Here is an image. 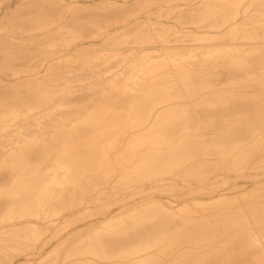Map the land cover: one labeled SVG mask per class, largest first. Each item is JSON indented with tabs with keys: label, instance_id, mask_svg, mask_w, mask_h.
I'll use <instances>...</instances> for the list:
<instances>
[{
	"label": "rangeland",
	"instance_id": "rangeland-1",
	"mask_svg": "<svg viewBox=\"0 0 264 264\" xmlns=\"http://www.w3.org/2000/svg\"><path fill=\"white\" fill-rule=\"evenodd\" d=\"M8 1V2H7ZM11 1H15V0H11ZM10 0H0V9L1 10H3V8L4 7H6V6H8V5H12L11 6V9H13L12 10V12H9V11H6V13L8 14V12L11 14L12 13V15H8L7 17H6V19L2 22V24H0V26H2V29L4 30L5 28L7 29V30H9L10 31V29H11V31H13V29L14 28H17L16 30L14 29V32L15 33H18V34H20L21 33V31L20 30H23L25 27L26 28H28L29 27V29H34V30H36V29H39V27H40V29H42L41 27L44 25V26H49V29H56L55 30V32L53 31L52 33H50L49 35H47V37H45L44 39L43 38H38V40L36 39V40H31V41H29V40H24V41H12V40H10L6 35H5V33L6 34H8L7 32H2V33H0L1 34V36H0V59L2 58L3 59V61H0V121L1 120H4V121H2L0 124H1V126H0V139L2 140H0V156L3 154H6V152H8V150H10L9 151V153H7L6 155H4V157H3V155L1 156V157H3L4 159H6V157L5 156H8L7 158H9V155L10 156H12L13 154L12 153H10V152H12L13 150L15 151V153H14V155H13V157L15 156V154L18 156V151H19V149L21 150V152L23 151L22 149H24L25 148V146H27L28 144H30V143H34V144H36L34 141H37L39 138H41L40 140H43V139H45V140H43V141H45L44 142V144H43V141H41L42 142V144H37V145H41V148H43L44 149V151H45V149H47V146H49L48 147V149L50 150V146L51 145H49L48 143H50V144H52V150H50V153H48L49 152V150L47 151V153L49 154V156H48V154L46 153H44L45 155H46V157H49V158H52V160L50 159L49 160V158H48V161L49 162H51L50 164H49V167H51V168H48V165H47V162L45 163L46 165H47V168L49 169H47L46 168V165H43V170L41 171V172H43L42 174H44L46 177L47 176H49L50 174H51V176L52 175H54V176H50V178L49 177H47L48 179H49V181H45V189H46V194H47V196L46 197H49L48 199L45 197L43 200H44V202L42 201V203H45L44 204V206H45V209H44V211H46V210H49V208H50V210L49 211H47L46 213H52L50 216H53L54 215V217H49V214H45V212L43 211H41L42 212V214H45V215H42L41 214V212L39 213V215H41V216H39V217H35V220L33 219L34 217H28V216H24V215H19L18 213H16L14 210H12V209H14L13 207H14V205L13 206H8L7 208H6V210L7 211H4V213H2V215L1 216H3L2 217V221L0 222V234L2 233V234H4V235H0V264H36V262H38V261H41L40 262V264H67V261L68 260H66L65 261V257L66 256H71L72 254V256H73V258H74V256H75V251H76V257L74 258V259H76V261L75 260H73V258H72V256H71V258H67V259H69V260H71L72 261V263L73 264H76L78 261H79V263L80 262H82V263H85V264H87V262H89V261H84V259H86V260H90V262L88 263V264H92L91 262V260L92 259H94L93 260V263H95V264H98V260L99 259H101V263H100V260H99V264H110L112 261H114V260H116L115 261V263L114 264H121V262H122V264H127L128 263V261H129V263L128 264H141V263H138V262H142V260H144L143 262L146 264V259L148 258V256H149V254H148V252H151V250H152V253H154L153 252V250L154 251H156L157 249L159 250H157L156 252H158V254H160V252L162 251V255H160V257H163L164 256V258H162V263L161 264H171V262H170V260L172 261L173 259H174V261H172V264H175L176 263V261H178L177 263L179 264L180 262L179 261H182V262H185V260H188V261H186L188 264H195V263H197V264H200V263H202V264H207V261H211V262H213L212 264H217V263H215V262H218V261H220V260H218L217 261V259H221V261L218 263V264H224V262H223V260L225 261V259H223L224 258V255H227L228 254V256L230 257H228L227 256V259H226V261H230L229 259H231V257H232V255H236L234 252H230L229 251V253L227 252V253H225V251H227V249H228V245H229V243H227L225 240H227V241H229L228 239L230 238V241L232 240V239H234V237L236 236H238L239 234H241V235H239L238 237H237V239H240V250H241V254H242V250L244 249V252H245V250H246V246H248L250 243L249 242H251V240H252V242L251 243H253V241L255 242L256 240V243H259V245L257 244V247L259 248L258 249V251L255 253V254H257L256 256H255V254L253 255V257L256 259V257L257 258H259L260 257V259L261 260H264V249H262V248H264V241L263 240H261V238L260 237H262V239L264 238V216L262 215V214H264V160L262 159V158H264V148L263 149H261L260 147L262 146V144H261V142H264V125H261V128L263 129H261V128H259L258 127V129L257 130H259V132L258 131H256V133L255 132H253V134L255 133L256 135H257V137L259 136V137H261L260 138V140H259V143L261 144V146H260V144H258V146H257V143H253L255 146H253L252 147V145L253 144H251V150L250 149H248L250 152L251 151H254V152H252V153H254L253 155L254 156H252V157H250L251 155H252V153H248V156H249V154H250V156L249 157H247V155L245 154L246 153V151H244V150H247V148L249 147L250 148V146H247V144L249 143V142H247L246 141V143H245V141H243V143H244V145H245V147H246V149L245 148H240L241 150V154L243 153V152H245L244 153V155H243V157L241 156V154L240 153H238L239 155H240V157H242V159L246 156V158L245 159H247V158H249V162L251 163V164H253L252 166H250L251 164H248L247 162H248V160H246L245 162L248 164V168L246 167V169H245V167H244V165L246 164H244L243 166H242V164L244 163V160H242L240 157H239V155L238 154H236L235 155V158H237V159H239L240 158V161L242 160L243 161V163H242V161L241 162H239V160H235V158H230L229 159V162H228V164H227V166H229V164H231L230 162H232L233 164H234V166H235V169H236V171H235V169H234V167H232V168H229V167H227V166H225L224 164H226L227 162H225V161H227V157H225L226 159H224L223 158V161L225 162L222 166H220L221 168L219 169V167H218V171H216L217 172V174L215 173V171H213L214 173H212V171L211 170H213V169H207L208 171H207V174H208V177H212V179L210 178V180L211 181H213L214 180V178H216L215 179V181H213V182H211L210 180H209V182H207L208 181V177H207V174H206V176H203V175H200V176H195L196 178H193L192 179V177L190 176V177H188L189 178V180H188V178L186 177V176H183V178L184 177H186L187 179L186 180H188V182H190L191 180L190 179H192L193 181V183L192 182H190V183H188L186 180H185V178H184V180L187 182H185L184 180L182 181V176H175V175H173L172 173V175L170 174V173H168V174H163L162 175V177L161 176H159V177H157L156 179H153V180H155V181H152V182H156L154 185H153V183L151 182V184H152V186H151V184H149L148 183V181L149 180H151L150 178H149V180L147 181L146 179V181H144V173H146L145 172V167H144V165H142V162H143V164L145 163L144 162V160L145 159H147L148 158V155H150V152H152L153 151V149L151 150V151H149V152H147L146 153V151H147V149L148 150H150L151 148H148L149 146H153L154 145V140H156L155 141V144H156V142H157V137L158 136H160V135H158L157 137H155V135H157V134H162V131H160V129L162 128V126H164V125H162V123H161V121H160V118L161 117H163V118H161V120H162V122L164 121V123H165V120L167 121L168 120V122H171V120L170 119H172V122L173 121H175L174 120V118H170L169 119V117H168V115H166L165 117L167 118H165L164 119V115L163 116H158V115H162V114H155L154 116H156V117H158V121H160V122H158V121H156V124L154 123V122H150L151 120L153 121V119L154 118H156V117H154V116H152L151 115V117L153 118V119H149V121L147 122H145V124L147 125H145V124H142V123H144V122H142L141 123V121H139V120H137L136 118H132V117H130L129 118V120L127 121V124L128 125H126L127 127H128V129H130L131 127H130V124H131V126H134V127H132L130 130H128L127 129V127L125 128V129H123L122 128V130H120L119 132L118 131H116V134L117 133H120L119 135L121 136H118V134H117V136L119 137H117L116 136V134H114L115 136V142H113L114 140L113 139H109V135H107L108 136V139H107V136L106 135H104V134H102V133H104L103 131V129H100V130H95V129H93V131L94 132H92V130H91V134L90 133H88L89 131H86L87 132V135L88 134H90V135H92L91 137H90V135H88V137H86L87 135L86 134H84V138H82L81 137V139L80 140H84V141H88L87 139H89L90 140V142H92V140L91 139H93V141H94V138H93V133H94V135L96 134V132H98L97 134V136H94L95 137V139H96V141L95 142H97L99 139L98 138H100L101 140V142H102V140L104 139V137H105V139H104V141H103V143L105 142H107V140L109 141V142H107L106 144H102L101 142V146L100 147H98V148H101V152H100V149L98 150V157L100 156V158L102 159V160H100L99 162L100 163H98L97 162V165L99 164L100 166H101V164H105V163H107V166L109 165V164H114L113 166H115V164H119L120 162L122 163H120L121 164V166H123V167H125V169L123 168V170H122V168L120 169V164H119V168H117L118 167V165H117V167L115 166V168H116V172H114L115 171V169L113 170V166H111V167H106L105 165V167L106 168H104V166L102 165L101 167H103L101 170L102 171H100V172H102V173H100L99 174V170L100 169H98L100 166L98 165V167L96 168L95 167V169H98V170H95V169H93L92 168V170H95V171H93V172H95L99 177H97V175H94L95 173H93L92 172V170H90V171H88L89 172V174L87 173V171H85V173L84 172H82L83 174L79 177V179H77L76 181H78V182H76V181H74V179L72 180L71 179V181H70V179L66 176V172L70 169V168H72V165L73 164H75V162L76 161H78V160H80L78 163L80 164V163H83L84 161H85V159L87 158V157H89V155H86V152H87V154H88V152H89V149H88V151H87V149L85 150L84 149V153H82L84 156L82 157V154H81V156H78V160L76 159L75 160V162H73L71 165L70 164H63L62 162L63 161H61V160H59L58 159V157H57V154H60L61 155V151H62V149L66 146V147H68V143H66L65 144V142H63V141H60V140H55V134L57 133V132H61V130H62V134H59L60 136V138H62L61 137V135L62 136H65V134L64 133H69V132H71L73 129L72 128H74L75 126H76V124L77 123H79V122H82V121H86V119L89 117V119H92L91 118V116L92 117H94V118H96L95 117V114L97 115V113L96 112H98V105H99V101L100 100H97L96 98V102L94 101H92V104H91V102L90 101H86L85 99H83L84 98V94H86V93H84L83 94V92L85 91V88L86 89H88L89 90V88H94L93 90H89V91H87V92H90L91 94L90 95H93V94H96L97 93V95H102L103 93H102V91H104V90H106V91H108L109 90V87L112 89V86H114V85H117V84H119L120 85V87L118 88L119 90H124L125 92L123 93L124 94V97H125V93H126V91L128 92H132V93H134L135 91H139V89L140 90H143L142 88H143V85L144 84H142L143 82L144 83H146L145 85L147 86V85H150V83H152L151 85H153V83H155V82H157L158 81V83L157 84H159L158 86H157V84H154L156 87H162L163 85H165L164 83H168V80H171V82L170 83H168V84H171L172 83V85H170V87H164L163 88V93L165 94V92H167V90L166 89H168V88H171L172 89V87H174L175 88V86H176V89L177 88H180L179 86H181V85H178V84H175L176 83V81H178L179 79H183L184 78V76L186 77V75L184 74L185 72H190V70L194 73H192V75H194L193 77L195 78V76H196V79H198L199 78V76H198V74L199 75H204V76H207V74H208V76H207V78H210V77H212V78H215L216 76V78H218V80L215 78V79H211L210 81H209V83H211V81L213 82L212 84H213V86L216 88V86H217V88L219 89V91L217 90L216 92H215V90L216 89H214V87L212 88V84H211V88L209 89V90H207L208 88L205 86H203V88H201L202 89V93H201V91L199 92V90H201L199 87L200 86H198V85H201V84H199V82H196V84H198L197 86H195L196 84H194V88L195 87H197V88H199L198 89V91L196 92V90H195V94H193V96L191 95V93H190V98H191V100H188V99H190V98H187V96H188V94H186V99L189 101V103H188V101H186V99L185 98H183L184 99V101H182V98L179 100V99H175L174 100V102L176 101H180V104H179V102H177L178 103V105H179V107H184V106H187V105H195L197 102H200V100L202 99L201 97L202 96H208V98L209 97H212L213 98V96L215 95V94H219L218 92H223V91H225V90H223V89H226L227 87H228V90L230 89L231 90V88L236 84V82H237V86L235 85V87H233L232 89H234V91H235V89H236V91H238V88L240 87L241 89H239L240 90V93H242L241 91L243 90V93H245V94H252V88H254V87H258V88H255V91H256V89L258 90H260V88L262 87L263 88V84H264V82H263V76H262V83H260V82H258V81H255V83L256 84H254V81H252L251 79H253L252 77H254V76H252L253 75V73H254V69L258 72V70H257V67L258 66H256L254 63H255V59L256 60H261L260 59V55H261V58H262V60L264 59L263 57H264V4H263V1L262 0H259V1H257V0H244V2H242L243 0H221V1H219V0H201L202 2L201 3H199L198 5H197V3H196V5H191L190 6V2H188L187 0H148V1H146V3L145 2H143V1H141L140 2V0L138 1V0H116V2L115 3H105L104 2V0H95L96 2L94 3L95 4V6L93 5V3H80V4H74L73 2H74V0H62V2L60 1V0H31L30 2H28V4L27 5H25V6H23V7H15V5H14V2H11ZM54 1V2H53ZM82 1V0H81ZM103 1V2H102ZM123 1H126V2H121ZM149 1H151V2H149ZM166 3H164V2ZM178 1H180V2H178ZM208 1H210V2H208ZM219 1V2H218ZM225 1H227V2H225ZM239 1V2H238ZM240 1L242 2L241 4H240ZM257 1V2H256ZM6 2V3H5ZM46 2V3H45ZM72 2V3H71ZM119 2V3H118ZM136 2H138V3H136ZM149 2V6L147 5V3ZM171 2V3H170ZM178 3V4H176V3ZM204 2H206L205 4H204ZM211 2H213V3H211ZM225 2V3H224ZM231 2H233L234 4H231ZM262 2V3H261ZM11 3H13V4H11ZM34 3V4H33ZM50 3V4H49ZM57 3H60V4H57ZM97 3V4H96ZM139 3H141V5L143 6V8L141 7V5L139 4ZM145 3V4H144ZM151 3V4H150ZM170 3V4H169ZM181 3V4H180ZM252 3V4H251ZM255 3V4H254ZM258 3V4H257ZM48 4V5H47ZM62 4V5H61ZM64 4V5H63ZM65 4H67V5H65ZM70 4V5H69ZM87 4V5H86ZM92 4V5H91ZM100 4V5H99ZM111 4V5H110ZM128 4H130V5H128ZM133 4V5H132ZM165 4V5H164ZM170 6H169V5ZM203 4V5H202ZM209 6H208V5ZM212 4V5H211ZM214 4V5H213ZM226 4H227V6H226ZM240 4V5H239ZM243 4V5H242ZM245 4V5H244ZM250 4V5H249ZM263 4V5H262ZM43 5H45V6H43ZM50 5V6H49ZM54 5V6H53ZM79 5V6H78ZM84 5V6H83ZM106 5V6H105ZM109 5V6H108ZM113 5V6H112ZM126 5V6H125ZM135 5V6H134ZM139 5H140V7H139ZM144 5H146V6H144ZM156 5V6H155ZM161 5H163V6H161ZM175 5V6H174ZM189 5V6H188ZM199 5H200V7H199ZM211 5V6H210ZM219 5V6H218ZM28 6V7H27ZM52 6V7H51ZM59 6V7H58ZM108 6V7H107ZM138 6V7H137ZM152 6V7H151ZM154 6V7H153ZM159 8H158V7ZM174 6V7H173ZM194 6V7H193ZM239 6H242V7H239ZM38 7V8H37ZM40 7V8H39ZM46 7V8H45ZM62 7V8H61ZM69 7V8H68ZM89 7V8H88ZM92 7V8H91ZM94 7V8H93ZM135 7V8H134ZM137 7V8H136ZM168 7V8H167ZM171 7V8H170ZM176 7V8H175ZM185 7V8H184ZM191 7H192V9H191ZM198 7V8H197ZM222 7H223V9H222ZM225 7H227V8H225ZM234 8V10H233V8ZM236 7V8H235ZM16 8H17V10H16ZM23 8V9H22ZM62 10H61V9ZM74 8V9H73ZM118 8V9H117ZM143 9V11H142V9ZM146 8V9H145ZM148 8H149V10H148ZM165 8V9H164ZM178 8V9H177ZM180 8H181V10H180ZM187 8V9H186ZM189 8V9H188ZM197 8V9H196ZM210 8V9H209ZM215 8V9H214ZM220 8V9H219ZM230 10H229V9ZM239 8V9H238ZM36 9V10H35ZM65 9V10H64ZM97 10L98 11V13L95 11V10ZM104 9V11H102ZM114 10V12H112L111 10ZM137 9V10H136ZM139 9H141V11L139 10ZM159 9V10H158ZM164 9V10H163ZM172 9V10H171ZM184 9V10H183ZM199 9V10H198ZM202 9V10H201ZM205 9L207 10V11H205ZM218 9V10H217ZM232 9V10H231ZM19 10V11H18ZM44 10H45V13H43L44 12ZM56 10H58V11H56ZM67 10V11H66ZM69 10H70V12H69ZM89 10V11H88ZM120 10V11H119ZM136 12H135V11ZM166 10V11H165ZM190 10V11H189ZM198 10V11H197ZM208 10H210V11H208ZM238 12H236V11ZM22 11V12H21ZM30 11V12H29ZM35 11V12H34ZM49 11V12H48ZM52 11V12H51ZM92 11V12H91ZM116 11V12H115ZM124 11V12H123ZM139 11V12H138ZM157 11V12H156ZM172 11V12H171ZM176 11V12H175ZM182 11V12H181ZM187 11H188V13H187ZM204 13H203V12ZM213 11V12H212ZM220 11V12H219ZM228 11V12H227ZM232 11L234 12V13H232ZM241 11V12H240ZM257 11V12H256ZM261 11V13H259ZM14 12V13H13ZM29 12V13H28ZM42 12V14H41V16L39 17L38 15H40V13ZM96 12V13H95ZM108 12H109V14H108ZM120 12V13H119ZM159 12V13H158ZM164 12V13H163ZM165 12H167V13H169L168 15H167V13H165ZM174 12V13H173ZM186 12V13H185ZM192 12V13H191ZM197 12H198V14H197ZM201 12L205 15V17H204V15L203 14H201ZM215 12H216V15H214L215 14ZM217 12L219 13V14H217ZM236 12V13H235ZM256 12V13H255ZM24 13V14H23ZM52 13V14H51ZM63 15H62V14ZM73 13V14H72ZM83 13V14H82ZM85 13V14H84ZM135 14V13H140L139 14V16H138V14H135L136 16H134V15H131V14ZM142 13V14H141ZM146 13V14H145ZM153 13V14H152ZM163 13V14H162ZM199 13H200V15H199ZM209 14V16H208V14ZM241 13V14H240ZM248 13V14H247ZM259 14V15H257L256 16V14ZM17 14V15H16ZM25 14H26V16H25ZM29 14V15H28ZM45 14H46V16H45ZM48 14V15H47ZM58 14V15H57ZM89 14H90V16H89ZM95 14H97V15H95ZM106 14V15H105ZM115 14H117V16L115 15ZM128 14V15H127ZM178 14V15H177ZM212 14V15H211ZM227 14V15H226ZM229 14V15H228ZM234 14V15H233ZM236 14V15H235ZM243 14H245V15H243ZM20 15H22L21 17H20ZM30 15H33V17L32 16H30ZM88 15V16H87ZM110 17H109V16ZM141 15H143V17L141 16ZM146 16V18H145V16ZM150 15V16H149ZM174 15V16H173ZM177 15V16H176ZM199 15V16H198ZM218 15V16H217ZM231 15V16H230ZM247 15V16H246ZM38 16V17H37ZM46 17V18H44V17ZM64 16H65V18H64ZM82 16V17H81ZM98 16V17H97ZM100 16V17H99ZM101 16H103V17H101ZM107 16V17H106ZM120 16V17H119ZM130 16V17H129ZM133 16V17H132ZM138 16V17H137ZM155 16V17H154ZM159 16V17H158ZM162 16V17H161ZM167 16V17H166ZM169 16H171V17H169ZM173 16V17H172ZM206 16H208V17H206ZM212 16H214V17H212ZM244 16H246L245 18H244ZM12 17V18H11ZM15 17V18H14ZM19 17V18H18ZM27 17V18H26ZM88 17V18H87ZM122 17V18H121ZM216 17H221L220 19L218 18H216ZM223 17V18H222ZM225 17V18H224ZM232 17V18H231ZM233 17H235V18H233ZM237 17V18H236ZM238 17H239V19H238ZM29 18V19H28ZM34 18V19H33ZM52 18H54V19H52ZM76 18V19H75ZM89 18H91V19H89ZM108 18V19H107ZM113 18H114V20H113ZM133 18H134V21H132L133 20ZM137 18V19H136ZM147 18H148V20H147ZM150 18V19H149ZM173 18V19H172ZM195 18H197L196 20H194ZM209 18V19H208ZM230 18V19H229ZM70 19V20H69ZM93 19H94V21H93ZM129 19V20H128ZM130 19H132L131 21V23H129L130 22ZM178 19V20H177ZM218 20V22H217V20ZM228 19H229V21H228ZM232 19H234L233 21H231ZM237 19H238V21H237ZM30 20V21H29ZM48 20V21H47ZM55 20V21H54ZM83 22H82V21ZM86 20V21H85ZM88 20V21H87ZM104 20V21H103ZM114 22H113V21ZM126 20H128V21H126ZM138 22V23H136V21ZM196 22H194V21ZM213 20V21H212ZM223 20V21H222ZM224 20H227V21H224ZM240 20H242L241 22H240ZM245 20V21H244ZM67 21V22H66ZM71 21V22H70ZM77 21V22H76ZM82 23H81V22ZM90 21V22H89ZM99 22V24H98V22ZM106 21H107V23H106ZM144 21V22H143ZM152 21V22H151ZM174 21H175V23H174ZM198 21V22H197ZM216 21V22H215ZM239 22V23H237V22ZM13 22H14V24H13ZM19 22V23H18ZM22 22V23H21ZM24 22V23H23ZM33 22V23H32ZM51 22V23H50ZM69 22V23H68ZM101 22V23H100ZM103 22V23H102ZM109 22V23H108ZM110 22H111V24H110ZM127 22H128V26H126V27H124V25L125 24H127ZM133 22H135L134 24H133ZM141 22V23H140ZM172 22V23H171ZM187 22H188V24H187ZM199 22H201L200 24H199ZM202 22H205L204 24L202 23ZM210 22V23H209ZM221 22V23H220ZM222 22L224 23V25L222 24ZM225 22H227L226 24H225ZM229 22H232V24L230 23L229 24ZM245 22H247V23H244ZM29 23V24H28ZM66 23V24H65ZM123 23V24H122ZM143 23V24H142ZM145 23H146V25H145ZM190 23H191V25H190ZM193 23V24H192ZM207 23V24H206ZM236 23V24H235ZM242 23V24H241ZM10 24V25H9ZM21 24V25H20ZM26 24V25H25ZM43 24V25H42ZM70 24V25H69ZM75 24V25H74ZM95 24H97V25H95ZM105 24H107V25H105ZM109 24V25H108ZM148 24V25H147ZM152 24V25H151ZM153 24H155V25H157V26H153ZM196 24V25H195ZM214 24V25H213ZM218 24L219 25H221V27L219 26L218 27ZM238 24V25H237ZM6 25V26H5ZM14 25V26H13ZM81 25V26H80ZM83 25V26H82ZM131 25V26H130ZM137 25V26H136ZM145 25V26H144ZM190 25V26H189ZM199 25V26H198ZM209 25V26H208ZM227 25V27L228 26H230L231 27V29H230V27L229 28H224V26H226ZM234 25V26H233ZM244 25V26H243ZM5 26V27H4ZM9 26V27H8ZM21 26V27H20ZM22 26H24V27H22ZM56 26H58V27H56ZM87 26H88V28H87ZM96 26V27H95ZM110 26H111V28H110ZM122 26H123V28H122ZM191 26H193V27H191ZM31 27V28H30ZM76 27V28H75ZM120 27L122 28V29H120ZM157 27H159L158 29H157ZM162 27V28H161ZM199 27V28H198ZM206 27H208V28H206ZM211 27H214L215 28V30H214V28H211ZM216 27H217V30H216ZM1 28V27H0ZM21 28V29H20ZM23 28V29H22ZM25 28V29H26ZM36 28V29H35ZM69 28V29H68ZM99 28V29H98ZM147 28V29H146ZM164 28V29H163ZM165 28H166V30H165ZM175 28V29H174ZM186 28V29H185ZM202 28V29H201ZM205 28V29H204ZM220 28H222L221 29V31H220ZM24 29V30H25ZM27 30V33H26V31H25V33H24V30L22 31V33H24L25 35H30V34H32V32H33V30L31 29V31L30 30ZM51 29V30H52ZM104 30V31H101V30ZM107 29V30H106ZM116 29V30H115ZM119 29V30H118ZM144 31H143V30ZM149 29V30H148ZM152 29V30H151ZM162 29L164 30V31H162ZM223 29H225V31L223 30ZM76 30V31H75ZM98 30V31H97ZM121 30V31H120ZM157 30V31H156ZM159 30V31H158ZM172 30H174V31H172ZM185 30V31H184ZM203 30V31H202ZM212 30H214V32L212 31ZM67 31V32H66ZM68 31L70 32V33H68ZM73 31V32H72ZM79 32V34H78V32ZM97 31V32H96ZM111 31H114V33L113 32H111ZM119 31V32H118ZM131 31V32H130ZM207 31V32H206ZM216 31H220V35H219V33L217 34L216 33ZM71 32H72V34L73 33H75V36L74 35H72L71 34ZM82 32V34H80ZM85 32V33H84ZM87 32H88V34H87ZM107 32V33H106ZM136 32V33H135ZM167 32H168V34H167ZM194 34H193V33ZM210 32H212V33H210ZM223 32V33H222ZM224 32H226V33H224ZM246 32V33H245ZM55 33V34H54ZM68 33V34H67ZM92 33V35H90V34ZM101 33V34H100ZM106 33V34H105ZM111 33V34H110ZM128 35H127V34ZM141 33V34H140ZM147 33V34H146ZM174 33H177V34H174ZM206 33H208V34H206ZM214 33V34H213ZM222 33V34H221ZM229 33V34H228ZM247 33H249V34H247ZM53 34V35H52ZM60 34V35H59ZM62 34V35H61ZM71 34V35H70ZM84 34V35H83ZM98 34V35H97ZM156 34V35H155ZM158 34V35H157ZM211 34V35H210ZM235 34V35H234ZM246 34V35H245ZM88 35V36H87ZM90 35V36H89ZM96 35V36H95ZM108 35H109V37H108ZM115 35H117L116 37H115ZM152 35H153V37H152ZM177 37H176V36ZM191 35V36H190ZM197 35V36H196ZM217 35V36H216ZM231 35V36H230ZM252 35V36H251ZM70 36V37H69ZM71 36H73L72 38H71ZM137 38H136V37ZM141 36V37H140ZM143 36H146V37H143ZM164 36V37H163ZM181 36V37H180ZM211 36H213V37H211ZM228 36H229V38H228ZM246 36V37H245ZM263 36V37H262ZM51 37V38H50ZM65 37V38H64ZM78 37H80V38H78ZM83 37V38H82ZM112 37V38H111ZM128 37V38H127ZM133 37V38H132ZM152 37V38H151ZM161 37V38H160ZM186 37H187V39H186ZM227 37V38H226ZM255 37V38H254ZM257 37V38H256ZM57 38V39H56ZM67 38V39H66ZM69 38H71V40H73V41H71ZM77 38V39H76ZM82 38V39H81ZM88 38H91V39H88ZM103 38V39H102ZM123 38V39H122ZM140 38V39H139ZM223 38V39H222ZM254 38V39H253ZM262 38V39H261ZM43 39V40H42ZM47 39V40H46ZM52 39V40H51ZM94 39V40H93ZM136 39V40H135ZM147 39V40H146ZM154 39V40H153ZM162 39H163V41H162ZM248 39V40H247ZM40 40V41H39ZM51 40V41H50ZM69 40V41H68ZM76 40L78 41V42H76ZM83 42H82V41ZM90 40V41H89ZM151 40V41H150ZM153 40V41H152ZM178 40V41H177ZM191 40H192V42H191ZM221 40V41H220ZM250 40H253V41H250ZM28 41V42H27ZM54 41H56V43L54 42ZM60 41V42H59ZM63 41V42H62ZM131 41V42H130ZM158 41H160V42H158ZM224 41V42H223ZM245 41V42H244ZM257 41V42H256ZM5 42V43H4ZM9 42V43H8ZM21 43V44H19V43ZM24 42V43H23ZM30 42V43H29ZM35 42V43H34ZM40 42V43H39ZM88 42V43H87ZM139 42V43H138ZM189 42V43H188ZM242 42V43H241ZM261 42V43H260ZM4 43V44H3ZM46 43V44H45ZM50 43V44H49ZM60 43V44H59ZM124 45H123V44ZM126 43V44H125ZM168 43V44H167ZM170 43V44H169ZM175 43V44H174ZM220 43V44H219ZM230 43V44H229ZM237 43V44H236ZM254 43V44H253ZM256 43V44H255ZM8 44V45H7ZM28 45V47L26 46V45ZM36 44V45H35ZM42 44H43V46H42ZM48 44L50 45V46H48ZM54 44V45H53ZM77 44V45H76ZM82 44V45H81ZM90 44V45H89ZM100 44V45H99ZM109 44V45H108ZM115 44V45H114ZM135 44V45H134ZM153 44V45H152ZM11 45V46H10ZM20 45V46H19ZM30 45V46H29ZM40 45V46H39ZM47 45V46H46ZM51 45H52V47H51ZM78 45H79V48H78V50L76 49V47H78ZM81 45V46H80ZM95 45V46H94ZM114 45V46H113ZM132 45H134V46H132ZM167 45V46H166ZM190 45V46H189ZM198 45V46H197ZM233 45V46H232ZM255 45V46H254ZM60 46V47H59ZM63 46V47H62ZM75 46V47H74ZM97 46V47H96ZM115 46H117V48H115ZM136 46V47H135ZM150 46V47H149ZM159 46H161V47H159ZM193 46H195V47H193ZM201 46H204V48L203 47H201ZM210 46V47H209ZM219 46V47H218ZM223 46V47H222ZM251 46V47H250ZM20 47V48H19ZM22 47V48H21ZM35 47V48H34ZM41 47H43V48H41ZM70 47V48H69ZM93 49V51H92V49ZM104 47V48H103ZM166 49H165V48ZM215 47H217L216 48V50H215ZM233 47V48H232ZM239 48V49H237V48ZM7 48H9V49H7ZM112 48V49H111ZM120 48V50L123 52H121L120 50L119 51H116V49L118 50ZM122 48V49H121ZM168 48H170V49H168ZM173 48V49H172ZM193 48V49H192ZM196 50H195V49ZM223 48H224V52H223ZM255 50H254V49ZM44 49V50H43ZM74 49V50H73ZM86 49V50H85ZM124 49V50H123ZM127 49H129V50H127ZM183 49V50H182ZM186 49V50H185ZM199 49V50H198ZM207 49V50H206ZM210 49H211V51H210ZM213 49V50H212ZM222 49V50H221ZM226 49V50H225ZM230 49V50H229ZM236 49V51H234ZM243 49V50H242ZM248 49H250V51L248 50ZM254 51H253V50ZM257 49V50H256ZM18 50V51H17ZM21 50V51H20ZM25 50H27V51H25ZM49 50H51L50 52H49ZM65 50H67V51H65ZM91 50V51H90ZM96 52H95V51ZM113 50V51H112ZM156 50V51H155ZM172 50V51H171ZM177 50H179V51H177ZM188 50V51H187ZM233 50V51H232ZM262 50V51H261ZM47 51V52H46ZM62 51V52H61ZM85 51V55L83 54V52ZM98 51H99V53H98ZM108 51V52H107ZM114 52V53H112V52ZM183 51V52H182ZM186 51V52H185ZM190 51V52H189ZM205 53H204V52ZM219 51V52H218ZM257 51V52H256ZM259 51V52H258ZM30 52H32L33 53V55H32V53H30ZM37 52H39V54L40 55H38V53ZM41 52V53H40ZM42 52H43V54H42ZM64 52V53H63ZM74 52V53H73ZM77 52L79 53V55H77ZM90 52V53H89ZM103 52H104V54H103ZM107 52V54H105ZM117 52H119V53H117ZM126 52V53H125ZM132 54H131V53ZM134 52L135 53H137L136 55L134 54ZM139 52V53H138ZM178 52V53H177ZM179 52H181V54H179ZM208 52V53H207ZM210 52V53H209ZM218 52V53H217ZM221 52H223L224 54H225V56L221 53ZM236 52V53H235ZM242 52H244L243 54H242ZM261 52V53H260ZM10 53V54H9ZM12 53L14 54V55H12ZM18 53H20V55L18 54ZM21 53H25V54H27V53H29V54H27V60H30V62H28L27 60H26V62H25V60L24 61H22V60H20L19 61V57L21 56ZM34 53H36V55H38V56H34ZM49 53H51V54H49ZM63 53V54H62ZM80 53H82V55L80 54ZM96 53V54H95ZM112 55H111V54ZM154 53V54H153ZM164 53H166L165 55H164ZM173 53V55H171ZM174 53H175V55H174ZM184 53V54H183ZM188 54V56H187V54ZM204 53V54H203ZM207 53V54H206ZM212 53V54H211ZM215 53H216V55H215ZM230 53V54H229ZM241 53V54H240ZM254 55H253V54ZM7 54V55H6ZM46 54V55H45ZM68 54V55H67ZM69 54H71V55H69ZM73 54H75V55H73ZM92 55V56H90V55ZM109 54H110V57H109ZM120 54H123L122 56L120 55ZM129 54V55H128ZM142 54V55H141ZM147 54H149V55H147ZM153 54V55H152ZM162 56H161V55ZM186 54V55H185ZM195 54V55H194ZM209 54V55H208ZM229 55V56H227V55ZM239 54H240V56H241V58H243V59H239ZM19 55V56H18ZM29 55H31V56H29ZM41 55H44V56H41ZM62 55V56H61ZM89 57H88V56ZM107 55V56H106ZM114 55V56H113ZM126 55V56H125ZM129 57H128V56ZM131 55V56H130ZM135 55V56H134ZM156 55V56H155ZM180 55V56H179ZM205 55H207V56H205ZM211 55V56H210ZM219 55V56H218ZM235 55L236 57H233V56ZM238 55V56H237ZM247 55V56H246ZM250 55V56H249ZM6 56H8V57H6ZM15 56V57H14ZM55 56V57H54ZM61 56V57H60ZM65 58H64V57ZM74 56V57H73ZM79 56H83L82 57V59H81V57H79ZM86 57V59H85V57ZM102 56H104L103 58H102ZM106 56V57H105ZM112 56V57H111ZM118 58H117V57ZM119 56H120V61H118L119 60ZM127 57V58H125V57ZM134 56V57H133ZM143 56V57H142ZM153 56V57H152ZM166 56V57H165ZM168 56H170V57H168ZM174 56V57H173ZM197 58H196V57ZM199 56V57H198ZM204 58H203V57ZM217 58H216V57ZM220 56H223V58L222 57H220ZM254 56V57H253ZM3 57H5V58H3ZM11 57V58H10ZM17 58V59H15V61H14V58ZM30 57V58H29ZM41 57V58H40ZM52 57H53V59H52ZM63 57V58H62ZM68 59H67V58ZM70 57V58H69ZM96 59H98L99 61H100V59H103V60H101L100 61V64H99V62L97 61V60H95V58ZM114 57V60L113 59H110V58H113ZM118 59H116V58ZM132 57H133V59H132ZM145 57H147L145 60L143 59V58H145ZM150 57V58H149ZM163 57V58H162ZM164 57H165V59H164ZM177 57H178V59L179 58H181V59H177ZM184 57V58H183ZM194 57V58H193ZM229 57V58H228ZM233 57V58H232ZM248 57V58H247ZM32 58V59H31ZM51 58V59H50ZM71 58H73V59H71ZM91 58V59H90ZM100 58V59H99ZM107 58V59H106ZM108 58H109V60H108ZM131 60H130V59ZM139 58H140V60H139ZM193 59V61H192V59ZM204 60H203V59ZM208 60H207V59ZM210 58V59H209ZM226 60H228V59H230V60H228V61H226ZM237 58V59H236ZM1 59V60H2ZM9 59V60H8ZM13 59V60H12ZM34 59V60H33ZM37 59V60H36ZM74 59L77 61H75V62H71V61H74ZM106 59V60H105ZM123 59V60H122ZM142 59V60H141ZM159 59V60H158ZM166 59H167V61H166ZM174 59V60H173ZM177 59V60H176ZM189 61H188V60ZM191 59V60H190ZM195 59V60H194ZM200 59V60H199ZM205 59H206V61H205ZM219 59V60H218ZM223 59V60H222ZM233 59V60H232ZM236 59V60H235ZM239 59V60H238ZM33 60V61H32ZM44 60V62H42ZM59 60V61H58ZM69 60V61H68ZM90 60V61H89ZM91 60H92V63H90L91 62ZM128 62H127V61ZM137 60V61H136ZM169 60V61H168ZM176 63H174L173 61ZM184 60V61H183ZM221 60V61H220ZM243 60V63L246 61H249V64L251 65V66H249L246 62H245V64L244 65H248V73H247V71H246V69H247V67H246V69H245V71H244V69H243V71H244V73H243V71H242V69H241V67H242V63H241V65H240V61H242ZM17 61V62H16ZM35 61V62H34ZM47 61V62H46ZM50 61V62H49ZM84 61V62H83ZM102 61H103V65L101 64L102 63ZM107 61L109 62V63H107ZM112 61V62H111ZM133 61V62H132ZM139 64H137L136 62ZM139 61H141L140 63H139ZM160 63H159V62ZM170 61L171 62H173L172 64L170 63ZM212 61V62H211ZM218 61V62H217ZM222 61H226V62H222ZM2 62V63H1ZM24 62V63H23ZM59 62V63H58ZM78 62H80V63H78ZM111 62V63H110ZM130 62V64L132 65H130L129 64V67H127L128 65H127V63H129ZM177 62L179 63V65L177 64ZM194 63V62H197V63H194V64H191V65H193V67L192 66H190V63ZM207 62H209V63H207ZM217 62V63H216ZM222 62V63H221ZM228 62H229V64H228ZM230 62H232V63H230ZM252 62H253V64H252ZM9 63V64H8ZM20 63H21V65H20ZM37 63V64H36ZM50 63H51V65H50ZM69 63V64H68ZM73 63V64H72ZM76 63V64H75ZM82 63H83V65H82ZM84 63H86V64H84ZM106 63V64H105ZM119 63V64H118ZM155 63H156V65H155ZM164 63V64H163ZM182 63V64H181ZM207 63V64H206ZM216 63V64H215ZM4 64V65H3ZM42 65V67H41V65ZM64 64V65H63ZM68 64V65H67ZM76 66H75V65ZM79 64V65H78ZM81 64V65H80ZM92 64V65H91ZM99 66H98V65ZM142 64V65H141ZM165 64H168V65H165ZM174 64V65H173ZM180 64H181V66H180ZM201 64H202V66H204L203 68L204 69H202V66H201ZM220 66V65H222V67H219L218 65ZM232 66H231V65ZM239 64V65H238ZM5 65H6V67H5ZM23 65V66H22ZM27 66V68H26V66ZM48 65V66H47ZM52 65H54L53 67H51ZM88 65V66H87ZM95 65V66H94ZM102 65V66H101ZM110 65V66H109ZM122 65V66H121ZM165 65V66H164ZM183 65V66H182ZM195 65H196V67H195ZM243 65V66H244ZM34 66V67H33ZM65 66V67H64ZM69 66V67H68ZM85 66H87V67H85ZM97 66V67H96ZM115 66V67H114ZM119 66V67H118ZM121 66V67H120ZM130 66H131V68H130ZM145 66V67H144ZM154 66V67H153ZM163 66V67H162ZM173 66V67H172ZM175 66V67H174ZM178 68H177V67ZM182 68V70L180 69V67ZM188 66V67H187ZM210 66V67H209ZM216 66V67H215ZM237 68V70H239V69H241L240 71H236L237 72V75L235 74V72H233V71H235L236 69H235V67ZM241 66V67H240ZM44 67V68H43ZM47 67H49V68H47ZM107 67H109L108 69H107ZM137 69H136V68ZM140 67V68H139ZM142 67V68H141ZM152 67V68H151ZM156 67V68H155ZM159 67H161V68H159ZM208 68L209 69V73H207V71H208V69L206 70V68ZM212 67H214V69L212 68ZM225 67H226V69H225ZM231 67H232V69H231ZM240 67V68H239ZM1 68H2V70H1ZM12 68V69H11ZM18 68V69H17ZM25 68L27 69L26 71H25ZM29 68V69H28ZM52 70H51V69ZM62 68V69H61ZM70 68V69H69ZM98 68H100L99 70H98ZM103 68V69H102ZM161 69V70H159V69ZM170 68V69H169ZM172 68H174L173 70H171ZM177 68V71L178 72H176V74H174V77L172 76V75H169V73L171 74V71H176L175 69ZM210 68H212L214 71L216 70V69H218L219 70V72H218V70H217V72L219 73L218 75L217 74H215L216 73V71H215V73H214V71H212L216 76H210V75H212V74H210L211 73V71L210 70H212V69H210ZM221 68H223V69H225V71L227 70V72L229 71V68H230V71L231 72H228L229 73V75L230 74H233V75H231V76H229L228 75V73L225 75V73L226 72H224V71H220V70H222ZM243 68V67H242ZM254 68V69H253ZM6 69V70H5ZM16 69H17V71H16ZM22 69H24V72H23V70ZM46 69V70H45ZM47 69H48V71H47ZM50 69V70H49ZM81 69V70H80ZM85 69V70H84ZM95 69H97V71L95 70ZM105 69V70H104ZM109 69H110V71H109ZM127 69V70H126ZM135 69V70H134ZM149 69H151L150 70V72H147V71H149ZM153 69H155V70H153ZM157 69V70H156ZM163 69L165 70V71H163ZM166 69H168V72H167V70ZM181 70L183 73L182 74H184V76L183 77H181V71H179V70ZM197 69V70H196ZM200 69H202L200 72L202 73V72H204V70L206 71L205 73H206V75H205V73H202V74H200V73H198V71L200 70ZM11 70V71H10ZM28 70H29V72H28ZM61 70V71H60ZM64 70V71H63ZM68 71V74H67V71ZM74 72H72V71ZM132 70V71H131ZM145 70V71H144ZM187 70V71H186ZM189 70V71H188ZM4 71V72H3ZM6 71H8V72H6ZM46 71V72H45ZM51 71H53V72H51ZM76 71V72H75ZM91 71H92V73H91ZM100 71L102 72V73H100ZM136 71H139V72H136ZM142 71H143V74H142ZM152 71V72H151ZM153 71H157L156 73L155 72H153ZM196 71H197V73H196ZM256 71H255V73H256ZM15 72H16V75H15ZM58 72V73H57ZM64 74H63V73ZM66 72V73H65ZM81 72H82V74L83 75H81ZM86 72V73H85ZM89 72V73H88ZM95 72V73H94ZM97 72V73H96ZM99 72V73H98ZM125 72V73H124ZM129 72V73H128ZM136 72V73H135ZM162 72V73H161ZM164 72H167L168 73V76H169V78H168V76H167V73H165V74H163ZM174 72H172V73H174ZM221 72H224V74L223 73H221ZM239 72V73H238ZM250 72H251V76L249 77V81H247L248 83H250L251 81L253 82V84H249L250 86H252V87H250L249 85H248V87H250L251 88V90H249V88H247V87H245V85H244V87H243V84H246L245 82H242V80H240V82L241 83H243V84H240V82L239 81H236V78L238 79V77H239V74L240 73H243V75H245V73H247V74H250ZM25 73V74H24ZM27 73V74H26ZM46 73V74H45ZM56 73V74H55ZM85 73V74H84ZM145 73V74H144ZM149 73V74H148ZM155 74V75H153V74ZM195 73L197 74V75H195ZM220 73L222 74V75H220ZM259 73V72H258ZM22 74V75H21ZM43 74V75H42ZM71 74V75H70ZM74 76H73V75ZM91 74V75H90ZM101 74V75H100ZM113 74V75H112ZM129 76H128V75ZM162 74H163V76H162ZM187 74V73H186ZM189 74V73H188ZM191 74V73H190ZM189 74V75H190ZM12 75H13V77L14 78H12ZM29 75V76H28ZM47 75V76H46ZM51 75V76H50ZM61 75H62V77H61ZM64 75V76H63ZM86 75H87V77H86ZM92 75H94V76H92ZM99 75V76H98ZM107 75H109V77L107 76ZM135 75H137V76H135ZM144 75V76H143ZM152 75H153V77H152ZM161 75V76H160ZM166 75V79H167V81H165L166 79H165V76ZM179 75V77H177ZM188 75V76H189ZM192 75H190V77H192ZM224 75V76H223ZM237 76L236 78H235V76ZM241 75V74H240ZM257 75H258V77L260 76V74H257L256 73V77L254 78V79H256L257 78ZM262 75V74H261ZM264 75V74H263ZM18 76V77H17ZM24 76V77H23ZM31 76V77H30ZM33 76V77H32ZM36 76V77H35ZM53 76V77H52ZM57 76V77H56ZM61 78H59V77ZM102 76V77H101ZM132 76H134V77H132ZM139 76V77H138ZM145 76H146V78L149 80V84H148V80H146L145 79ZM157 76L159 77V78H157ZM173 77L174 79V81L172 80V78L171 77ZM187 76V77H188ZM210 76V77H209ZM220 76V77H219ZM229 76V77H228ZM242 76V75H241ZM11 77V78H10ZM15 77H17V78H15ZM23 77V78H22ZM36 79H35V78ZM44 77V78H43ZM48 77V78H47ZM73 77H75V78H73ZM78 77V78H77ZM81 77H83V78H81ZM86 77V78H85ZM93 79H92V78ZM98 77V78H97ZM99 77H101V78H99ZM117 77V78H116ZM130 77V78H129ZM137 77H138V79H137ZM142 77V78H141ZM152 77V78H151ZM157 78V80H156V78ZM161 77H163V78H161ZM176 77V78H175ZM192 77V78H193ZM198 77V78H197ZM201 77V76H200ZM19 78V79H18ZM33 78V79H32ZM39 78V79H38ZM42 78V79H41ZM54 78V79H53ZM89 80H88V79ZM109 78V79H108ZM115 78V79H114ZM120 78V79H119ZM152 79L153 81L151 82V80L150 79ZM153 78H155V79H153ZM160 78H161V80H162V82H163V85H161V80H160ZM202 78H203V76H202ZM219 78H221V79H223V80H221V79H219ZM9 79H10V81H9ZM11 79H12V81H11ZM15 79V80H14ZM22 79V80H21ZM25 79V80H24ZM26 79H27V83H29V84H26ZM29 79V80H28ZM63 79V80H62ZM66 79H67V81H66ZM70 79V80H69ZM73 79V80H72ZM82 79V80H81ZM98 79V80H97ZM101 79H102V81H101ZM112 79V80H111ZM133 79V80H132ZM140 79V80H139ZM143 79H145L146 80V82H145V80H143ZM159 79V80H158ZM165 79V80H164ZM176 79H178V80H176ZM200 79V78H199ZM231 79V80H230ZM253 79V80H254ZM21 80V81H20ZM31 80V81H30ZM35 80V81H34ZM44 80H45V82H44ZM47 80V81H46ZM59 81V83H58V81ZM105 80H107L106 82H105ZM156 80V81H155ZM180 80V81H181ZM217 81V82H219L218 84L215 82V84H217L216 86L214 85V81ZM227 80V81H226ZM235 80V81H234ZM251 80V81H250ZM18 81V82H17ZM23 81H25L24 83H22ZM56 81V82H55ZM70 81V82H69ZM73 81V82H72ZM98 81V82H97ZM119 81H121L122 83H120ZM140 81H141V83H140ZM160 81V82H159ZM180 81H178V83L180 82ZM222 82V84H220L221 82ZM232 83H231V82ZM11 82V83H10ZM36 82H37V84H36ZM46 82H47V84H46ZM50 84H49V83ZM69 82V83H68ZM72 82V83H71ZM93 82V83H92ZM104 82V83H103ZM113 82H114V85H113ZM117 84H116V83ZM174 82V83H173ZM224 82V83H223ZM226 82V83H225ZM230 84H228V83ZM234 82H235V84H234ZM8 83V84H7ZM14 83H16V84H14ZM18 83V84H17ZM35 83V84H34ZM71 83V84H70ZM99 83V84H98ZM102 83V84H101ZM105 83L107 84V85H105ZM136 83V84H135ZM167 83H166V85L165 86H167ZM181 83V82H180ZM209 83H208V85H209ZM258 83H260L259 84V86L260 85H262L261 87H259V86H257V84ZM13 84H14V86H13ZM20 84V85H19ZM22 84V85H21ZM43 86H42V85ZM58 84V85H57ZM77 84V85H76ZM82 86H80V85ZM91 84V85H90ZM112 86H111V85ZM123 84V86H121ZM125 84V85H124ZM126 84H128V85H126ZM139 84H141L140 86H139ZM173 84L175 85V86H173ZM226 84H228L229 86H225ZM231 84H232V86H231ZM3 85H5V86H3ZM18 85V86H17ZM24 85V86H23ZM27 85H28V88H30L31 87V91H29V92H39L40 90H44V91H46L48 94H52V95H54L52 98L53 99H51V103L52 104H54V102H55V104L54 105H52V104H50V102H48L49 104H45V105H41V106H36V105H34L36 108H34L33 107V104H32V107H33V109H31L32 107H31V102L29 101V103H28V101H27V99L29 100V97H28V93H27V96H24V95H26L25 94V92H27V91H23V90H25V89H27L26 87H27ZM32 85V86H31ZM54 85V86H53ZM74 85V86H73ZM89 85V86H88ZM103 85V86H102ZM118 85V86H119ZM131 85H132V88H131ZM137 85L139 86V87H137ZM154 85L152 86V87H154ZM207 85V86H208ZM222 85H223V88H222ZM239 85V86H238ZM22 86V87H21ZM33 86H35V87H33ZM40 86V87H39ZM49 86V87H48ZM78 86V87H77ZM87 86V87H86ZM108 86V87H107ZM124 86H125V88H124ZM130 86V87H129ZM146 86H144V87H146ZM169 86V85H168ZM220 86V87H219ZM247 86V85H246ZM11 87H14V88H11ZM19 87V88H18ZM54 87V88H53ZM62 87V88H61ZM82 89H81V88ZM104 87H106V88H104ZM123 87V88H122ZM127 87H129V88H127ZM141 87V88H140ZM148 88L150 87V86H147ZM159 87V89L158 90H160V91H158L159 93H161L162 92V90H161V88ZM237 87V88H236ZM242 87H243V89H242ZM2 88V89H1ZM3 88H5V89H7L9 92L10 91H12L13 89H15V90H13L12 92L13 93H9L7 90H6V93H7V95H9L8 96V99H7V97H6V93H5V89H3ZM16 88H18V89H16ZM25 88V89H24ZM46 88V89H45ZM60 88V89H59ZM65 88H67V89H65L66 90V92H64V94L66 93V95H68L67 96V98H66V95H64L63 93H61V92H63L64 91V89ZM72 88V89H71ZM75 88V89H74ZM80 88V89H79ZM97 89V91H96V89ZM103 88V89H102ZM122 88V89H121ZM132 90H131V89ZM133 88H134V90H133ZM145 89L144 88V90H149V89ZM166 88V89H165ZM207 88V89H206ZM244 88H246V90L244 89ZM261 88V90H264V88L262 89ZM9 89H12V90H9ZM23 89V90H22ZM36 89V90H35ZM38 89V90H37ZM50 89V90H49ZM55 91H54V90ZM68 89H69V91H68ZM108 89V90H107ZM110 89V90H111ZM137 89V90H136ZM208 91V93H204L205 91ZM212 89V90H211ZM221 89V90H220ZM1 90H3L2 91V93H1ZM42 90V91H43ZM49 90V91H48ZM78 90V91H77ZM81 90H83L82 92H81ZM102 90V91H101ZM122 90V91H123ZM143 90V91H144ZM178 90V89H177ZM188 89H186V91H187ZM245 90V91H244ZM248 90V91H247ZM254 90V89H253ZM258 90V91H259ZM18 91V92H17ZM44 91L42 92V93H44ZM76 91H77V93L78 92H80V93H78V96L80 95L81 96V94H83L82 95V97H80V98H78V96L77 95H75L76 94ZM98 91H100V92H98ZM134 91V92H133ZM169 91H171V90H169L168 89V92ZM204 91V92H203ZM206 91V92H207ZM210 91V92H209ZM212 91H214V92H212ZM226 91H227V89H226ZM225 91V92H226ZM250 91V92H249ZM19 92H21V94L19 93ZM23 92H24V95H23ZM45 92V93H46ZM50 92V93H49ZM53 92H54V94H53ZM60 94H59V93ZM68 92H72L71 94L70 93H68ZM96 92V93H95ZM149 92H151V91H149ZM185 92V91H184ZM212 92V93H211ZM228 92V91H227ZM231 92H233L232 90H231ZM99 93V94H98ZM107 93V92H106ZM131 93V94H132ZM189 93V92H188ZM199 95H201V97L199 96V98L200 99H197L198 98V94ZM201 93V94H200ZM213 94V95H210V94ZM215 93V94H214ZM254 93H256V92H254ZM3 94V96H1ZM17 94V95H16ZM20 94V95H19ZM58 94L59 95H64V100H63V102L61 103V104H63V105H61L62 106V108L60 109V107H59V105H57V104H59V99L58 98H60L59 96H58ZM130 94V93H129ZM207 94V95H206ZM209 94V95H208ZM11 95V96H10ZM19 95V96H18ZM23 95V96H22ZM56 95L58 96V98H57V100H56ZM69 95H71V96H69ZM96 95V96H97ZM126 95H127V93H126ZM194 95H196L197 97H195L194 98ZM21 96H22V98H21ZM72 96H73V98H77V99H72ZM95 96V97H96ZM121 96H122V94H121ZM9 97H10V99H9ZM15 97H17V98H15ZM18 97H20V98H18ZM71 98L72 100H75V101H73V102H75L76 103V105H75V103L73 104V102L71 101V99H69V98ZM99 96H97V98H98ZM101 97V96H100ZM189 97V96H188ZM205 97V98H206ZM264 97V96H263ZM262 96L261 97H258V98H256V99H254L255 101H253L254 103H249V104H246L245 105V109L243 110V111H241L240 112V114L241 115H245V116H250V115H253V114H251L252 113V110L251 109H248V107L249 106H251L252 105V107H253V109L256 111L259 107V109L258 110H260V111H258V112H262V113H264V98H263ZM11 98H14V99H11ZM24 98H25V100L27 101V103L28 104H30V105H28L26 102H24L25 100H24ZM27 98V99H26ZM193 98V99H192ZM204 98V97H203ZM207 98V99H208ZM15 99H18V100H15ZM55 99V100H54ZM66 99V100H65ZM79 99H80V101L82 100V102L84 103H86V102H88L87 104L88 105H86L85 103H84V105L83 104H81V105H79L80 103H82V102H80L79 101ZM99 99V98H98ZM8 100V101H7ZM19 100L24 104L23 106V108L21 107L22 106V103L20 102V103H18L19 102ZM69 102H68V101ZM77 100V101H76ZM93 100V99H92ZM196 100V101H195ZM210 100V99H209ZM207 101L206 103H212V100H210V101ZM3 101V102H2ZM5 101V102H4ZM12 101H14V102H12ZM18 101V102H17ZM67 101V102H66ZM80 102V103H78L77 104V102ZM2 102V103H1ZM11 102H12V104H11ZM56 102H57V104H56ZM72 102V103H71ZM168 102L170 103V102H173L172 100H168L167 102H165V104H168ZM174 102H173V104H174ZM184 102H186L185 104H184ZM190 102H191V104H190ZM256 102V103H255ZM68 104V106H67V104ZM96 103L98 104V105H96ZM177 103H175L174 105L175 106H178L177 105ZM183 103V104H182ZM193 103V104H192ZM17 106H16V105ZM18 104H19V106L21 107L20 109L18 108V109H16V110H18L19 112L18 113H15L14 115L16 116V114H17V116L19 117H14L13 115H10L11 113H9V115H8V112L7 111H4V110H8L7 109V107H9V106H11V107H9V109H11L12 110V106H13V109H15V108H17V107H19L18 106ZM21 104V105H20ZM26 104H27V106H26ZM66 104V105H65ZM69 104L71 105V106H69ZM89 104L92 106H89ZM210 104H208V105H210ZM5 105V106H4ZM9 105V106H8ZM50 105V106H49ZM75 105V106H74ZM78 105H79V107H78ZM93 105H95V106H93ZM102 105V104H101ZM249 105V106H248ZM257 105V106H256ZM2 106V107H1ZM3 106H4V108H3ZM15 106V107H14ZM45 106H47V107H49L48 108V110L49 109H53V111L51 110V111H49L48 112V110L46 111V109L45 108H43V107H45ZM51 106H53V108H50ZM76 106L78 107V108H76ZM164 106V105H163ZM211 106V105H210ZM46 107V108H47ZM55 107H57V108H55ZM59 107V108H58ZM74 108V110H78L77 112L75 111V113H77L76 115L78 116V118L81 120V121H79L78 120V118H76L77 116H75V113H73L74 111H73V108ZM87 107V108H86ZM97 107V108H96ZM25 108V109H24ZM30 108V109H29ZM44 109L43 111L44 112H42V115H41V110H38V109ZM68 108V109H67ZM92 108H94L93 110H95V111H92ZM130 108V107H129ZM128 108V109H129ZM257 108V109H256ZM263 108V109H262ZM23 109L25 110V112L23 111ZM26 109H28V110H26ZM35 109H36V111H35ZM72 109V110H71ZM81 109H83V110H81ZM90 111V114H89V112L87 111ZM20 110H22V111H20ZM29 110H32V112L31 111H29ZM34 110V111H33ZM56 110V113L58 114V115H56L55 114V111ZM59 110V111H58ZM63 110V111H62ZM67 110V111H66ZM81 110V112H79ZM29 111V112H28ZM46 111V112H45ZM65 111V112H64ZM153 111V110H152ZM23 113V114H21V113ZM35 112V113H34ZM48 112V113H47ZM54 113V115H53V113ZM60 112V113H59ZM82 112H83V115L85 116V115H88V116H85L86 118H84L83 117V115H82ZM94 112H95V114H94ZM257 112V111H256ZM20 113V114H19ZM24 113L26 114L25 116H31L30 114H34L33 115V117L31 116V118H32V120L30 119V121L31 122H29V119H28V121L26 120L27 118H28V116L26 117V118H24ZM28 113V114H27ZM39 113V114H38ZM46 113H47V115H46ZM85 113V114H84ZM87 113V114H86ZM92 113H93V115H92ZM157 113H159V112H157ZM262 113H260V114H262ZM37 114H38V116H37ZM46 115V116H44V115ZM59 114H61V118H60V115ZM65 114V115H64ZM66 114H67V116H66ZM74 114V115H73ZM173 114V113H172ZM21 115H23L22 117H21ZM35 115H36V117H35ZM50 115H52V117L54 118H56L55 119V121H54V119L53 118H50V119H48L49 118V116ZM58 116V122H56L57 121V117L56 116ZM174 115L175 116H173V115H169L170 117L172 116V117H176V114L174 113ZM240 115V121L241 122H244L243 120L244 119H246V117H244L243 118V116H241ZM6 116H12V121L14 120V119H16V120H18V121H13L14 123L12 124V122H10L9 120H11V117H9L10 119H7V117ZM46 117L47 119H45L44 117ZM73 116V117H72ZM74 116H75V118L78 120V122L76 121V119H74ZM5 117V118H4ZM20 117H21V119L22 120H24V122L20 119ZM36 118V120H35V118ZM37 117H38V120H37ZM150 117V116H149ZM2 118V119H1ZM4 118V119H3ZM34 118V119H33ZM43 118V120H41ZM64 118H66V119H64ZM132 118V119H131ZM243 120H242V119ZM39 119H40V121H39ZM60 119H62L61 121H60ZM68 119L70 120V122L69 123H72V125L70 124V126H69V123L67 122L68 121ZM134 119V120H133ZM164 119V120H163ZM7 120H8V122L9 123H7ZM36 122H35V121ZM63 120L65 121V122H63ZM72 120V121H71ZM88 120V119H87ZM136 120V121H135ZM247 120V119H246ZM20 121V122H19ZM42 121V122H41ZM48 121V122H47ZM133 121V123L135 124V122H136V124L135 125H133V123H131V122ZM135 121V122H134ZM139 121V122H138ZM210 121V120H209ZM263 121H264V118H263ZM7 124H9V125H7ZM26 122H29V123H27L28 125H26L25 126V124H26ZM34 122V123H33ZM52 123H55V125L51 128L52 129V131H51V129H49L50 127H51V124ZM59 122H61V124L59 123ZM109 123H110V121H108ZM112 122V121H111ZM130 122V123H129ZM206 122H208V120H206ZM3 123V124H2ZM7 125V126H9L10 127V129H8L9 127H7L5 124ZM17 123V124H16ZM23 123V124H22ZM39 123V124H38ZM49 124V125H47V127H46V124ZM56 123L57 124H59V125H61V127L60 126H57L56 125ZM65 123V124H64ZM108 123V124H109ZM149 123H152L153 125H154V127H156L157 125H159L160 123H161V125H159V126H157L159 129L158 130H156L154 127H153V125H152V127L155 129V130H152L151 128H150V130H149V127H151V125L149 124ZM163 123V124H164ZM19 124H21L20 126L21 127H18L19 126ZM31 124V125H30ZM34 124V125H33ZM43 126H42V125ZM44 124H45V126H44ZM62 124L65 126H62ZM106 124H107V122H106ZM108 124H107V126H108ZM110 124H112V123H110ZM109 124V125H110ZM141 124V125H140ZM167 124V123H166ZM262 124H264V122L262 123ZM3 125V126H2ZM11 125H12V127L13 126H17L16 127V129H13V128H15V127H11ZM33 125V126H32ZM68 125V126H67ZM74 125V126H73ZM144 125H145V129H144ZM150 125V126H149ZM156 125V126H155ZM6 126V127H5ZM23 126H24V128L26 127V129H24L23 128ZM30 126H32V127H30ZM42 126V127H41ZM50 126V127H49ZM56 126H57V128L59 127V129H57L56 128ZM137 126V127H136ZM139 126V127H138ZM260 126V125H259ZM263 126V127H262ZM34 127H37L36 129L38 130H36ZM49 127V128H48ZM68 127H70V128H68ZM148 127V128H147ZM1 128H3V130H1ZM21 128L23 129V130H25V131H22L21 130ZM27 128H31V130H29V129H27ZM35 129V130H33V129ZM38 128H40V129H38ZM53 128H54V130H53ZM65 128V129H64ZM66 128H68L69 130L66 132H64L63 133V131L64 130H67ZM109 128V127H108ZM137 128H139L140 129V131H138V129ZM147 128V129H146ZM257 128V127H256ZM4 129H6L5 131H4ZM8 129V130H7ZM13 129V130H12ZM41 129H42V131H41ZM47 129V130H46ZM70 129H71V131H70ZM119 128H117V130H118ZM127 129V130H126ZM134 131H133V130ZM137 129V130H136ZM144 129V130H143ZM10 130V131H9ZM27 130V131H26ZM29 130V131H28ZM40 130V131H39ZM50 131L49 133V135L48 134H46V131ZM56 130H58L57 132H56ZM102 130V132H101V135H100V131ZM123 130H126V131H128V132H124L123 133ZM135 130L136 131H138V133H136L135 132ZM146 130H148V132L146 131ZM198 130V129H197ZM197 130H195V132L194 131H192L191 133H193V134H191L192 136L193 135H197L199 132H197ZM201 130V129H200ZM199 130V131H200ZM3 133H2V132ZM14 131V132H13ZM17 131H19V132H17ZM21 131V132H20ZM33 131H35V133L33 132ZM122 131V132H121ZM142 131H146V133H144V132H142ZM155 131V132H154ZM157 131H159V133H157ZM263 131V132H262ZM15 132H17V134L15 133ZM24 133V135H23V133ZM26 132V133H25ZM30 132V133H29ZM39 134V137H38V139H34V137H35V135L37 134V133ZM45 134H44V133ZM51 132L53 133V136L51 135ZM54 132H56L55 134H54ZM59 132V133H60ZM131 132V133H130ZM133 132H135L136 133V135H135V133H133ZM142 132V133H141ZM152 132V133H151ZM154 132V133H153ZM161 132V133H160ZM180 132V131H179ZM178 132V133H179ZM183 132V131H182ZM182 132H180L179 133V135H178V133L176 134V135H174L173 136V138L175 139V140H177V139H179V138H182V136H183V138H185L184 137V135H187V134H185V133H182ZM201 133L202 132H204V130H201L200 131ZM262 132V133H261ZM7 133H9V134H7ZM10 133H12V137H10L11 136V134ZM13 133H15V134H13ZM20 133H22V134H20ZM27 133H29L28 135L30 136H27L26 134ZM34 133V134H33ZM122 133L123 134H125V136H127V137H125L124 135H122ZM128 133V134H127ZM131 135H130V134ZM143 134V135H140V134ZM149 133H151V136H153L152 138L154 139H152V140H149L148 138H150L149 137ZM182 133V134H181ZM20 134V135H19ZM134 134V135H133ZM140 135L141 137H138V139L139 140H143V141H139V140H137V138H136V136H138V135ZM144 134H146V136L144 135ZM181 134V135H180ZM6 136L5 138L6 139H2V138H4L3 136ZM9 135V139H7L8 136ZM22 135V136H21ZM25 135L27 136V138L25 137ZM31 135H32V137H31ZM44 135V136H43ZM46 135H48L47 137H46ZM52 136V139H54V140H51V136ZM99 135L101 136V137H99ZM130 135V136H129ZM148 135V136H147ZM178 135V136H177ZM188 135H190V134H188ZM261 135V136H260ZM15 138H14V137ZM19 137V138H17V137ZM24 136V137H23ZM34 136V137H33ZM41 136H43V138L41 137ZM50 136V137H49ZM58 136V133H57V135H56V137ZM103 136V137H102ZM113 136V133H112V135H111V137ZM124 136V139H122V137ZM132 136H135V137H132ZM142 136H144L145 138L147 137V139H143V137ZM181 136V137H180ZM36 137H37V135H36ZM45 137V138H44ZM48 137H49V139H50V141H48L49 139H48ZM54 137V138H53ZM59 137H57V138H59ZM91 139H90V138ZM113 137V138H114ZM132 137V138H131ZM162 139H163V134H162ZM161 137L159 138V140H158V142H157V144L155 145V147L158 145H160L159 144V142L160 141H162V139H161ZM175 137H177V139L175 138ZM259 137H258V139H259ZM14 138V139H13ZM23 138H26V139H23ZM32 138V139H31ZM103 138V139H102ZM15 139H16V143H14V141H15ZM18 139V140H17ZM20 139H22V140H20ZM28 139V140H27ZM29 139H30V141H29ZM98 139V140H97ZM118 139H122L120 142H118V143H116L117 141H118ZM136 139L137 141H136V143H142V142H145L146 144H147V147H146V144H145V146H142V145H144V144H142V145H139L140 146V151H139V149H137L136 148V143L134 142V140ZM263 141H262V140ZM8 140H11L10 142L8 141ZM34 140V141H33ZM39 140V141H40ZM110 140H113V141H110ZM131 140H133V142L135 143V145H133L134 143H132V141ZM151 142V144L149 143V141ZM7 141V142H6ZM21 141V142H20ZM25 141H29L28 142V144H24V143H26ZM51 141H53L52 143H51ZM128 141L132 144V145H130V147H134V150H138V152L139 153H137V152H133L134 154H133V156L134 157H136V155H137V157L135 158V160H136V162H133L134 164V166H131L132 165V163L131 164H128L129 162H131V161H134V157H130V156H132V153H129V151H128V153L126 152V150H124V148L125 149H128L129 147V144H128ZM139 141V142H138ZM19 142V143H18ZM22 142H23V144H22ZM55 142H58V143H60V145L57 143H55ZM63 142V143H62ZM94 142V143H95ZM99 142V141H98ZM97 142V143H98ZM115 143L114 145L117 147H113V143ZM121 142H123V143H121ZM242 142V141H241ZM241 142H240V144H238L239 145V147H244V145L242 144L241 145ZM5 143V144H4ZM12 143H14L13 145H11ZM20 143L22 144L21 146H20ZM37 143H40V142H38L37 141ZM119 143H120V146H119ZM161 143V142H160ZM63 144V145H62ZM122 144V145H121ZM9 145H10V147H9ZM15 145H16V147H17V145H19L17 148L15 147ZM58 145H59V149H57L58 148ZM65 145V146H64ZM102 145H103V148H102ZM105 145V146H104ZM124 145V146H123ZM167 145H169V144H166V143H164V146H166L167 147ZM241 145V146H240ZM249 145H250V143H249ZM6 146V147H5ZM12 146H14L13 148H12ZM46 146V148H44ZM54 146H57V147H54ZM61 146H63L62 148H61ZM113 147L114 149V151L113 150H110V147ZM119 146V147H118ZM141 146L143 147V148H141ZM161 147H162V145H160ZM159 146V147H160ZM264 146V145H263ZM4 147V148H3ZM21 147H24V148H21ZM128 147V148H127ZM144 147H146V148H144ZM154 147V146H153ZM258 147V150H256V148ZM19 148V149H18ZM55 148H56V150H57V152L58 153H56V150H55ZM108 148H109V150L110 151H107L108 150ZM123 148V149H122ZM168 148V147H167ZM170 148V147H169ZM260 148V149H259ZM16 149H18L17 150V152H16ZM102 149H103V151H102ZM117 149V150H116ZM120 149V150H119ZM131 148H129V150H130ZM133 149V148H132ZM141 149H144V150H146V151H143V150H141ZM244 149V150H243ZM252 149H254V150H252ZM54 150V151H53ZM61 150V151H60ZM105 150L107 151V152H105ZM136 150V151H137ZM167 150V149H166ZM169 150V149H168ZM243 150V151H242ZM247 150V151H248ZM261 150V151H260ZM142 151V152H141ZM257 151V152H256ZM263 151V154H261V152ZM3 152V153H2ZM56 153V154H53V153ZM91 152V151H90ZM100 152V153H99ZM106 153V155H105V153ZM118 152L121 154H119V156H117L118 155ZM125 154H124V153ZM130 152H132V150L130 151ZM19 153H20V151H19ZM102 153V154H101ZM137 153V154H136ZM141 153V154H140ZM145 153H146V155H145ZM259 153H260V155H259ZM91 156L93 155V153H89ZM100 154V155H99ZM108 154L110 155V160H113V161H110V160H108ZM124 154V155H123ZM129 155V156H127V155ZM131 154V155H130ZM136 154V155H135ZM256 154V155H255ZM51 155H56V156H51ZM60 155H58V156H60ZM106 156V157H105ZM115 156V157H114ZM140 156V158H138ZM142 156V157H141ZM143 156H145V159H144V157ZM146 156H147V158H146ZM237 156V157H236ZM257 156H260V157H262V158H259V159H254V160H252L253 159V157L255 158V157H257ZM0 157V165L1 166H5L6 164H5V162H7V161H4V159H3V161L4 162H2V158ZM82 157V159H80ZM126 157H130V158H132V159H129V158H127L128 159V163H127V161H125V160H127L126 159ZM55 158V159H54ZM56 158H57V160H56ZM103 158H105V159H103ZM107 158V159H106ZM111 158H113V159H111ZM114 158H115V160H114ZM120 158H122L121 160H118V159ZM137 158L139 159V160H137ZM221 159H222V157H220ZM220 158H217V159H220ZM141 159H142V161H141ZM210 159V158H209ZM209 159H208V161H209ZM213 159V158H212ZM236 161H234V160ZM250 159L252 160V161H250ZM261 159V160H260ZM104 160V161H103ZM105 160H107V161H109V164H108V162L107 161H105ZM129 160H131V161H129ZM148 160V159H147ZM206 160V159H205ZM211 160V159H210ZM56 161V162H55ZM59 161V162H58ZM82 161V162H81ZM116 161H119V163L117 162V163H115ZM253 161H254V163H253ZM48 162V163H49ZM53 162H55L56 164H58V168L55 166L56 164H54ZM103 162H105V163H103ZM111 162V163H110ZM112 162H114V163H112ZM125 162V163H124ZM138 162V163H137ZM210 162V161H209ZM237 162H239L238 164L239 165H241V166H238V164H237ZM4 165H3V164ZM8 164L10 163V162H7ZM59 163H62L63 165H61V164H59ZM77 162H76V164H78ZM129 165V168H128V165ZM136 163H137V165L140 167V169H138V167H137V165H136ZM196 163V162H195ZM53 164V165H52ZM232 164V165H233ZM247 164H246V166H247ZM258 164V165H257ZM260 164V165H259ZM60 165V166H59ZM67 165H70V168H69V166H68V168H67ZM96 165V163L94 164V166ZM127 165V166H126ZM231 165V166H232ZM237 165V166H236ZM257 165V166H256ZM262 165V166H261ZM45 166V167H44ZM55 166V167H54ZM63 166H64V168H63ZM133 168V169H137L136 171L137 172H141V174H139V173H137L135 170H133V169H131V167ZM142 166H143V169H142ZM230 166V167H231ZM42 167V166H41ZM100 167V168H101ZM224 167V168H223ZM242 167H244L243 168V170L241 169ZM251 167V168H250ZM254 167V168H253ZM259 167V168H258ZM46 168V169H45ZM54 170H53V169ZM223 168V169H222ZM37 169V168H36ZM35 169V170H36ZM44 169H45V171H44ZM50 169H51V171H50ZM57 169H59L58 171H57ZM62 170V173H61V170ZM64 169V170H63ZM106 169H112V170H110V171H106L105 170V172H104V170ZM118 169V170H117ZM120 169V170H119ZM129 169H131L130 171L131 172H133V176H131L130 174H127V170H129ZM223 171H222V170ZM230 169V170H229ZM38 170H41V168L40 167H38ZM48 170V171H47ZM65 170H66V172H65ZM74 170V169H73ZM124 170L126 171V175H125V173H122V171L124 172ZM139 170V171H138ZM144 172H143V171ZM210 170V171H209ZM216 170H217V168H216ZM220 170V171H219ZM224 170L226 171V172H224ZM228 170H229V174H230V176H228ZM232 170V171H231ZM237 170L241 173H239V172H237ZM242 170V171H241ZM244 170H246L245 172H246V174H245V176H246V179H245V176H244V174L243 173H245V172H243ZM248 170H251V171H248ZM57 171V172H56ZM64 171V172H63ZM70 171H72L71 169H70ZM97 171V172H96ZM112 171L114 172V174H116V175H118V176H114V174H111L112 173ZM129 171V172H130ZM134 171H135V173H134ZM230 171H231V173L233 172V171H235V172H233L232 174L230 173ZM45 172H46V174H45ZM47 172H48V174H47ZM51 172V173H50ZM54 172V174H52ZM56 172V173H55ZM59 172V173H58ZM69 172V171H68ZM110 174H109V173ZM117 172H119V174L117 173ZM121 172V173H120ZM128 172V173H129ZM210 172H211V175L213 174V176H209V174H210ZM223 172V173H222ZM255 172V173H254ZM263 172V173H262ZM57 173H58V175L60 174V176H62V177H60L59 178V176L57 175ZM104 173H106V175H104ZM221 173V174H220ZM237 173V174H236ZM257 173V174H256ZM63 174V175H62ZM87 176H85V175ZM91 174V175H90ZM92 174H93V176H92ZM109 174V175H108ZM120 174H122V176L120 177L119 175ZM170 174V175H169ZM222 175V176H220V175ZM224 174V175H223ZM227 174V177L228 178H225L226 175ZM236 174V175H235ZM238 174H240V175H238ZM248 174H249V176H248ZM90 175V176H89ZM101 175H103V177L104 176H106V178H105V180H104V178L102 179V176ZM130 175L132 178V180H130V181H128V179H124L123 177L124 176H126L125 178H128V176ZM233 175H235V177L233 176ZM238 175V176H237ZM243 175V176H242ZM256 175V176H255ZM58 176V177H57ZM83 176H85L86 178H84ZM92 176V177H91ZM94 176H95V178H94ZM110 176H112V177H110ZM129 176V177H130ZM135 176V177H134ZM164 176V177H163ZM225 176V177H224ZM58 178V180H57V178ZM64 177H66V178H64ZM88 177H90L89 179L91 180L90 181V183L92 182V185L94 186H92L91 184V186L89 185V179H88ZM97 177V178H96ZM107 177H109V178H107ZM113 177H115L114 178V181L116 182V183H118V185L116 186V188H115V185L116 184H114V187H110V186H112V184H113ZM118 177V178H117ZM176 177V178H175ZM202 177H204V181L201 179ZM222 177V178H221ZM241 177H243V178H241ZM249 179H248V178ZM257 177V178H256ZM260 177H261V179H260ZM46 178V179H47ZM55 178H56V180H55ZM62 178V179H61ZM81 178V179H80ZM87 182V184L85 183L84 184V180ZM94 178V179H93ZM111 178V179H110ZM121 178H123V179H121ZM143 180H142V179ZM168 178H170V179H168ZM180 178V179H179ZM218 178V179H217ZM233 178H234V180H233ZM255 180H253V179ZM47 179V180H48ZM60 179V180H59ZM96 179L98 180V181H96ZM108 181H107V180ZM142 180L140 183H139V181L140 180ZM163 180V183H162V181H160V180ZM172 179H173V181H172ZM200 181H198V180ZM205 179L207 180L206 182H205ZM222 179H224V181L222 180ZM228 179V180H227ZM243 179H245V180H243ZM258 181H257V180ZM52 180L54 181L53 183H54V185H52L53 183H52ZM62 180V181H61ZM69 180V181H68ZM95 180V181H94ZM102 180H103V182L104 183H102ZM110 180V181H109ZM111 180H112V183H111ZM117 180H119V181H117ZM120 180H121V185H123L124 184V189H123V187L121 186V185H119V183H120ZM122 180L123 181H127L126 182V184H125V182H122ZM135 180V181H134ZM139 180V181H138ZM158 180V181H157ZM168 180V181H167ZM177 180H179V181H177ZM217 180V181H216ZM222 180V181H221ZM226 180V181H225ZM249 180V181H248ZM12 181V182H11ZM15 180L13 179V180H10V181H6V183L4 182V184L5 185H8L9 187L11 186V189L13 188V186L16 184H19L17 181H19L18 180V178H17V181L16 182H14ZM51 181V182H50ZM56 181H59V182H56ZM72 181H74V185H76V186H74L75 187V189L76 188H78V185L82 182L83 184H80V188H81V186H82V188L84 189H82L81 188V190H80V188H78V190L76 189H74V188H71L70 186H72L73 185V182ZM100 181V182H99ZM131 181H134V182H132V183H130ZM138 181V182H137ZM144 181V182H143ZM170 181V182H169ZM175 181V182H174ZM178 182V185L176 184L177 182ZM182 181V182H181ZM198 181V183H196L198 186H191V185H196L195 184V182H197ZM202 181V182H201ZM234 181H236L235 183H234ZM237 181H240V182H237ZM49 182H50V186L52 185V187H50V186H48V184H49ZM55 182H56V185H55ZM67 182V183H66ZM69 182H71V184H68ZM98 182V183H97ZM108 182V183H107ZM109 182H110V185H106V183L107 184H109ZM114 182V183H115ZM135 182H137V183H139L138 185H140V184H142L143 185V187L145 186V188H143V187H139L137 184H135ZM146 183L147 185H145V184H143V183ZM150 182V181H149ZM158 182H160L159 184L161 185H159L158 184ZM204 182V183H203ZM214 182H216V185H215V187L213 186L214 184H212L211 185V183H214ZM221 182V183H220ZM223 182V183H222ZM250 182V183H249ZM254 182V183H253ZM10 183V184H9ZM65 184V185H61V184ZM78 185H77V184ZM165 183V185L167 184L168 186L166 187L165 185H163ZM170 183V184H169ZM181 183V184H180ZM184 183V184H183ZM199 183H200V185H199ZM257 183V184H256ZM259 183V184H258ZM2 184H3V182H1L0 181V193L1 192H4V190H2L3 188L5 189V188H9V187H7V186H5L4 187V185L2 186ZM12 184V185H11ZM58 184V185H57ZM66 184H68V185H70V186H68V185H66ZM95 184H97V185H95ZM100 184V186H98ZM134 184L135 186H132V185ZM158 184V186H156ZM172 184V185H171ZM176 184V185H175ZM186 184L188 185V186H186ZM191 184V185H190ZM207 186H206V185ZM209 184V185H208ZM217 184H219V185H221V186H219V185H217ZM224 184V185H223ZM228 184V185H227ZM230 184V185H229ZM253 184H256V185H254V188H253ZM15 185V186H16ZM84 185V186H83ZM86 185L88 186V188L87 189H89L88 191L85 189L86 188ZM101 185H104V186H101ZM106 185V186H105ZM129 185H131L132 186V188L129 190L128 188L129 187H131V186H129ZM136 185H137V188L139 189V191L141 190V192H139L138 191V189L136 188ZM142 185H140V186H142ZM170 185V186H169ZM174 185V187H172ZM203 185H205L206 186V188H205V186L203 187ZM234 185V186H233ZM249 185V186H248ZM263 185V186H262ZM1 186H2V189H1ZM47 186V187H46ZM60 187V188H58V187ZM63 186V187H62ZM64 186H68V187H70L74 192H71L72 190L70 189V188H66V187H64ZM97 186V187H96ZM127 186H129V187H127ZM147 186V187H146ZM154 186H155V188L157 187V188H159V189H157V190H154L155 188H154ZM162 186H164V188L162 187ZM176 186V187H175ZM178 186V187H177ZM182 186H183V188H182ZM203 188H202V187ZM213 186V187H212ZM230 186H231V188H230ZM240 188H239V187ZM49 187L51 188L48 192H47V190L49 189ZM56 189H55V188ZM73 187V186H72ZM99 187H100V189H102V190H100L99 189ZM104 187H106V188H104ZM118 187V188H117ZM133 187L134 188H136L135 190H136V193L134 192L135 190L133 189ZM150 187V188H149ZM163 188V190H162V188ZM197 187H200V190H199V188H197ZM217 187V188H216ZM227 187V188H226ZM228 187H229V189H228ZM251 187V188H250ZM257 187V188H256ZM53 188H54V191H53ZM62 188H63V190H62ZM67 189V191H66V189ZM113 188V189H112ZM121 188V189H120ZM126 188H127V190H126ZM148 188V189H147ZM152 188H153V190H152ZM161 188V189H160ZM172 188V189H171ZM191 188V191L194 189L195 191H193L194 192V194L189 190ZM212 188V189H211ZM233 188L236 190H239L240 189V191H233ZM239 188V189H238ZM258 188H260V189H258ZM7 189H5V190H7ZM10 189V188H9ZM57 189H60V190H57ZM95 189V190H94ZM98 191H97V190ZM116 189V190H115ZM120 189V190H119ZM134 191H133V190ZM152 191H151V190ZM170 189V190H169ZM188 189V190H187ZM204 190V192H207V193H205V195H203L204 193H203V190ZM211 190V193L212 194H214V195H210V196H208V193L210 194V190ZM214 189H217V190H214ZM218 189H219V193H218ZM223 189L225 190L226 189V191L224 192L223 191ZM55 190H56V192L57 193H55ZM62 190V191H61ZM86 190V191H85ZM93 190V191H92ZM104 190V191H103ZM109 190V191H108ZM146 190V191H145ZM174 192H173V191ZM180 190H182V191H180ZM198 190V191H197ZM201 190H202V192H201ZM213 190H214V192H216V193H214L213 192ZM229 190V191H228ZM257 190V191H256ZM51 191H52V194H53V196L51 195ZM59 191H60V193H59ZM68 192V194H66L65 196L67 197V198H65V196H64V194L66 193V192ZM77 191V192H76ZM82 191V192H81ZM95 191V192H94ZM161 191V192H160ZM188 193H187V192ZM200 191V192H199ZM209 191V192H208ZM231 191H232V193H234V194H232L231 193ZM242 191V192H241ZM253 191V192H252ZM261 191V192H260ZM73 193L74 194V196H73V194H70V193ZM78 192H79V195H78ZM87 192V193H86ZM88 192H90V193H88ZM92 192H93V194H92ZM97 192H99L98 193V195L96 194ZM106 192V193H105ZM108 192V193H107ZM116 194H115V193ZM122 192V193H121ZM138 192V193H137ZM151 192V193H150ZM156 192V193H155ZM159 192V193H158ZM167 194H166V193ZM180 192V193H179ZM195 192H199V193H201V194H199L198 193V195H200L201 197H199ZM221 192V193H220ZM224 192V193H223ZM227 192H228V194H227ZM229 192H230V194H229ZM241 192V193H240ZM259 192V193H258ZM49 193V194H48ZM80 193L84 196V197H82V195L80 196ZM95 193V194H94ZM115 194V196H114V194ZM135 193V194H134ZM141 193H143V194H141ZM173 193V194H172ZM190 193V196L188 195ZM191 193H192V195H194L193 196V198H192V195H191ZM240 193V194H239ZM58 195V196H56V195ZM59 194H61V197H59L60 195ZM70 194V195H69ZM77 194V195H76ZM89 194H92V195H89ZM99 194H101L100 195V197H99ZM103 194V195H102ZM107 194V195H106ZM121 194V195H120ZM153 194H154V196H153ZM165 194V195H164ZM170 194V195H169ZM176 194V195H175ZM184 194H186V196H184ZM195 194H196V196H195ZM215 194H216V197H215ZM224 196H223V195ZM225 194H227V195H225ZM247 194V195H246ZM258 194H260L259 196H260V198H259V196H258ZM62 195L64 196V197H62ZM119 195V196H118ZM141 197H140V196ZM146 195V196H145ZM177 195H179L178 196V198H177ZM207 195V196H206ZM219 195H222V197L220 196V197H218ZM102 196V197H101ZM108 196V197H107ZM118 196V197H117ZM126 196V197H125ZM139 196V197H138ZM147 196L150 198H148V200H147ZM156 196V197H155ZM189 196V197H188ZM198 196V197H197ZM205 196H206V198H205ZM213 196V197H212ZM234 196H237V197H235L234 198ZM54 197V198H53ZM58 197V198H57ZM74 197V198H73ZM78 197H79V199H78ZM112 197V198H111ZM117 197V198H116ZM132 197V198H131ZM164 197V198H163ZM191 197V198H190ZM207 197H210V198H207ZM226 197V199L228 200V203H227V205L228 206H230V207H227L226 206V203L224 202V200H226V199H224L223 201H219L218 200V204H217V199H215V198H225ZM231 197L232 199H230L231 201H229V198ZM51 198V199H50ZM62 198V199H61ZM68 198H69V200H68ZM86 198V199H85ZM113 198H115L114 200H113ZM130 198V199H129ZM145 200H144V199ZM153 198L154 199H156L157 198V200H153ZM158 198H159V200H158ZM179 198H181V199H179ZM183 198H185V199H183ZM199 198H202V199H204V200H202V199H200L199 200ZM245 198H247L246 200H245ZM49 199H50V202L52 203L53 202V204H56V206H58V205H60V207L58 208L57 207V213H58V215H57V213L56 212H54L55 210V208H56V206L55 205H50V207L48 206L49 204H47V203H49L48 201H49ZM54 199L56 200V199H58V200H60V202H59V204L58 203H56V202H58V200H56V202L54 201ZM76 199H78V200H80V201H76ZM85 199V200H84ZM88 199V200H87ZM98 199V200H97ZM136 199V200H135ZM178 201H177V200ZM187 199V200H186ZM191 199V200H190ZM193 199V200H192ZM207 199H209V200H207ZM210 199L212 200L211 202H215V203H211L210 202ZM214 199V200H213ZM236 200V202H234V208L232 207L231 208V205L233 206V201H235ZM45 200H47V201H45ZM52 200V201H51ZM69 202H71V203H68V201ZM90 200V201H89ZM91 200H93V201H91ZM100 200V201H99ZM105 201V202H102V201ZM123 200V201H122ZM128 200V201H127ZM175 201V202H173V201ZM182 200V201H181ZM195 200V202H197V203H193V205L194 204H197V205H195L194 207H191L192 205H190L189 203H191L192 201H194ZM198 200H199V202L200 203H209V204H211V205H204V203H203V206L202 205H198ZM207 200V201H206ZM216 200V201H215ZM65 203H64V202ZM76 201V203H77V206L75 205V202ZM83 201V202H82ZM118 201V202H117ZM146 201H147V203H146ZM162 201V202H161ZM171 201V202H170ZM181 201V202H180ZM184 201V202H183ZM191 201V202H190ZM202 201V202H201ZM206 201V202H205ZM209 201V202H208ZM67 202V203H66ZM80 202H82V203H80ZM92 202V203H91ZM117 202V203H116ZM120 202V203H119ZM125 202H126V204H125ZM128 202V203H127ZM133 202V203H132ZM140 202V204H138ZM152 202L153 203H155L154 204V207H156V205H160V206H162V210L163 211H165V213H167L166 211H168L169 213H168V215L169 214H171L172 215V217L171 218H177L179 215H178V213L180 214V212H181V209H183L182 207H187V205L186 204H188V206L190 205V207L191 208H194V210H195V212H196V214H197V216H198V214L199 215H202V216H200V218L201 217H205L206 219L208 218V216L207 215H205L208 211H209V209H210V213H207L208 215H211V216H215V214L217 215L218 213H219V211L222 209V208H225L226 209V207L227 208H229V209H236L237 207H238V205H239V207L241 208L242 207V209L244 208L245 209V211L244 210H241L240 211V215H241V213L244 211V215H245V213H246V215H248V216H250V217H248V216H244V215H241V216H243V218L242 217H240V219H241V221L240 220H238V223H236V222H234V224L236 225V224H238V225H233V226H235V228H233V229H235V231H236V229L237 230H239V227L238 226H240V225H243L242 223H244V225L243 226H240V230H243V234H245V236L244 237H248V239L246 238V239H242V238H240V236L241 237H243L242 236V231H240L239 230V232L240 233H238V231H234L231 227H229L230 229H228L227 231H231V229L235 232L234 234V236H233V231H231L230 232V234H228L229 236H231V237H229V236H226L227 234H226V229L225 230H223L224 232V235L225 236H223V237H221L222 239V241H224V243H219L220 245H223L222 247L224 248V250H222L223 248H221V250H222V252L223 253H219L218 255H215L217 252H220L221 250H219L220 249V247L218 246V244H215L218 240L220 241V238H217L218 236H217V233L216 232H218L219 234L221 233V231L219 230L220 229V227H217V226H215L216 228H217V230H216V232H214V229H216L211 223H221L220 221H219V219L218 220H216V219H212V220H208V222H210V223H208V224H210V230H212L211 228H213L214 227V229L211 231L212 232V234H211V232H210V230H208V227H209V225L208 226H204L205 228H207V230L205 229V228H200V234H201V238H200V236H197L196 238H194L193 240L195 241H197L198 239H199V242L197 241V243L195 242V245H194V241L193 240H191V246L189 247V244H187L186 242L184 243L185 244V246H184V244H182V243H178L179 241L178 240H176V236H178L179 235V232H180V234H182L181 233V228L182 227H179V230H178V228H174V230H173V232H169L170 234H172L173 235V239H175V240H173V242H171L172 240H171V235L169 234V233H166V234H164V235H162L163 237H166V236H170L169 238H170V240H168V238L166 239V238H164V239H162V244H160V245H154L153 246V244H151V246H150V244L147 246V249H146V246L145 247H143V248H145L144 250H141V248H139V250L140 251H138V252H136V250H138V249H134V250H132V251H129L128 253H125V254H127V255H125L124 253H120V256H122L123 258L125 257L126 258V260H128V261H126V260H118V257L120 258V256H119V254H118V257H115V255L113 256L114 258H116V259H114L113 260V258L112 257H108V258H106V256H108L105 252H103L102 251V246H100V245H98V244H95L94 242H93V238H94V236L96 235V233L98 234V233H100L99 231H100V229H99V231H98V225H99V228H101L104 224H105V222L108 220V222H109V227L107 228L106 226V228L108 229H106L104 226H103V228H101V233H102V235H109V233H108V231L110 230V228L112 229V230H110L109 232H111L110 234H113V231H117L118 232V230H119V228H120V230L121 229H125V228H127L128 227V223H129V221L130 220H132L134 217L136 218V216L137 215H139L140 213L139 212H141L142 210V206H143V210L146 208H148L147 210H149V206H150V204H152ZM167 202V203H166ZM189 202V203H188ZM222 202V203H221ZM227 202V201H226ZM229 202H232V203H229ZM237 202H238V205H236L237 204ZM253 202V203H252ZM50 203V204H51ZM79 203H80V206H79ZM89 203V204H88ZM109 203V204H108ZM114 203V204H113ZM124 203V204H123ZM137 203V204H136ZM146 203V204H145ZM148 203H150V204H148ZM166 203V204H165ZM175 203H177V204H175ZM186 203V204H185ZM225 203V204H224ZM242 203V204H241ZM64 204H66V205H64ZM74 206H73V205ZM103 204V205H102ZM170 204V205H169ZM192 204V203H191ZM213 204V205H212ZM64 205V206H63ZM88 205H89V207H88ZM101 205V206H100ZM128 206V207H124V206ZM134 207H133V206ZM140 205V206H139ZM148 205V206H147ZM172 205V206H171ZM223 205V206H222ZM225 205V206H224ZM250 205V206H249ZM252 205H255V206H257L258 208H256L257 210H258V213L257 212H255V211H257L256 209H254V207L252 206ZM52 206H54V207H52ZM67 208H66V207ZM71 206H73L72 208H73V210L77 207V208H79V209H77V210H75V212L74 211H72V208L70 209V207ZM130 206H131V208H130ZM138 207V209L136 208V207ZM147 206V207H146ZM164 206V207H163ZM166 206V207H165ZM170 206H171V208H170ZM179 206V207H178ZM199 206V208L202 206V207H204V209L201 207V210H204V211H202L201 212V210L199 209V208H197V210L198 211H196V207H198ZM205 206H206V209H205ZM212 207V208H210V207ZM218 206H221V207H218ZM237 206V207H236ZM263 206V207H262ZM10 207V208H9ZM12 207V208H11ZM62 207V208H61ZM153 206H151V208H152ZM209 209H208V208ZM239 207L236 209V210H238L239 209ZM80 208H81V210H80ZM119 208H122V209H119ZM125 208V209H124ZM133 208H135L134 210L136 211V214H137V212H138V210H139V214H134V210H133ZM150 208V212H155L154 210H153V208L151 209ZM187 208H189V207H187ZM187 208H184L183 210H186ZM191 208H189V210H192ZM221 208V209H220ZM250 208H253L252 210H255L254 212H252V210L250 209ZM10 209L13 211V213H12V211H10ZM61 209V210H60ZM96 209V210H95ZM118 210L120 213H122V212H124L125 210H127V211H125L124 213H122V215H120V214H118L117 215V213H119V212H117V211H115V210ZM131 209V210H130ZM217 209H218V211H217ZM223 209L224 211H228V209ZM54 210V211H53ZM60 210V211H59ZM69 210H71L72 211V213L71 212H69ZM113 210V211H112ZM141 210V211H140ZM172 210V211H171ZM182 210V211H183ZM188 210V209H187ZM194 210H192V212H190L189 211V216H190V213H192V217H189V216H187V215H185L184 216V211L181 213V215H183V216H179L177 219H181L182 220V218H183V220H188V221H190V220H193L194 218H195V216H194V214H195V212L193 213V211ZM199 210H200V212H199ZM163 211H161V212H163ZM170 211H171V213H170ZM176 211H178L177 213H175ZM252 213H254V214H251L250 215V213L251 212ZM262 211V212H261ZM12 215H14L15 213V216H11L9 213ZM54 212V213H53ZM75 214H74V213ZM115 212V213H114ZM117 212V213H116ZM185 212H187L188 213V211H185ZM250 212V213H249ZM6 213V214H5ZM56 213V214H55ZM114 213V214H113ZM126 213V214H125ZM129 213V214H128ZM164 213V214H165ZM177 215H175V214ZM186 213V214H187ZM215 213V214H214ZM64 214V215H63ZM112 216H111V215ZM133 214H134V216H133ZM5 215H7V217H5ZM65 215H67V216H65ZM110 215V216H109ZM126 215V216H125ZM174 215V216H173ZM219 215V214H218ZM256 216V218L254 217V216ZM257 215H258V217H257ZM262 215V216H261ZM1 216H0V220H1ZM20 216V217H19ZM22 216V217H21ZM61 216H63V217H61ZM109 216V217H108ZM116 216H120V217H117V219H116ZM124 216L126 217V218H124ZM170 216V215H169ZM176 216V217H175ZM252 216V217H251ZM24 217H26V218H24ZM44 217V218H43ZM56 217V218H55ZM60 217V218H59ZM108 217V218H107ZM133 217V218H132ZM199 217V216H198ZM197 217V218H198ZM6 218V219H5ZM16 218V219H15ZM19 218V219H18ZM21 218V219H20ZM28 218V219H27ZM30 218V219H29ZM37 218L39 219L40 218V222L39 223H37L38 221H37ZM41 218H42V220H41ZM89 218V219H88ZM92 220H91V219ZM112 218V219H111ZM114 218V219H113ZM118 218H120L121 220H122V222L120 221V219H118ZM130 218H132V219H130ZM134 218V219H135ZM137 218H138V216H137ZM156 220H157V218L156 217H154ZM154 218L152 217V219L154 220ZM184 218H187V219H184ZM188 218H190V219H188ZM193 218V219H192ZM196 218V219H197ZM204 218V219H205ZM8 219H10V220H8ZM15 219V220H14ZM24 219V220H23ZM46 219H47V222H46ZM61 219H63V220H61ZM67 219V220H66ZM103 219H107V220H103ZM243 219V220H242ZM244 219H245V222H243L244 221ZM249 219H251V220H249ZM6 220V221H5ZM13 220V221H12ZM20 220V221H19ZM21 220H23V221H21ZM25 220H26V222H25ZM30 220H31V222H30ZM60 220V221H59ZM89 220V221H88ZM96 220V221H95ZM118 221L117 223H113V225H112V227H111V224H112V221H114V222H116V221ZM125 220V221H124ZM216 220V221H215ZM7 223V221H9L7 224L5 223V222ZM14 221H16V222H14ZM54 221V222H53ZM86 223H85V222ZM88 221V222H87ZM199 221H200V219H199ZM212 221V222H211ZM215 221V222H214ZM240 221V222H239ZM258 221V222H257ZM4 224H3V223ZM18 222V223H17ZM20 222H22V223H20ZM45 222V224H44V227H43V223ZM50 222H52L51 223V225H53V226H51V225H49V223ZM246 222H247V225H246ZM12 223V224H11ZM17 223V224H16ZM26 224V223H28L27 225H25V227L27 226L28 228H25V227H23V231H21V232H19V231H16V232H14V230H12L11 229V226L10 225H19L20 226V224ZM33 223H35V224H37V225H35V224H33ZM88 223H90V225L88 224ZM95 225H94V224ZM104 223V224H103ZM111 223V224H110ZM121 223V225L123 226H119V224ZM3 224V225H2ZM6 224V225H5ZM8 224H9V226H8ZM23 224V225H24ZM32 225L31 227H32V229H31V227H29V225ZM40 224V225H39ZM47 224L49 225V226H47ZM85 224V225H84ZM88 226H87V225ZM92 224H93V227H92ZM100 224L102 225V226H100ZM14 225V226H15ZM38 225H39V227H38ZM45 225L47 226V227H45ZM105 225H107V224H105ZM117 225V226H116ZM214 225H217V224H214ZM220 225V224H219ZM218 225V226H219ZM2 226H3V228L4 227H6V226H8L12 231H10L9 230V228L7 229V227L6 228H4V229H7V230H9V232L8 231H5L3 228H2ZM35 226V227H34ZM85 226V227H84ZM87 226V227H86ZM90 226V227H89ZM95 226V227H94ZM108 226V225H107ZM125 226H127V227H125ZM232 226V227H233ZM35 228V230L34 231H32L34 228ZM89 227V228H88ZM116 227V228H115ZM30 228V229H29ZM50 228V229H49ZM55 228H56V230H55ZM75 228H77V230L75 229ZM82 228H83V230H82ZM87 228V229H86ZM94 228H97V229H94ZM105 228V231L103 232V229ZM219 228V229H218ZM36 229H38V230H36ZM73 229L76 231H73ZM84 229H86V230H84ZM93 229V230H92ZM175 229H176V232H177V234H175L176 232H174L175 231ZM246 229V230H245ZM3 230V231H2ZM55 230V231H54ZM79 230V231H78ZM80 230H82V234H81V232H80ZM88 230V231H87ZM31 231V232H30ZM36 231V232H35ZM41 231V232H40ZM51 231V232H50ZM72 231V232H71ZM115 231V232H116ZM206 231V233H207V231H209L210 232V235H207V234H209V233H204ZM8 232V233H7ZM12 232H14V233H12ZM19 232V233H18ZM39 232V233H38ZM57 234H56V233ZM77 232H79V233H77ZM7 233V234H6ZM18 233V234H17ZM43 233V234H42ZM54 233V234H53ZM72 233H74V234H72ZM92 233V234H91ZM104 233V234H103ZM106 233H108V234H106ZM216 234V236H215V234ZM237 233V234H236ZM35 234V235H34ZM72 234V236H70ZM116 234V233H115ZM169 234V235H168ZM203 234H206V235H203ZM222 234V233H221ZM46 235H48L47 237H46ZM51 235V236H50ZM58 235V240H57V236ZM70 236L69 238L68 237H66V236ZM74 235V236H73ZM98 235H101V234H98ZM166 235V236H165ZM176 235V236H175ZM253 237H252V236ZM10 236V237H9ZM20 236H21V238H20ZM39 236V237H38ZM61 236V237H60ZM63 236V237H62ZM67 238L66 240H65V237ZM78 236V237H77ZM202 236H203V238H202ZM208 237V239H207V237ZM211 236H214V241L212 240V239H210L211 238ZM256 236H257V238H256ZM30 237V238H29ZM32 237V238H31ZM38 237V238H37ZM51 237V238H50ZM88 237H90V238H88ZM210 237V238H209ZM224 237L226 238V237H228V238H226V239H224ZM252 239H251V238ZM10 238V239H9ZM55 238H56V240H55ZM204 238H205V240H204ZM217 238V239H216ZM258 238H260V240L258 239ZM13 241H12V240ZM31 239V240H30ZM49 241H47V240ZM64 239V240H63ZM82 239V240H81ZM89 241H88V240ZM91 239H92V242H91ZM224 239V240H223ZM249 239H250V241H249ZM22 240V241H21ZM59 240H60V242H59ZM80 240V242H78ZM163 240L166 242H163ZM167 240L168 241H170V243H167ZM200 240H202V242L204 243L205 241H206V243H208V242H214V243H212V244H210L209 246H211V247H209L208 248V244H205V245H201V244H203ZM204 240V241H203ZM249 241L248 242V244L245 246L244 245V242H246V241ZM2 241V242H1ZM18 241V242H17ZM21 241V243H19ZM46 241V242H45ZM56 241H57V243H56ZM63 241H64V243H63ZM193 241V242H192ZM208 241V242H207ZM216 241V242H215ZM221 241V242H222ZM244 241V242H243ZM260 241V242H259ZM59 242V243H58ZM62 242V244H60ZM89 242H90V244H89ZM17 243V244H16ZM49 243H50V245H49ZM80 243V244H79ZM88 243V244H87ZM175 243H178L179 245H180V247H181V245H182V247L180 248L177 244H175ZM201 243V244H200ZM242 243H243V246H242ZM46 244H48L49 246H50V248H49V246L48 245H46ZM54 244H56V245H54ZM78 244V245H77ZM168 244V245H167ZM171 244H174L175 246H173V245H171ZM194 246H193V245ZM197 244H198V246H197ZM227 244V247L225 246ZM255 244V243H254ZM263 244V245H262ZM54 245V246H53ZM62 245V246H61ZM79 245H81V246H79ZM84 245V246H83ZM164 247L165 245H167V246H165V248H163L162 246ZM169 245H171V246H169ZM200 245H201V249H203L202 251H199V250H201L200 249ZM56 246V247H55ZM79 246V247H78ZM84 248H83V247ZM90 246V247H89ZM161 246V247H160ZM173 246V248L174 249H176L175 247H177L178 246V248L180 249H176V250H171V247ZM187 246H188V248L190 249V251L192 250V251H194V249H195V251L197 250V248H199L198 250H197V252H196V254L197 255H194L195 254V252H193L191 255L192 256H195V257H192V256H190V258H192L191 260L193 261H191L188 257L189 256H187V255H190L189 253H191L190 251H188V249H187ZM203 246V247H202ZM206 246H207V248H206ZM212 246L213 247H215L216 246V249L214 248V249H212ZM241 246H242V248H241ZM263 246V247H262ZM43 247V248H42ZM45 247V248H44ZM58 247L60 248V249H58ZM70 247V248H69ZM73 247V248H72ZM92 247H95L94 248V250H91V249H93ZM151 247V248H150ZM152 247H154V248H152ZM157 247H160V248H162V249H164V251L162 250V249H160V248H157ZM168 247H170V250H171V253H172V251H174L172 254H171V257H170V254L168 255L167 253H169L167 250H169V248ZM193 247V248H192ZM197 247V248H196ZM204 247L206 248V249H208V251L206 250V249H204ZM262 247V248H261ZM66 248V249H65ZM80 248L81 249H85V248H87V249H85L84 251L85 252H87L88 250H91V253H93V254H91V253H89L90 251H88L87 253H84V251H83V253L86 255V257L85 258H82L81 257V259L79 258L80 256H79V254L81 253V254H83L82 253V251L80 250ZM89 248V249H88ZM91 248V249H90ZM98 248V250H101V251H96L95 249H97ZM102 248V249H101ZM142 248V249H143ZM155 248H156V250H155ZM219 248V249H218ZM226 248V249H225ZM43 249V250H42ZM52 249V250H51ZM68 249V250H67ZM72 249V250H71ZM150 249V250H149ZM182 249V250H181ZM211 249L212 250H214V251H211ZM260 249H261V251H260ZM48 253V255L49 254H51V256H48L47 255V253H44L45 251ZM51 250V251H50ZM58 250V251H57ZM73 251V252H71V251ZM81 251L80 253H79V251ZM146 250V251H145ZM167 252H166V251ZM185 250H187V251H185ZM61 251V252H60ZM78 251V252H77ZM93 251V252H92ZM134 251V252H133ZM141 251H142V253H141ZM144 251V252H143ZM148 251V252H147ZM199 251V252H198ZM205 251L208 253V257L206 256V254H205ZM260 251V252H259ZM56 252V253H55ZM99 252H101V253H99ZM135 252H136V254H137V256H136V254H135ZM145 252H147V254L145 253ZM179 252V253H178ZM201 252V253H200ZM212 252V253H211ZM213 252H214V254H213ZM243 252V253H244ZM42 253V254H41ZM62 253H64V254H62ZM70 253V254H69ZM99 254V256L101 257V258H99V257H97V255ZM144 253H145V255L147 256L146 258H144L145 257V255H144ZM182 253V254H181ZM198 253H200V255H202V257L198 254ZM232 255H231V254ZM234 253V254H233ZM259 253V254H258ZM40 254H41V256H40ZM46 256H48V257H51V259L49 258L48 259V257L46 258V257H44L45 255ZM57 256H55V255ZM61 254V255H60ZM80 254V255H81ZM83 254V255H84ZM88 254V255H87ZM91 254V255H90ZM94 254H95V257H93L94 256ZM100 254H102V255H100ZM122 254V255H121ZM138 254H140V255H138ZM142 254H143V257H142ZM215 255L214 257H215V260H214V257L213 256H211V255ZM224 254V255H223ZM230 254V255H229ZM240 254V255H241ZM44 255V256H43ZM60 255V256H59ZM66 255V256H65ZM84 255V256H85ZM90 255V256H89ZM105 255V256H104ZM134 255V257H132L131 258V256H133ZM166 255H168V256H166ZM185 255H186V257L188 258V259H186V257H185ZM198 255H199V257H198ZM6 256H8V257H6ZM82 256V255H81ZM93 257L92 259L90 258V257ZM103 256V257H102ZM117 256V255H116ZM130 256V257H129ZM167 258H166V257ZM205 256L207 257V259L205 258ZM211 256V257H210ZM217 256V257H216ZM222 256V257H221ZM261 256H263V257H261ZM41 257V258H40ZM89 257V258H88ZM105 257V258H104ZM141 259H140V258ZM182 257V258H181ZM183 257H184V259H183ZM197 257L198 258H201L200 259V261H199V263L197 262L198 261V259H197ZM221 257V258H220ZM44 258L47 260H45V262H44ZM55 258V259H54ZM57 258V259H56ZM77 258L78 259H80V260H77ZM134 258V259H133ZM138 258H139V260H138ZM177 258H181L180 260L179 259H177ZM193 258L195 259V261L193 260ZM217 258V259H216ZM229 258V259H228ZM263 258V259H262ZM4 259V260H3ZM37 259H38V261H37ZM98 259V260H97ZM106 260V262H104L105 260ZM108 259V260H107ZM133 261H132V260ZM135 259H136V261H135ZM183 259V260H182ZM260 259H257V261L259 262V263H261V264H264L263 262L264 261H259ZM62 260L65 262V263H62ZM163 260H165L164 261V263H163ZM166 260H168V262H166ZM190 260V261H189ZM43 261V262H42ZM96 261V262H95ZM110 263H109V262ZM118 261H119V263H118ZM205 263H204V262ZM225 261V262H226ZM13 262V263H12ZM55 262V263H54ZM117 262V263H116ZM126 262V263H125ZM131 262H134V263H131ZM181 262V263H182ZM210 262V263H211ZM221 262H223V263H221ZM39 263V262H38ZM71 262L69 261L68 262V264H70ZM71 263V264H72ZM79 263H77V264H79ZM82 263H80V264H82ZM113 263H111V264H113ZM176 263V264H177ZM186 263V264H187ZM143 264V263H142ZM182 264H185V263H182Z\"/></svg>",
	"mask_w": 264,
	"mask_h": 264
},
{
	"label": "bare ground",
	"instance_id": "bare-ground-1",
	"mask_svg": "<svg viewBox=\"0 0 264 264\" xmlns=\"http://www.w3.org/2000/svg\"><path fill=\"white\" fill-rule=\"evenodd\" d=\"M11 1V0H10ZM31 0H15V1H11V2H14V5H15V7H23V6H25V5H27L28 4V2H30ZM49 1V0H48ZM58 1V0H57ZM61 2H62V0H60ZM70 1V0H69ZM131 1V0H130ZM133 1V0H132ZM139 1V0H138ZM141 1H143V2H145L146 3V1H148V0H140V2ZM154 1V0H153ZM157 1V0H156ZM160 1V0H159ZM173 1V0H172ZM188 2H190L191 4H190V6L191 5H193L194 3V5H196V3H197V5L199 4V3H201L202 1L201 0H187ZM219 1H221V0H219ZM218 1V2H219ZM232 1V0H231ZM257 1H259V0H257ZM256 1V2H257ZM263 1V0H262ZM8 2V1H7ZM54 2V1H53ZM96 1L95 0H74V4H80V3H93V5L95 6V3ZM103 2V1H102ZM104 2L105 3H115L116 2V0H104ZM121 2V1H120ZM123 2V1H122ZM121 2V3H122ZM124 2H126V1H124ZM123 2V3H124ZM149 2H151V1H149ZM149 2L147 3V5L149 4ZM164 2V1H163ZM178 2H180V1H178ZM208 2H210V1H208ZM225 2H227V1H225ZM224 2V3H225ZM239 2V1H238ZM242 2H244V0L242 1ZM241 1H240V4L242 3ZM6 3V2H5ZM46 3V2H45ZM72 3V2H71ZM119 3V2H118ZM136 3H138V2H136ZM144 3V4H145ZM152 3V2H151ZM150 3V4H151ZM165 3V2H164ZM171 3V2H170ZM169 3V4H170ZM176 3V2H175ZM206 2H204V4H205ZM211 3H213V2H211ZM245 3V2H244ZM262 3V2H261ZM11 4H13V3H11ZM34 4V3H33ZM50 4V3H49ZM57 4H60V3H57ZM97 4V3H96ZM110 4V5H111ZM140 5H141V3H139ZM166 4V3H165ZM164 4V5H165ZM168 4V5H169ZM176 4H178V3H176ZM181 4V3H180ZM231 4H234L233 2H231ZM239 4V5H240ZM252 4V3H251ZM255 4V3H254ZM258 4V3H257ZM263 4H264V1H263ZM262 4V5H263ZM48 5V4H47ZM62 5V4H61ZM64 5V4H63ZM65 5H67V4H65ZM70 5V4H69ZM87 5V4H86ZM92 5V4H91ZM100 5V4H99ZM128 5H130V4H128ZM133 5V4H132ZM140 5H139V7H140ZM179 5V4H178ZM203 5V4H202ZM206 5V4H205ZM208 5V4H207ZM212 5V4H211ZM210 5V6H211ZM214 5V4H213ZM235 5V4H234ZM243 5V4H242ZM245 5V4H244ZM250 5V4H249ZM12 6V5H11ZM11 6L10 5H8V6H6V7H4L3 8V10H1L0 9V24H2V22L6 19V17L8 16V15H12V13L10 14L9 12H12V10L13 9H11ZM43 6H45V5H43ZM50 6V5H49ZM54 6V5H53ZM79 6V5H78ZM84 6V5H83ZM106 6V5H105ZM109 6V5H108ZM107 6V7H108ZM113 6V5H112ZM126 6V5H125ZM135 6V5H134ZM144 6H146V5H144ZM149 6V5H148ZM156 6V5H155ZM161 6H163V5H161ZM170 6V5H169ZM175 6V5H174ZM173 6V7H174ZM189 6V5H188ZM209 6V5H208ZM219 6V5H218ZM226 6H227V4H226ZM28 7V6H27ZM52 7V6H51ZM59 7V6H58ZM138 7V6H137ZM136 7V8H137ZM141 7L143 8V6L141 5ZM150 7V6H149ZM152 7V6H151ZM154 7V6H153ZM158 7V6H157ZM194 7V6H193ZM199 7H200V5H199ZM239 7H242V6H239ZM24 8V7H23ZM22 8V9H23ZM38 8V7H37ZM40 8V7H39ZM46 8V7H45ZM62 8V7H61ZM60 8V9H61ZM69 8V7H68ZM89 8V7H88ZM92 8V7H91ZM94 8V7H93ZM135 8V7H134ZM141 8V9H142ZM159 8V7H158ZM168 8V7H167ZM171 8V7H170ZM176 8V7H175ZM185 8V7H184ZM198 8V7H197ZM196 8V9H197ZM225 8H227V7H225ZM233 8V7H232ZM236 8V7H235ZM74 9V8H73ZM118 9V8H117ZM141 9H139L140 11H141ZM146 9V8H145ZM165 9V8H164ZM163 9V10H164ZM178 9V8H177ZM187 9V8H186ZM189 9V8H188ZM191 9H192V7H191ZM210 9V8H209ZM215 9V8H214ZM220 9V8H219ZM222 9H223V7H222ZM229 9V8H228ZM239 9V8H238ZM10 10V11H9ZM16 10H17V8H16ZM36 10V9H35ZM62 10V9H61ZM65 10V9H64ZM95 10V9H94ZM111 10V9H110ZM137 10V9H136ZM148 10H149V8H148ZM159 10V9H158ZM172 10V9H171ZM180 10H181V8H180ZM184 10V9H183ZM199 10V9H198ZM197 10V11H198ZM202 10V9H201ZM218 10V9H217ZM230 10V9H229ZM232 10V9H231ZM233 10H234V8H233ZM6 11H9L8 12V14L6 13ZM19 11V10H18ZM56 11H58V10H56ZM67 11V10H66ZM89 11V10H88ZM97 13H98V11L97 10H95ZM102 11H104V9L102 10ZM112 12H114V10H111ZM120 11V10H119ZM135 11V10H134ZM142 11H143V9H142ZM166 11V10H165ZM190 11V10H189ZM205 11H207L206 9H205ZM208 11H210V10H208ZM236 11V10H235ZM22 12V11H21ZM30 12V11H29ZM28 12V13H29ZM35 12V11H34ZM49 12V11H48ZM52 12V11H51ZM69 12H70V10H69ZM92 12V11H91ZM95 12V13H96ZM116 12V11H115ZM124 12V11H123ZM136 12V11H135ZM139 12V11H138ZM157 12V11H156ZM172 12V11H171ZM176 12V11H175ZM182 12V11H181ZM203 12V11H202ZM201 12V14H203ZM211 12V11H210ZM213 12V11H212ZM220 12V11H219ZM228 12V11H227ZM237 12V11H236ZM235 12V13H236ZM241 12V11H240ZM257 12V11H256ZM255 12V13H256ZM14 13V12H13ZM43 13H45V10H44V12ZM120 13V12H119ZM159 13V12H158ZM164 13V12H163ZM162 13V14H163ZM165 13H167V12H165ZM174 13V12H173ZM186 13V12H185ZM187 13H188V11H187ZM192 13V12H191ZM232 13H234L233 11H232ZM238 13V12H237ZM259 13H261V11L259 12ZM24 14V13H23ZM41 14H42V12L40 13V15H38L39 17L41 16ZM52 14V13H51ZM62 14V13H61ZM73 14V13H72ZM83 14V13H82ZM85 14V13H84ZM108 14H109V12H108ZM135 14H138V13H135ZM134 13L133 14H131V15H134V16H136ZM140 14V13H139ZM139 14H138V16H139ZM142 14V13H141ZM146 14V13H145ZM153 14V13H152ZM169 13H167V15H168ZM197 14H198V12H197ZM208 14V13H207ZM217 14H219L218 12H217ZM241 14V13H240ZM248 14V13H247ZM17 15V14H16ZM29 15V14H28ZM48 15V14H47ZM58 15V14H57ZM63 15V14H62ZM95 15H97V14H95ZM106 15V14H105ZM116 16H117V14H115ZM128 15V14H127ZM178 15V14H177ZM176 15V16H177ZM199 15H200V13H199ZM198 15V16H199ZM204 15V14H203ZM212 15V14H211ZM214 15H216V12H215V14ZM227 15V14H226ZM229 15V14H228ZM234 15V14H233ZM236 15V14H235ZM243 15H245V14H243ZM257 15H259L258 13L256 14V16ZM22 15H20V17H21ZM25 16H26V14H25ZM30 16H32L33 17V15H30ZM37 16V17H38ZM45 16H46V14H45ZM88 16V15H87ZM89 16H90V14H89ZM109 16V15H108ZM137 16V17H138ZM142 17H143V15H141ZM145 16V15H144ZM150 16V15H149ZM174 16V15H173ZM172 16V17H173ZM208 16H209V14H208ZM208 16H206V17H208ZM218 16V15H217ZM231 16V15H230ZM247 16V15H246ZM246 16H244V18L246 17ZM42 17V16H41ZM44 17V16H43ZM82 17V16H81ZM98 17V16H97ZM100 17V16H99ZM101 17H103V16H101ZM107 17V16H106ZM110 17V16H109ZM120 17V16H119ZM130 17V16H129ZM133 17V16H132ZM155 17V16H154ZM159 17V16H158ZM162 17V16H161ZM167 17V16H166ZM169 17H171V16H169ZM204 17H205V15H204ZM212 17H214V16H212ZM12 18V17H11ZM15 18V17H14ZM19 18V17H18ZM27 18V17H26ZM44 18H46V17H44ZM64 18H65V16H64ZM88 18V17H87ZM122 18V17H121ZM145 18H146V16H145ZM215 18V17H214ZM217 19L219 18V17H216ZM221 18V17H220ZM219 18V19H220ZM223 18V17H222ZM225 18V17H224ZM232 18V17H231ZM233 18H235V17H233ZM237 18V17H236ZM29 19V18H28ZM34 19V18H33ZM52 19H54V18H52ZM76 19V18H75ZM89 19H91V18H89ZM108 19V18H107ZM137 19V18H136ZM150 19V18H149ZM173 19V18H172ZM197 18H195L194 20H196ZM209 19V18H208ZM216 19V20H217ZM230 19V18H229ZM229 19H228V21H229ZM238 19H239V17H238ZM238 19H237V21H238ZM70 20V19H69ZM113 20H114V18H113ZM112 20V21H113ZM129 20V19H128ZM128 20H126V21H128ZM132 19H130V22L129 23H131L132 21H134V18H133V20L131 21ZM147 20H148V18H147ZM178 20V19H177ZM193 20V21H194ZM234 19H232L231 21H233ZM30 21V20H29ZM48 21V20H47ZM55 21V20H54ZM82 21V20H81ZM80 21V22H81ZM86 21V20H85ZM88 21V20H87ZM93 21H94V19H93ZM104 21V20H103ZM136 21V20H135ZM138 21V20H137ZM136 21V23H138ZM213 21V20H212ZM223 21V20H222ZM224 21H227V20H224ZM227 21V22H228ZM236 21V22H237ZM242 20H240V22H241ZM245 21V20H244ZM67 22V21H66ZM71 22V21H70ZM77 22V21H76ZM83 22V21H82ZM81 22V23H82ZM90 22V21H89ZM98 22V21H97ZM114 22V21H113ZM144 22V21H143ZM152 22V21H151ZM195 22V21H194ZM198 22V21H197ZM216 22V21H215ZM217 22H218V20H217ZM227 22H225V24L227 23ZM19 23V22H18ZM22 23V22H21ZM24 23V22H23ZM33 23V22H32ZM51 23V22H50ZM69 23V22H68ZM101 23V22H100ZM103 23V22H102ZM106 23H107V21H106ZM109 23V22H108ZM135 22H133V24H134ZM141 23V22H140ZM172 23V22H171ZM174 23H175V21H174ZM196 23V22H195ZM201 22H199V24H200ZM203 24L205 23V22H202ZM210 23V22H209ZM221 23V22H220ZM232 24V22H229V24ZM237 23H239V22H237ZM244 23V22H243ZM245 23H247V22H245ZM244 23V24H245ZM13 24H14V22H13ZM29 24V23H28ZM66 24V23H65ZM98 24H99V22H98ZM110 24H111V22H110ZM123 24V23H122ZM132 24V23H131ZM143 24V23H142ZM187 24H188V22H187ZM193 24V23H192ZM207 24V23H206ZM222 24L224 25V23L222 22ZM236 24V23H235ZM242 24V23H241ZM10 25V24H9ZM21 25V24H20ZM26 25V24H25ZM43 25V24H42ZM70 25V24H69ZM75 25V24H74ZM95 25H97V24H95ZM105 25H107V24H105ZM109 25V24H108ZM145 25H146V23H145ZM144 25V26H145ZM148 25V24H147ZM152 25V24H151ZM155 24H153V26H154ZM190 25H191V23H190ZM189 25V26H190ZM196 25V24H195ZM201 25V24H200ZM214 25V24H213ZM238 25V24H237ZM3 26V25H2ZM2 26H0L1 28H0V33H2V32H7L8 34H6L5 33V35L10 39V40H12V41H26V40H29V41H31V40H38V38H45V37H47V35H49L50 33H52L53 31L55 32V30L56 29H49V26L47 25V26H42L41 28L42 29H40V27H39V29H36V30H34V29H32L31 27V29L33 30V32H32V34H30V35H25L24 33H25V31H26V33H27V30L29 29V27L28 28H22L23 30H24V33H22V31L23 30H20L21 31V33L20 34H18V33H15L14 32V29L16 30L17 28H14L13 29V31H11V29L13 28H11L10 29V31L9 30H7L6 28L3 30L2 29ZM6 26V25H5ZM4 26V27H5ZM14 26V25H13ZM81 26V25H80ZM83 26V25H82ZM126 26H128V22H127V24H125L124 25V27H126ZM131 26V25H130ZM137 26V25H136ZM155 26H157V25H155ZM199 26V25H198ZM209 26V25H208ZM221 27V25H219L218 24V27ZM234 26V25H233ZM244 26V25H243ZM9 27V26H8ZM21 27V26H20ZM22 27H24V26H22ZM56 27H58V26H56ZM96 27V26H95ZM129 27V26H128ZM191 27H193V26H191ZM227 27V25L226 26H224V28H226ZM230 26H228L227 28H229ZM76 28V27H75ZM87 28H88V26H87ZM110 28H111V26H110ZM122 28H123V26H122ZM121 27H120V29H122ZM159 27H157V29H158ZM162 28V27H161ZM199 28V27H198ZM206 28H208V27H206ZM211 28H214V27H211ZM226 28V29H227ZM21 29V28H20ZM31 29H29L30 31H31ZM69 29V28H68ZM89 29V28H88ZM99 29V28H98ZM124 29V28H123ZM147 29V28H146ZM164 29V28H163ZM162 29V31H164ZM175 29V28H174ZM186 29V28H185ZM202 29V28H201ZM205 29V28H204ZM221 29L222 28H220V31H221ZM230 29H231V27H230ZM101 30V29H100ZM107 30V29H106ZM116 30V29H115ZM119 30V29H118ZM143 30V29H142ZM149 30V29H148ZM152 30V29H151ZM165 30H166V28H165ZM214 30H215V28H214ZM214 30H212L213 32H214ZM216 30H217V27H216ZM224 31H225V29H223ZM76 31V30H75ZM98 31V30H97ZM96 31V32H97ZM101 31H104V30H101ZM121 31V30H120ZM144 31V30H143ZM157 31V30H156ZM159 31V30H158ZM172 31H174V30H172ZM185 31V30H184ZM203 31V30H202ZM220 31L218 32V31H216V33L218 32L219 33V35H220ZM67 32V31H66ZM73 32V31H72ZM72 32H71V34H72ZM78 32V31H77ZM111 32H113L114 33V31H111ZM119 32V31H118ZM131 32V31H130ZM207 32V31H206ZM68 33H70L69 31H68ZM67 33V34H68ZM85 33V32H84ZM107 33V32H106ZM105 33V34H106ZM136 33V32H135ZM193 33V32H192ZM210 33H212V32H210ZM217 33V34H218ZM223 33V32H222ZM221 33V34H222ZM224 33H226V32H224ZM246 33V32H245ZM55 34V33H54ZM70 34V35H71ZM78 34H79V32H78ZM77 34V35H78ZM80 34H82V32L80 33ZM87 34H88V32H87ZM90 34V33H89ZM101 34V33H100ZM111 34V33H110ZM127 34V33H126ZM141 34V33H140ZM147 34V33H146ZM167 34H168V32H167ZM174 34H177V33H174ZM194 34V33H193ZM206 34H208V33H206ZM214 34V33H213ZM229 34V33H228ZM247 34H249V33H247ZM53 35V34H52ZM60 35V34H59ZM62 35V34H61ZM72 35H74L75 36V33H73ZM76 35V36H77ZM84 35V34H83ZM90 35H92V33L90 34ZM89 35V36H90ZM98 35V34H97ZM128 35V34H127ZM156 35V34H155ZM158 35V34H157ZM209 35V34H208ZM211 35V34H210ZM235 35V34H234ZM246 35V34H245ZM0 36H1V34H0ZM75 36V37H76ZM88 36V35H87ZM96 36V35H95ZM117 35H115V37H116ZM176 36V35H175ZM191 36V35H190ZM197 36V35H196ZM217 36V35H216ZM231 36V35H230ZM252 36V35H251ZM70 37V36H69ZM73 36H71V38H72ZM108 37H109V35H108ZM136 37V36H135ZM141 37V36H140ZM143 37H146V36H143ZM152 37H153V35H152ZM151 37V38H152ZM164 37V36H163ZM177 37V36H176ZM181 37V36H180ZM211 37H213V36H211ZM246 37V36H245ZM263 37V36H262ZM51 38V37H50ZM65 38V37H64ZM71 38H69L70 40H71ZM78 38H80V37H78ZM83 38V37H82ZM81 38V39H82ZM112 38V37H111ZM128 38V37H127ZM133 38V37H132ZM137 38V37H136ZM161 38V37H160ZM227 38V37H226ZM228 38H229V36H228ZM255 38V37H254ZM253 38V39H254ZM257 38V37H256ZM42 39V40H43ZM57 39V38H56ZM67 39V38H66ZM77 39V38H76ZM88 39H91V38H88ZM103 39V38H102ZM123 39V38H122ZM140 39V38H139ZM186 39H187V37H186ZM223 39V38H222ZM262 39V38H261ZM45 40V39H44ZM47 40V39H46ZM52 40V39H51ZM50 40V41H51ZM94 40V39H93ZM136 40V39H135ZM147 40V39H146ZM154 40V39H153ZM152 40V41H153ZM248 40V39H247ZM1 41V40H0ZM40 41V40H39ZM69 41V40H68ZM71 41H73V40H71ZM82 41V40H81ZM90 41V40H89ZM151 41V40H150ZM162 41H163V39H162ZM178 41V40H177ZM221 41V40H220ZM250 41H253V40H250ZM18 42V43H19ZM28 42V41H27ZM55 43H56V41H54ZM60 42V41H59ZM63 42V41H62ZM76 42H78L77 40H76ZM83 42V41H82ZM131 42V41H130ZM158 42H160V41H158ZM191 42H192V40H191ZM224 42V41H223ZM245 42V41H244ZM257 42V41H256ZM1 43V42H0ZM5 43V42H4ZM3 43V44H4ZM9 43V42H8ZM22 43V42H21ZM21 43H19V44H21ZM24 43V42H23ZM30 43V42H29ZM35 43V42H34ZM40 43V42H39ZM88 43V42H87ZM139 43V42H138ZM189 43V42H188ZM242 43V42H241ZM261 43V42H260ZM46 44V43H45ZM50 44V43H49ZM48 44V46H50ZM60 44V43H59ZM123 44V43H122ZM126 44V43H125ZM168 44V43H167ZM170 44V43H169ZM175 44V43H174ZM220 44V43H219ZM230 44V43H229ZM237 44V43H236ZM254 44V43H253ZM256 44V43H255ZM8 45V44H7ZM26 45V44H25ZM36 45V44H35ZM54 45V44H53ZM77 45V44H76ZM82 45V44H81ZM80 45V46H81ZM90 45V44H89ZM100 45V44H99ZM109 45V44H108ZM115 45V44H114ZM113 45V46H114ZM124 45V44H123ZM135 45V44H134ZM134 45H132V46H134ZM153 45V44H152ZM264 45V44H263ZM11 46V45H10ZM20 46V45H19ZM27 47H28V45H26ZM30 46V45H29ZM40 46V45H39ZM42 46H43V44H42ZM47 46V45H46ZM95 46V45H94ZM167 46V45H166ZM190 46V45H189ZM198 46V45H197ZM233 46V45H232ZM255 46V45H254ZM51 47H52V45H51ZM60 47V46H59ZM63 47V46H62ZM75 47V46H74ZM97 47V46H96ZM136 47V46H135ZM150 47V46H149ZM159 47H161V46H159ZM193 47H195V46H193ZM201 47H203L204 48V46H201ZM210 47V46H209ZM219 47V46H218ZM223 47V46H222ZM251 47V46H250ZM20 48V47H19ZM22 48V47H21ZM35 48V47H34ZM41 48H43V47H41ZM70 48V47H69ZM78 48H79V45H78V47H76V49L78 50ZM91 48V47H90ZM104 48V47H103ZM115 48H117V46H115ZM165 48V47H164ZM167 48V47H166ZM165 48V49H166ZM216 48L217 47H215V50H216ZM233 48V47H232ZM237 48V47H236ZM7 49H9V48H7ZM92 49V48H91ZM112 49V48H111ZM122 49V48H121ZM168 49H170V48H168ZM173 49V48H172ZM193 49V48H192ZM195 49V48H194ZM237 49H239V48H237ZM254 49V48H253ZM252 49V50H253ZM44 50V49H43ZM74 50V49H73ZM86 50V49H85ZM120 50V48L117 50L116 49V51H119ZM124 50V49H123ZM127 50H129V49H127ZM183 50V49H182ZM186 50V49H185ZM196 50V49H195ZM199 50V49H198ZM207 50V49H206ZM213 50V49H212ZM222 50V49H221ZM226 50V49H225ZM230 50V49H229ZM243 50V49H242ZM249 51H250V49H248ZM255 50V49H254ZM253 50V51H254ZM257 50V49H256ZM18 51V50H17ZM21 51V50H20ZM25 51H27V50H25ZM51 50H49V52H50ZM65 51H67V50H65ZM91 51V50H90ZM92 51H93V49H92ZM95 51V50H94ZM113 51V50H112ZM111 51V52H112ZM121 51V50H120ZM156 51V50H155ZM172 51V50H171ZM177 51H179V50H177ZM188 51V50H187ZM210 51H211V49H210ZM233 51V50H232ZM234 51H236V49L234 50ZM262 51V50H261ZM47 52V51H46ZM62 52V51H61ZM83 52V51H82ZM96 52V51H95ZM108 52V51H107ZM107 52L105 53V54H107ZM122 52V51H121ZM183 52V51H182ZM186 52V51H185ZM190 52V51H189ZM204 52V51H203ZM206 52V51H205ZM204 52V53H205ZM219 52V51H218ZM217 52V53H218ZM223 52H224V48H223ZM223 52H221L224 56H225V54L223 53ZM237 52V51H236ZM235 52V53H236ZM257 52V51H256ZM259 52V51H258ZM30 53H32V52H30ZM38 53V55H40L39 54V52H37ZM41 53V52H40ZM64 53V52H63ZM62 53V54H63ZM74 53V52H73ZM85 53V51L83 52V54ZM90 53V52H89ZM98 53H99V51H98ZM112 53H114V52H112ZM117 53H119V52H117ZM123 53V52H122ZM126 53V52H125ZM131 53V52H130ZM139 53V52H138ZM178 53V52H177ZM203 53V54H204ZM208 53V52H207ZM206 53V54H207ZM210 53V52H209ZM244 52H242V54H243ZM261 53V52H260ZM264 53V52H263ZM10 54V53H9ZM15 54V53H14ZM13 53H12V55H14ZM19 55H20V53H18ZM27 54H29V53H27ZM27 54H25V53H21V56L19 57V61L20 60H22V61H24L25 60V62H26V60H27ZM42 54H43V52H42ZM49 54H51V53H49ZM81 55H82V53H80ZM96 54V53H95ZM103 54H104V52H103ZM111 54V53H110ZM110 54H109V57H110ZM132 54V53H131ZM134 54L136 55L137 53H135L134 52ZM154 54V53H153ZM152 54V55H153ZM166 53H164V55H165ZM179 54H181V52H179ZM184 54V53H183ZM187 54V53H186ZM185 54V55H186ZM212 54V53H211ZM230 54V53H229ZM241 54V53H240ZM240 54H239V56H240ZM253 54V53H252ZM255 54V53H254ZM253 54V55H254ZM7 55V54H6ZM18 55V56H19ZM32 55H33V53H32ZM36 55V53H34V56ZM38 55H36V56H38ZM46 55V54H45ZM68 55V54H67ZM69 55H71V54H69ZM73 55H75V54H73ZM77 55H79V53L77 52ZM85 55V54H84ZM90 55V54H89ZM112 55V54H111ZM121 56L123 55V54H120ZM129 55V54H128ZM127 55V56H128ZM134 55V56H135ZM142 55V54H141ZM147 55H149V54H147ZM161 55V54H160ZM171 55H173V53L171 54ZM174 55H175V53H174ZM195 55V54H194ZM209 55V54H208ZM215 55H216V53H215ZM227 55V54H226ZM29 56H31V55H29ZM41 56H44V55H41ZM62 56V55H61ZM60 56V57H61ZM88 56V55H87ZM90 56H92V55H90ZM107 56V55H106ZM105 56V57H106ZM114 56V55H113ZM126 56V55H125ZM124 56V57H125ZM131 56V55H130ZM133 56V57H134ZM156 56V55H155ZM162 56V55H161ZM180 56V55H179ZM187 56H188V54H187ZM205 56H207V55H205ZM211 56V55H210ZM219 56V55H218ZM227 56H229V55H227ZM233 56V55H232ZM238 56V55H237ZM247 56V55H246ZM250 56V55H249ZM6 57H8V56H6ZM15 57V56H14ZM13 57V58H14ZM55 57V56H54ZM64 57V56H63ZM62 57V58H63ZM74 57V56H73ZM79 57H81V56H79ZM83 57V56H82ZM82 57H81V59H82ZM85 57V56H84ZM89 57V56H88ZM104 56H102V58H103ZM112 57V56H111ZM117 57V56H116ZM115 57V58H116ZM123 57V56H122ZM129 57V56H128ZM133 57H132V59H133ZM143 57V56H142ZM153 57V56H152ZM166 57V56H165ZM165 57H164V59H165ZM168 57H170V56H168ZM174 57V56H173ZM196 57V56H195ZM199 57V56H198ZM203 57V56H202ZM216 57V56H215ZM220 57H222L223 58V56H220ZM233 57H236L235 55L233 56ZM232 57V58H233ZM254 57V56H253ZM260 57V59L261 60H256L255 59V65L256 66H258L257 67V70H258V72L254 69V73H253V75L251 74V72H250V74H247L248 73V65L249 66H251L250 64H249V61H245L247 64L246 65H244L245 64V62L243 63V60L242 61H240V65H241V63L244 65H242V67H241V69H242V71H243V69H244V71H245V69H246V67H247V69H246V71H247V73H245V75H243V73H244V71H243V73H240L239 74V77H238V79L236 78L237 76H235V78H236V81H239L240 82V80H242V82H245L246 84H243V83H241L240 82V84H243V87H244V85H245V87H247V88H249V90H251V88L250 87H252L254 84H256L255 83V81H258V82H260V83H262V76H263V79H264V59L262 60V58H261V55L259 56ZM3 58H5V57H3ZM11 58V57H10ZM30 58V57H29ZM41 58V57H40ZM65 58V57H64ZM67 58V57H66ZM70 58V57H69ZM95 58V57H94ZM118 58V57H117ZM116 58V59H117ZM125 58H127V57H125ZM147 57H145V58H143L144 60L146 59ZM150 58V57H149ZM163 58V57H162ZM184 58V57H183ZM194 58V57H193ZM197 58V57H196ZM204 58V57H203ZM202 58V59H203ZM217 58V57H216ZM229 58V57H228ZM241 58V56L239 57V59ZM248 58V57H247ZM264 58V57H263ZM2 59V58H1ZM0 59V61H3V59L1 60ZM6 59V58H5ZM15 59H17V58H14V61H15ZM32 59V58H31ZM51 59V58H50ZM52 59H53V57H52ZM68 59V58H67ZM71 59H73V58H71ZM85 59H86V57H85ZM91 59V58H90ZM100 59V58H99ZM104 59V58H103ZM103 59H100V61L101 60H103ZM107 59V58H106ZM105 59V60H106ZM110 59H113L114 60V57L113 58H110ZM130 59V58H129ZM177 59H178V57H177ZM176 59V60H177ZM179 59H181V58H179ZM178 59V60H179ZM192 59V58H191ZM190 59V60H191ZM207 59V58H206ZM206 59H205V61H206ZM210 59V58H209ZM225 59V58H224ZM231 59V58H230ZM230 59H228V60H230ZM237 59V58H236ZM235 59V60H236ZM238 59V60H239ZM241 59H243V58H241ZM9 60V59H8ZM13 60V59H12ZM34 60V59H33ZM32 60V61H33ZM37 60V59H36ZM95 60H97L98 62H99V64H100V61L98 60V59H96L95 58ZM108 60H109V58H108ZM118 60V59H117ZM123 60V59H122ZM131 60V59H130ZM139 60H140V58H139ZM142 60V59H141ZM159 60V59H158ZM174 60V59H173ZM172 60V61H173ZM188 60V59H187ZM195 60V59H194ZM200 60V59H199ZM204 60V59H203ZM208 60V59H207ZM219 60V59H218ZM223 60V59H222ZM226 60V59H225ZM228 60H226V61H228ZM233 60V59H232ZM28 62H30V60H27ZM59 61V60H58ZM69 61V60H68ZM76 60L74 59V61H71V62H75ZM90 61V60H89ZM110 61V60H109ZM118 61H120V56H119V60ZM127 61V60H126ZM137 61V60H136ZM135 61V62H136ZM166 61H167V59H166ZM169 61V60H168ZM184 61V60H183ZM189 61V60H188ZM192 61H193V59H192ZM221 61V60H220ZM226 61H222V62H226ZM231 61V60H230ZM17 62V61H16ZM35 62V61H34ZM42 62H44V60L42 61ZM47 62V61H46ZM50 62V61H49ZM77 62V61H76ZM84 62V61H83ZM112 62V61H111ZM110 62V63H111ZM128 62V61H127ZM133 62V61H132ZM141 61H139V63H140ZM159 62V61H158ZM174 62V61H173ZM173 62H171L170 61V63L172 64ZM212 62V61H211ZM218 62V61H217ZM216 62V63H217ZM221 62V63H222ZM2 63V62H1ZM24 63V62H23ZM31 63V62H30ZM59 63V62H58ZM78 63H80V62H78ZM90 63H92V60H91V62ZM107 63H109L108 61H107ZM137 63V62H136ZM142 63V62H141ZM160 63V62H159ZM175 63V62H174ZM180 63V62H179ZM179 63L177 62V64L179 65ZM194 63H197V62H194ZM194 63H190V66H192L193 67V65H191V64H194ZM207 63H209V62H207ZM206 63V64H207ZM215 63V64H216ZM227 63V62H226ZM230 63H232V62H230ZM9 64V63H8ZM37 64V63H36ZM69 64V63H68ZM67 64V65H68ZM73 64V63H72ZM76 64V63H75ZM74 64V65H75ZM84 64H86V63H84ZM102 65H103V61H102V63H101ZM106 64V63H105ZM119 64V63H118ZM129 64H130V62L129 63H127V67H129ZM138 64V63H137ZM164 64V63H163ZM176 64V63H175ZM182 64V63H181ZM181 64H180V66H181ZM198 64V63H197ZM228 64H229V62H228ZM233 64V63H232ZM252 64H253V62H252ZM1 65V64H0ZM4 65V64H3ZM20 65H21V63H20ZM41 65V64H40ZM50 65H51V63H50ZM64 65V64H63ZM79 65V64H78ZM81 65V64H80ZM82 65H83V63H82ZM92 65V64H91ZM98 65V64H97ZM101 65V66H102ZM131 65V64H130ZM139 65V64H138ZM142 65V64H141ZM155 65H156V63H155ZM165 65H168V64H165ZM164 65V66H165ZM174 65V64H173ZM218 65V64H217ZM231 65V64H230ZM239 65V64H238ZM23 66V65H22ZM26 66V65H25ZM48 66V65H47ZM54 65H52L51 67H53ZM76 66V65H75ZM88 66V65H87ZM87 66H85V67H87ZM95 66V65H94ZM99 66V65H98ZM110 66V65H109ZM122 66V65H121ZM120 66V67H121ZM132 66V65H131ZM131 66H130V68H131ZM179 66V67H180ZM183 66V65H182ZM201 66H202V64H201ZM219 66V65H218ZM232 66V65H231ZM246 66V67H245ZM5 67H6V65H5ZM34 67V66H33ZM41 67H42V65H41ZM65 67V66H64ZM69 67V66H68ZM97 67V66H96ZM115 67V66H114ZM119 67V66H118ZM145 67V66H144ZM154 67V66H153ZM163 67V66H162ZM173 67V66H172ZM175 67V66H174ZM177 67V66H176ZM188 67V66H187ZM195 67H196V65H195ZM204 66H202V69H204L203 68ZM210 67V66H209ZM216 67V66H215ZM219 67H222V65H220ZM235 67V66H234ZM239 67V68H240ZM26 68H27V66H26ZM25 68V71L27 70ZM44 68V67H43ZM47 68H49V67H47ZM109 67H107V69H108ZM136 68V67H135ZM140 68V67H139ZM142 68V67H141ZM152 68V67H151ZM156 68V67H155ZM159 68H161V67H159ZM158 68V69H159ZM178 68V67H177ZM177 68L175 69L176 71L174 72V71H171V70H173L174 68H172L170 71H171V74L168 72V69H166L167 70V72L169 73V75H172L173 77H174V74H176V72H178L177 71ZM183 68V67H182ZM182 68L180 67V69L182 70ZM206 68V67H205ZM213 69H214V67H212ZM212 68H210V69H212ZM12 69V68H11ZM18 69V68H17ZM17 69H16V71H17ZM29 69V68H28ZM51 69V68H50ZM49 69V70H50ZM53 69V68H52ZM51 69V70H52ZM62 69V68H61ZM70 69V68H69ZM100 68H98V70H99ZM103 69V68H102ZM137 69V68H136ZM162 69V68H161ZM161 69H159V70H161ZM170 69V68H169ZM185 69V68H184ZM183 69V70H184ZM202 69H200L199 71H198V73H200V74H202V73H205L206 71L204 70V72H200ZM208 68H206V70H207ZM210 70L211 71V73L210 74H212V75H210V76H216L215 74H219L218 72H219V70L218 69H216L215 71H216V73H215V71L214 70ZM222 70H220V71H224V72H226L225 73V75L228 73V72H231L230 71V68H229V71L227 72V70L225 71V69H226V67H225V69H223V68H221ZM231 69H232V67H231ZM235 71H233V72H235V74L237 75V72L236 71H240L241 69H239V70H237V68L235 67ZM1 70H2V68H1ZM6 70V69H5ZM23 70V72H24V69H22ZM46 70V69H45ZM81 70V69H80ZM85 70V69H84ZM96 71H97V69H95ZM105 70V69H104ZM127 70V69H126ZM135 70V69H134ZM150 70L151 69H149V71H147V72H150ZM153 70H155V69H153ZM157 70V69H156ZM179 70V69H178ZM181 70H179V71H181ZM182 70V71H183ZM197 70V69H196ZM217 70H218V72H217ZM11 71V70H10ZM47 71H48V69H47ZM61 71V70H60ZM64 71V70H63ZM67 71V70H66ZM72 71V70H71ZM109 71H110V69H109ZM132 71V70H131ZM145 71V70H144ZM162 71V70H161ZM163 71H165L164 69H163ZM181 71V77H183L184 76V74L186 75V77L184 76V78L181 80V79H176V80H178V81H180L179 83H178V81H176V83L175 84H178V85H181V86H179L180 88H177L176 89V86L173 84V86H175V88L174 87H172V89L171 88H168L169 90H171V91H169L168 92V89H166L167 90V92H165V94L163 93V88L164 87H170V85H172V83L171 84H168V83H170L171 82V80H168V83H167V86H165L166 85V83H164L165 85H163V82H162V80H161V78H163V77H161L160 78V80H161V85H163L162 87H160L161 88V90H162V92L161 93H159L158 91H160V90H158L159 89V87H156L154 84H157L158 83V81L157 82H155V83H153V85H154V87H152L153 85H151L152 83H150L149 82V80L146 78V76H145V79L146 80H148V84L150 83V85H147V86H150L149 88L145 85L146 83H142V84H144L143 85V90H144V88L145 89H149V90H140L139 89V91H133L134 93H132L131 91L129 92H127L126 91V93H127V95H126V93H125V97H124V90L122 91V90H119L118 88L120 87V85L119 84H117L116 82V84L117 85H114V82H113V85L114 86H112L111 84V86H112V89L109 87V90L108 91H106V90H104V91H102V95H97V93L96 94H93V95H90L91 93V91L90 92H87V91H89L90 89L91 90H93L92 88H89V90L88 89H86L85 88V91L83 92V94L84 93H86V94H84L85 96H84V98L83 99H87L86 101H90L91 102V104H92V101L94 102L96 99L97 100H100L99 101V105L96 103V105H98V112H96L97 113V115L95 114V112H94V114H95V117L96 118H94V117H92L91 116V118L92 119H89V117L86 119V121L84 120V121H82V122H79V123H77L76 124V126L74 127V128H72L73 130L71 131V129H70V131L71 132H69V133H64L65 131L67 132L69 129L68 128H70V127H68V128H66L67 130H64L63 131V133L65 134V136H62L61 135V137L62 138H60L59 136V134H62V130H61V132L59 133V132H57L58 130H56V132L58 133V136L57 137H59V138H57L56 137V135H57V133L56 132H54V136H55V140H60V141H63V142H65V144L66 143H68L69 145H68V147H66L65 145V147L62 149V151H61V155L60 154H57V157H58V159L59 160H61V161H63L62 163L63 164H72L73 162H75V160L77 159L78 160V156H81V154L82 153H84V149L86 150L87 149V151H88V149H89V152H88V154H87V152H86V155H89V157H87L86 159H85V161L83 162V163H78L80 160H78V161H76L78 164H76V162H75V164H73L72 165V168H70V165H67V168H68V166H69V168L72 170V171H70V169L66 172V170H65V174H66V176L70 179V181H71V179L73 180L74 179V181H76L77 179H79V177L83 174L82 172H84L85 173V171H90V170H92V168L93 169H95V167L97 166L98 167V165H97V162L98 163H100L99 161L100 160H102L101 158H100V156L98 157V150L100 149V152H101V148H98V147H100L101 146V143L102 144H106L107 142H109L108 140H107V142L105 143H103V141H104V139H105V137H104V139L102 140V142L100 141L101 139L100 138H98L97 140L99 141H97V142H95L96 141V139H95V137L94 136H97L99 133L98 132H96V134L94 135V133H93V138H94V141H93V139H91L90 137L92 136V135H90L92 132H94L93 131V129H95V130H100V129H103L104 131V133H102V134H104V135H109L110 137H109V139L111 138V139H113V140H110V141H113V142H115V137L117 136V134H118V136H120L121 134L120 133H117L116 134V131H120V130H122V128L123 129H125L127 126L126 125H128L127 124V121L129 120V118L130 117H134V118H136L137 120H139V121H141V123L142 122H144V123H142V124H145V122L147 121H149V119L151 120V119H153L154 117H156V116H154L155 114H162V115H158V116H163L164 115V119L166 118L165 116L166 115H168V117H169V119L170 118H174V120L175 121H173L172 122V119H170L171 120V122H168V120L166 121L165 120V123H164V121L162 122V120H161V118H163V117H161L160 118V121H161V123H162V125H164V126H162V128L160 129V131H162V134H163V139H162V134H157V135H155V137H157L158 135H160V136H158L157 137V142H158V140H159V138L161 137V139H162V141H160L159 142V144L160 145H162V147L160 146H156L155 147V145L157 144V142H156V144H155V141L156 140H154L152 137L153 136H151V133H149L148 135H149V137L150 138H148L149 140H154L153 142H154V147L152 146H149L148 148H151L150 150H148L147 149V151L146 150H144V149H141V150H143V151H146V153L147 152H149V151H151L152 149H153V151L152 152H150V155H148V158H147V156H146V158L148 159H145V156H143L144 157V164H143V162H142V165H144V167H145V172L146 173H144L145 175H144V181H148L149 180V178L151 179V180H149L148 181V183L149 184H151V182L152 181H155V180H153V179H156L157 177H159V176H161L162 177V175L163 174H168V173H172L173 175H175V176H188V177H192V179L193 178H196L197 176H200V175H203V176H206V174H207V169H213V170H211L212 171V173H214L213 171H215V173L217 174V172L216 171H218V167H219V169L221 168L220 166H222L225 162H227L226 164H224L225 166H227V164H228V162H229V159L230 158H235V155L236 154H238V153H240L241 154V149L242 148H245L246 149V147H245V145H244V143H243V141H245V143H246V141L247 142H249L250 143V145H249V143L247 144V146H250V148L248 147L247 148V150L248 149H250L251 150V148L253 147V146H255L256 144L255 143H257V146H258V144H260L259 143V140H260V138L262 137L261 135V137H259V139H258V137H257V135L255 134L256 133V131H258L259 132V130H257L258 129V127L259 128H261V125H264V124H262L264 121H263V118H264V113H262V112H258V111H260V110H258L257 108V112L253 109V107H252V105L251 106H249L248 107V109H251L252 110V113L251 114H253V115H250V116H245V115H241L240 114V112L241 111H243L244 109H245V105L246 104H249L250 102L251 103H254L253 101H255L254 99H256V98H258V97H263L264 96V90H261V86L262 85H260L259 86V84L260 83H258L257 84V86H259V87H261L260 88V90L258 91L257 89H256V91H255V88H258V87H254V88H252V94H245V93H243V90L241 91L242 93H240V90L239 89H241L240 87L238 88V91H236V89H235V91H234V89H232L233 87H235V85L237 86V82H236V84H235V82H234V86L231 88V90L233 91V92H231V90L229 89L228 90V87L226 88L227 89V91H226V89H223V90H225V91H223V92H218L219 94H215L214 96H213V98L212 97H209L208 98V96L206 97V96H202L201 97V95H199L198 93V98L197 99H200L199 98V96L202 98L201 100H200V102H197L195 105L193 104V105H187V106H184V107H179V105H178V103L177 102H179V104H180V99L182 98V101H184V99L183 98H185L186 97V94H188V96H187V98H190V93H191V95L193 96V94H195V90H196V92L198 91V89L200 88H203V86L205 85L207 88V90H209L211 87V84L213 83L212 81H211V83H209V81L211 80V79H215V78H212V77H210V78H207V76H208V74H207V76H204V75H199L198 73H197V71H196V73L198 74V76H199V78L198 79H196V76H195V78L193 77L194 75H192V73L194 72H192L191 70H190V72H185L184 74H182L183 72ZM187 71V70H186ZM189 71V70H188ZM203 71V70H202ZM212 71H214V73L212 72ZM245 71V72H246ZM255 71H256V73L257 74H260V76L258 77V75H257V78L256 79H254L256 76V73H255ZM4 72V71H3ZM6 72H8V71H6ZM28 72H29V70H28ZM46 72V71H45ZM51 72H53V71H51ZM73 72V71H72ZM76 72V71H75ZM103 72V71H102ZM101 71H100V73H102ZM136 72H139V71H136ZM135 72V73H136ZM152 72V71H151ZM153 72H155V71H153ZM157 72V71H156ZM155 72V73H156ZM167 72H164L163 74H165V73H167ZM172 72H174V73H172ZM224 72H221V73H223L224 74ZM58 73V72H57ZM63 73V72H62ZM66 73V72H65ZM74 73V72H73ZM86 73V72H85ZM84 73V74H85ZM89 73V72H88ZM91 73H92V71H91ZM95 73V72H94ZM97 73V72H96ZM99 73V72H98ZM125 73V72H124ZM129 73V72H128ZM158 73V72H157ZM162 73V72H161ZM168 73H167V76H168ZM187 73V74H186ZM192 75V77H190V75ZM195 73V75H197ZM207 73H209V69H208V71H207ZM220 73V75H222ZM239 73V72H238ZM25 74V73H24ZM27 74V73H26ZM46 74V73H45ZM56 74V73H55ZM64 74V73H63ZM67 74H68V71H67ZM142 74H143V71H142ZM145 74V73H144ZM149 74V73H148ZM153 74V73H152ZM163 74H162V76H163ZM194 74V73H193ZM262 74V75H261ZM1 75V74H0ZM15 75H16V72H15ZM22 75V74H21ZM43 75V74H42ZM69 75V74H68ZM71 75V74H70ZM73 75V74H72ZM75 75V74H74ZM73 75V76H74ZM81 75H83L82 74V72H81ZM91 75V74H90ZM101 75V74H100ZM113 75V74H112ZM128 75V74H127ZM153 75H155V74H153ZM153 75H152V77H153ZM189 75V76H188ZM205 75H206V73H205ZM228 75H229V73H228ZM231 75H233V74H230L229 76H231ZM254 76V77H252L253 79H251L252 81H254V84H253V82L251 81L250 83L251 84H253L252 86H250L249 84L250 83H248L247 81H249V77L250 76ZM29 76V75H28ZM47 76V75H46ZM51 76V75H50ZM64 76V75H63ZM92 76H94V75H92ZM99 76V75H98ZM108 77H109V75H107ZM129 76V75H128ZM135 76H137V75H135ZM144 76V75H143ZM161 76V75H160ZM159 76V77H160ZM188 76V77H187ZM201 76V77H200ZM202 76H203V78H202ZM224 76V75H223ZM228 76V77H229ZM18 77V76H17ZM17 77H15V78H17ZM24 77V76H23ZM22 77V78H23ZM31 77V76H30ZM33 77V76H32ZM36 77V76H35ZM34 77V78H35ZM53 77V76H52ZM57 77V76H56ZM59 77V76H58ZM61 77H62V75H61ZM86 77H87V75H86ZM85 77V78H86ZM102 77V76H101ZM101 77H99V78H101ZM132 77H134V76H132ZM139 77V76H138ZM138 77H137V79H138ZM151 77V78H152ZM158 76H157V78H159ZM165 77V79H166V75L164 76ZM171 77V76H170ZM173 77H171L172 78V80L174 79ZM177 77H179V75L177 76ZM220 77V76H219ZM232 77V76H231ZM11 78V77H10ZM12 78H14L13 77V75H12ZM44 78V77H43ZM48 78V77H47ZM60 78V77H59ZM73 78H75V77H73ZM78 78V77H77ZM81 78H83V77H81ZM92 78V77H91ZM98 78V77H97ZM117 78V77H116ZM130 78V77H129ZM142 78V77H141ZM156 78V77H155ZM155 78H153V79H155ZM157 78H156V80H157ZM168 78H169V76H168ZM176 78V77H175ZM180 78V77H179ZM19 79V78H18ZM33 79V78H32ZM36 79V78H35ZM39 79V78H38ZM42 79V78H41ZM54 79V78H53ZM61 79V78H60ZM88 79V78H87ZM93 79V78H92ZM109 79V78H108ZM115 79V78H114ZM120 79V78H119ZM145 79H143V80H145ZM150 79V78H149ZM164 79V80H165ZM170 79V78H169ZM217 80H218V78H216ZM219 79H221V78H219ZM15 80V79H14ZM22 80V79H21ZM20 80V81H21ZM25 80V79H24ZM29 80V79H28ZM63 80V79H62ZM70 80V79H69ZM73 80V79H72ZM82 80V79H81ZM89 80V79H88ZM98 80V79H97ZM112 80V79H111ZM133 80V79H132ZM140 80V79H139ZM146 80H145V82H146ZM151 80V82L153 81L152 79H150ZM155 80V81H156ZM159 80V79H158ZM221 80H223V79H221ZM231 80V79H230ZM9 81H10V79H9ZM11 81H12V79H11ZM31 81V80H30ZM35 81V80H34ZM47 81V80H46ZM58 81V80H57ZM66 81H67V79H66ZM101 81H102V79H101ZM107 80H105V82H106ZM165 81H167V79L165 80ZM174 81V80H173ZM227 81V80H226ZM235 81V80H234ZM18 82V81H17ZM25 81H23L22 83H24ZM44 82H45V80H44ZM56 82V81H55ZM70 82V81H69ZM68 82V83H69ZM73 82V81H72ZM71 82V83H72ZM98 82V81H97ZM108 82V81H107ZM120 83H122L121 81H119ZM160 82V81H159ZM196 82H199V84H201V85H198V84H196ZM215 82L218 84L219 82H217L216 80L214 81V85L216 86L217 84H215ZM221 82V81H220ZM231 82V81H230ZM263 82H264V80H263ZM11 83V82H10ZM49 83V82H48ZM58 83H59V81H58ZM70 83V84H71ZM93 83V82H92ZM104 83V82H103ZM140 83H141V81H140ZM174 83V82H173ZM208 83H209V85H208ZM224 83V82H223ZM226 83V82H225ZM228 83V82H227ZM232 83V82H231ZM8 84V83H7ZM14 84H16V83H14ZM14 84H13V86H14ZM18 84V83H17ZM26 84H29V83H27V79H26ZM35 84V83H34ZM36 84H37V82H36ZM46 84H47V82H46ZM50 84V83H49ZM99 84V83H98ZM102 84V83H101ZM136 84V83H135ZM160 84V83H159ZM159 84H157V86L159 85ZM194 84H196L195 86H200L199 88H197V87H195L194 88ZM220 84H222V82L220 83ZM229 84V83H228ZM228 84H224L225 86H229ZM20 85V84H19ZM22 85V84H21ZM30 85V84H29ZM42 85V84H41ZM58 85V84H57ZM77 85V84H76ZM80 85V84H79ZM91 85V84H90ZM105 85H107L106 83H105ZM119 85V86H118ZM125 85V84H124ZM126 85H128V84H126ZM141 84H139V86H140ZM169 85V86H168ZM208 85V86H207ZM219 85V84H218ZM247 85V86H246ZM248 85L250 86V87H248ZM264 85V84H263ZM3 86H5V85H3ZM16 86V85H15ZM14 86V87H15ZM18 86V85H17ZM24 86V85H23ZM32 86V85H31ZM43 86V85H42ZM54 86V85H53ZM74 86V85H73ZM81 86V85H80ZM89 86V85H88ZM103 86V85H102ZM121 86H123V84L121 85ZM138 85H137V87H139ZM142 86V85H141ZM144 86H146V87H144ZM204 86V87H205ZM231 86H232V84H231ZM239 86V85H238ZM14 87H11V88H14ZM22 87V86H21ZM33 87H35V86H33ZM40 87V86H39ZM49 87V86H48ZM78 87V86H77ZM82 87V86H81ZM80 87V88H81ZM87 87V86H86ZM108 87V86H107ZM130 87V86H129ZM129 87H127V88H129ZM214 86H213V84H212V88H213ZM220 87V86H219ZM243 87H242V89H243ZM19 88V87H18ZM18 88H16V89H18ZM27 89H25V90H23L24 92L25 91H27V92H25V94L26 95H24V92H23V95L24 96H27V93L29 92V91H31L30 89H31V87L30 88H28V85H27V87H26ZM54 88V87H53ZM62 88V87H61ZM79 88V89H80ZM104 88H106V87H104ZM124 88H125V86H124ZM131 88H132V85H131ZM130 88V89H131ZM141 88V87H140ZM222 88H223V85H222ZM237 88V87H236ZM263 88H264V86H263ZM262 88V89H263ZM2 89V88H1ZM3 89H5V88H3ZM46 89V88H45ZM60 89V88H59ZM64 89V88H63ZM65 89H67V88H65ZM64 89V91L63 92H61V93H63L64 94V92H66V90ZM72 89V88H71ZM75 89V88H74ZM82 89V88H81ZM96 89V88H95ZM103 89V88H102ZM111 89V90H110ZM186 89H188L187 91H186ZM214 89H216L215 90V92L218 90L219 91V89L217 88V86H216V88L214 87ZM245 90H246V88H244ZM254 89V90H253ZM6 90L7 89H5V93H6ZM9 90H12V89H9ZM13 90H15V89H13ZM12 90V91H13ZM29 90V91H28ZM36 90V89H35ZM38 90V89H37ZM43 90V89H42ZM42 90H40L39 92H29L28 93V97H29V100L27 99V101H28V103H29V101L31 102V107H32V104H33V107L34 108H36L34 105H36V106H41V105H47V104H49L48 102H50V104H52L51 103V99H53L52 97L54 96V95H52V94H48L46 91H44V93H42L43 91ZM50 90V89H49ZM48 90V91H49ZM54 90V89H53ZM132 90V89H131ZM133 90H134V88H133ZM137 90V89H136ZM204 90V89H203ZM206 90V91H207ZM212 90V89H211ZM221 90V89H220ZM244 90V91H245ZM2 91L3 90H1V93H2ZM8 91V90H7ZM12 91H10L11 93H13ZM55 91V90H54ZM68 91H69V89H68ZM78 91V90H77ZM77 91H76V94L75 95H77L78 96V93H80V92H78L77 93ZM83 90H81V92H82ZM96 91H97V89H96ZM149 91H151V92H149ZM185 91V92H184ZM201 91V93H202V89L201 90H199V92ZM205 91V90H204ZM203 91V92H204ZM204 92V93H208V91L207 92ZM248 91V90H247ZM9 92V91H8ZM9 92V93H10ZM18 92V91H17ZM46 92V93H45ZM98 92H100V91H98ZM107 92V93H106ZM189 92V93H188ZM210 92V91H209ZM212 92H214V91H212ZM211 92V93H212ZM250 92V91H249ZM254 92H256V93H254ZM10 93V94H11ZM20 94H21V92H19ZM50 93V92H49ZM59 93V92H58ZM67 93V92H66ZM66 93L64 94V95H66ZM68 93H70V92H68ZM72 93V92H71ZM70 93V94H71ZM101 93V92H100ZM130 93V94H129ZM132 93V94H131ZM200 93V94H201ZM19 94V95H20ZM53 94H54V92H53ZM60 94V93H59ZM58 94V96L60 97V98H58V96L56 95V100H57V98L59 99V104H57V102H56V104L57 105H59V107H60V109L62 108V106L61 105H63V104H61L62 102H63V98H64V95H59ZM83 94H81V96L79 95L78 96V98H80V97H82V95ZM99 94V93H98ZM121 94H122V96H121ZM203 94V93H202ZM210 94V93H209ZM208 94V95H209ZM6 95V97H7V99H8V96L9 95H7V93L5 94ZM17 95V94H16ZM18 95V96H19ZM22 95V96H23ZM72 95V94H71ZM71 95H69V96H71ZM99 96L98 98H97V96ZM207 95V94H206ZM210 95H213V94H210ZM1 96H3V94L1 95ZM11 96V95H10ZM22 96H21V98H22ZM67 96L68 95H66V98H67ZM96 96V97H95ZM101 96V97H100ZM185 96V97H184ZM196 95H194V98L195 97H197ZM4 97V96H3ZM204 97V98H203ZM206 97V98H205ZM15 98H17V97H15ZM18 98H20V97H18ZM20 98V99H21ZM69 98V97H68ZM96 98V99H95ZM208 98V99H207ZM264 98V97H263ZM9 99H10V97H9ZM11 99H14V98H11ZM23 99V98H22ZM69 99H71V98H69ZM72 99H77V98H73V96H72ZM71 99V101L73 102V101H75V100H72ZM81 99V98H80ZM80 99H79V101H80ZM82 99V100H83ZM93 99V100H92ZM95 99V100H94ZM175 99H179L177 102L175 101L174 102V100ZM186 99V98H185ZM193 99V98H192ZM212 100V103L210 104V103H206L208 100ZM15 100H18V99H15ZM24 100H25V98H24ZM55 100V99H54ZM66 100V99H65ZM82 100L80 101V102H82ZM96 100V101H97ZM168 100H172L173 102H174V104L175 103H177V105L178 106H175L174 104H173V102H168V104H165V102H167ZM188 100H191V98L190 99H188ZM187 99H186V101H188ZM209 100V101H210ZM8 101V100H7ZM27 101L25 100L24 102H26L27 103ZM68 101V100H67ZM66 101V102H67ZM77 101V100H76ZM77 102V104L78 103H80V102ZM95 101V102H96ZM196 101V100H195ZM3 102V101H2ZM1 102V103H2ZM5 102V101H4ZM12 102H14V101H12ZM12 102H11V104H12ZM18 102V101H17ZM21 101L19 100V102L18 103H20ZM65 102V101H64ZM63 102V103H64ZM69 102V101H68ZM71 102V103H72ZM22 103V102H21ZM27 103V104H28ZM75 102H73V104H74ZM85 103V102H84ZM84 103L82 102V103H80L79 105H81V104H83L84 105ZM88 102H86L85 104L86 105H88L87 104ZM186 102H184V104H185ZM188 103H189V101H188ZM256 103V102H255ZM25 104V103H24ZM23 103H22V108L24 107L23 105H24ZM27 104H26V106H27ZM54 104H55V102H54ZM54 104H52V105H54ZM67 104V103H66ZM65 104V105H66ZM102 104V105H101ZM183 104V103H182ZM190 104H191V102H190ZM208 104H210V105H208ZM1 105V104H0ZM13 105V104H12ZM16 105V104H15ZM21 105V104H20ZM28 105H30V104H28ZM72 105V104H71ZM70 104H69V106H71ZM75 105H76V103H75ZM74 105V106H75ZM79 105H78V107H79ZM164 105V106H163ZM181 105V104H180ZM186 105V104H185ZM5 106V105H4ZM4 106H3V108H4ZM9 106V105H8ZM17 106V105H16ZM18 106H19V104H18ZM50 106V105H49ZM67 106H68V104H67ZM73 106V105H72ZM85 106V105H84ZM89 106H91L90 104H89ZM93 106H95V105H93ZM257 106V105H256ZM2 107V106H1ZM9 107H11V106H9ZM9 107H7V109L8 110H4V111H7L8 112V115H9V113H11L10 115H13L14 117H16L17 116V114H16V116L14 115L15 113H18L19 111L18 110H16V109H20L21 107L19 106V107H17V108H15V109H13V106H12V110L11 109H9ZM15 107V106H14ZM33 107L31 108V109H33ZM47 106H45V107H43V108H45L46 109V111L48 110V108L49 107H47ZM58 107V108H59ZM77 106H76V108H78ZM81 107V106H80ZM79 107V108H80ZM92 107V106H91ZM130 107V108H129ZM50 108H53V106H51ZM55 108H57V107H55ZM73 108V107H72ZM87 108V107H86ZM97 108V107H96ZM129 108V109H128ZM5 109V108H4ZM25 109V108H24ZM23 109V111L25 112V110ZM30 109V108H29ZM37 109V108H36ZM36 109H35V111H36ZM63 109V108H62ZM68 109V108H67ZM94 108H92V111H95V110H93ZM263 109V108H262ZM26 110H28V109H26ZM38 110H41V115H42V112H44L43 110L44 109H38ZM37 110V111H38ZM53 111V109H49L48 110V112L49 111ZM72 110V109H71ZM81 110H83V109H81ZM81 110L79 111V112H81ZM87 110V109H86ZM153 110V111H152ZM264 110V109H263ZM1 111V110H0ZM20 111H22V110H20ZM29 111H31L32 112V110H29ZM28 111V112H29ZM34 111V110H33ZM36 111V112H37ZM45 111V112H46ZM59 111V110H58ZM63 111V110H62ZM67 111V110H66ZM73 113H75V111L77 112L78 110H74V108H73ZM88 111V110H87ZM91 111V110H90ZM90 111H88L89 112V114H90ZM27 112V111H26ZM25 112V113H26ZM47 112V113H48ZM55 112V114L56 115H58L57 113H56V110L54 111ZM65 112V111H64ZM157 112H159V113H157ZM21 113V112H20ZM19 113V114H20ZM24 113V118H26L27 116H25L26 114ZM35 113V112H34ZM47 113H46V115H47ZM50 113V112H49ZM53 113V112H52ZM60 113V112H59ZM78 113V112H77ZM77 113H75V116H77L76 114ZM173 113V114H172ZM174 113L176 114V117H170L169 115L171 114V115H173V116H175L174 115ZM260 113H262V114H260ZM21 114H23V113H21ZM28 114V113H27ZM39 114V113H38ZM38 114H37V116H38ZM85 114V113H84ZM87 114V113H86ZM153 114V115H152ZM32 117H33V115L32 114H30ZM44 115V114H43ZM46 115H44V116H46ZM49 115V114H48ZM47 115V116H48ZM53 115H54V113H53ZM55 115V116H56ZM60 115V118H61V114H59ZM65 115V114H64ZM74 115V114H73ZM82 115H83V112H82ZM92 115H93V113H92ZM151 115L152 116H154L153 118L151 117ZM240 115L241 116H243V118L244 117H246V119H242L244 122H241L240 121ZM23 115H21V117H22ZM31 116H28V118L26 119L27 121H28V119L30 118L31 120H32V118H31ZM43 116V117H44ZM46 116V117H47ZM66 116H67V114H66ZM75 116H74V119H76V118H78V116L75 118ZM85 116H88V115H85ZM84 115H83V117L84 118H86ZM94 116V115H93ZM150 116V117H149ZM7 117V119H10L9 117H11V120H9L10 122H12V124L14 123L13 121H15L16 119H14L13 121H12V116H6ZM18 117V116H17ZM21 117H20V119H21ZM35 117H36V115H35ZM34 117V118H35ZM46 117H44L45 119H47ZM57 117V121L56 122H58V116H56ZM73 117V116H72ZM5 118V117H4ZM3 118V119H4ZM19 118V117H18ZM23 118V117H22ZM33 118V119H34ZM50 118H53L52 117V115H50L49 116V118L48 119H50ZM131 118V119H132ZM2 119V118H1ZM30 119H29V122H31L30 121ZM54 119V121H55V117L53 118ZM64 119H66V118H64ZM81 119V118H80ZM79 118H78V120L79 121H81ZM158 119V117H156V118H154L153 119V121L151 120L150 122H154L155 124H156V121H158L157 120ZM163 119V120H164ZM167 119V118H166ZM5 120V119H4ZM4 120H1L0 121V123L2 122V121H4ZM22 120V119H21ZM25 120V119H24ZM24 120H22L23 122H24ZM35 120H36V118H35ZM34 120V121H35ZM37 120H38V117H37ZM41 120H43V118L41 119ZM62 119H60V121H61ZM67 120V119H66ZM78 120L76 119V121L78 122ZM127 120V121H126ZM134 120V119H133ZM206 120H208V122H206ZM210 120V121H209ZM6 121V120H5ZM16 121H18V120H16ZM39 121H40V119H39ZM72 121V120H71ZM108 121H110V123H112V124H110ZM112 121V122H111ZM136 121V120H135ZM134 121V122H135ZM138 121V122H139ZM160 121H158V122H160ZM20 122V121H19ZM29 122H26V124H25V126L26 125H28L27 123H29ZM36 122V121H35ZM42 122V121H41ZM48 122V121H47ZM62 122V121H61ZM61 122H59L60 124H61ZM63 122H65L64 120H63ZM68 123L70 122V120L68 119V121H67ZM106 122H107V124H108V126H107V124H106ZM131 122V121H130ZM129 122V123H130ZM6 123V122H5ZM4 123V124H5ZM7 123H9L8 122V120H7ZM6 123V124H7ZM34 123V122H33ZM50 123V122H49ZM131 123H133V121L131 122ZM161 123L159 124V125H161ZM164 123V124H163ZM167 123V124H166ZM3 124V123H2ZM5 124V125H6ZM17 124V123H16ZM23 124V123H22ZM39 124V123H38ZM46 124V123H45ZM45 124H44V126H45ZM51 124V123H50ZM65 124V123H64ZM70 124L72 125V123H69V126H70ZM135 124H136V122H135ZM134 123H133V125H135ZM150 125L152 124V123H149ZM7 125H9V124H7ZM6 125V126H7ZM21 124H19V126L18 127H21L20 126ZM31 125V124H30ZM34 125V124H33ZM32 125V126H33ZM42 125V124H41ZM47 125H49V124H46V127H47ZM55 125V123H52L51 124V127L49 128V129H51L53 126ZM56 125L57 126H60L61 127V125H59V124H57L56 123ZM141 125V124H140ZM146 125V124H145ZM145 125H144V129H145ZM148 125V124H147ZM146 125V126H147ZM149 125V126H150ZM153 125V124H152ZM152 125H151V127H149V130H150V128L152 129V130H155L156 128V130H158L159 128L157 127V126H159V125H155L156 127H154V125H153V127L155 128H153L152 127ZM260 125V126H259ZM0 126H1V124H0ZM3 126V125H2ZM5 126V127H6ZM10 126V125H9ZM9 126H7V127H9ZM16 125L15 126H13V127H15V128H13L12 127V125H11V127L13 128V129H16V127H17ZM32 126H30V127H32ZM43 126V125H42ZM41 126V127H42ZM57 126H56V128H57ZM62 126H64L63 124H62ZM66 126V125H65ZM64 126V127H65ZM68 126V125H67ZM74 126V125H73ZM109 127V128H108ZM130 127L132 128V127H134V126H131V124H130ZM137 127V126H136ZM139 127V126H138ZM257 127V128H256ZM263 127V126H262ZM23 128H24V126H23ZM35 129L37 128V127H34ZM62 128V127H61ZM117 128H119L118 130H117ZM130 128V129H131ZM148 128V127H147ZM146 128V129H147ZM264 128V127H263ZM8 129H10V127L8 128ZM7 129V130H8ZM12 129V130H13ZM24 129H26V127L24 128ZM27 129H29V128H27ZM33 129V128H32ZM35 129H33V130H35ZM38 129H40V128H38ZM57 129H59V127L57 128ZM65 129V128H64ZM127 129H128V127H127ZM126 129V130H127ZM130 129H128V130H130ZM138 129V131H140V129L139 128H137ZM136 129V130H137ZM143 129V130H144ZM198 129V130H197ZM204 130V132H200L201 130ZM262 129V128H261ZM1 130H3V128H1ZM6 129H4V131H5ZM11 130V129H10ZM9 130V131H10ZM21 130L22 131H25V130H23L22 128H21ZM29 130H31V128L29 129ZM28 130V131H29ZM37 130V129H36ZM47 130V129H46ZM53 130H54V128H53ZM90 130V131H89ZM91 130H92V132H91ZM126 130H123V133L124 132H128V131H126ZM133 130V129H132ZM135 130V132L136 133H138V131H136ZM195 130H197V132H199L197 135H191V134H193V133H191L192 131H194L195 132ZM200 130V131H199ZM263 130V129H262ZM27 131V130H26ZM38 131V130H37ZM40 131V130H39ZM41 131H42V129H41ZM51 131H52V129H51ZM86 131H89L88 133H90V134H88V135H90V139L92 140V142H90V140L89 139H87L88 141H84L83 139L82 140H80L81 139V137L82 138H84L85 136H84V134H86L87 135V132ZM134 131V130H133ZM147 132H148V130H146ZM146 131L144 132V131H142V132H144V133H146ZM182 132V133H185V134H187V135H184V137L185 138H183V136H182V138H179V139H177V137H175L177 140H175L174 138H173V136L174 135H176L178 132ZM264 131V130H263ZM262 131V132H263ZM2 132V131H1ZM14 132V131H13ZM17 132H19V131H17ZM17 132H15L16 134H17ZM21 132V131H20ZM34 133H35V131H33ZM50 131L48 130V131H46V134H50L49 133ZM101 132H102V130L100 131V135H101ZM122 132V131H121ZM135 132H133V133H135ZM141 132V133H142ZM155 132V131H154ZM153 132V133H154ZM177 132V133H176ZM179 132V133H180ZM253 132H255L254 134H253ZM261 132V133H262ZM3 133V132H2ZM15 133H13V134H15ZM23 133V132H22ZM22 133H20V134H22ZM26 133V132H25ZM30 133V132H29ZM29 133H27L26 135L27 136H29L28 134ZM33 133V134H34ZM37 133V132H36ZM44 133V132H43ZM98 133V134H97ZM112 133H113V136L111 137V135H112ZM122 133V135H124L125 136V134H123ZM131 133V132H130ZM129 133V134H130ZM136 133H135V135H136ZM157 133H159V131H157ZM161 133V132H160ZM179 133H178V135H179ZM181 133V134H182ZM7 134H9V133H7ZM11 134V136L10 137H12V133H10ZM19 134V135H20ZM45 134V133H44ZM114 134H116V136L114 135ZM120 134V135H119ZM128 134V133H127ZM140 134V133H139ZM180 134V135H181ZM188 134H190V135H188ZM18 135V134H17ZM23 135H24V133H23ZM25 135V137L27 138V136ZM36 135H37V137H36ZM35 135V137H34V139L36 138V139H38V137H39V134L37 133ZM48 135H46V137L48 136ZM51 135L53 136V133L51 132ZM50 135V136H51ZM88 135L86 136V137H88ZM99 135V137H101ZM131 135V134H130ZM129 135V136H130ZM134 135V134H133ZM138 135V134H137ZM140 135H143V134H140ZM140 135H138V136H136V138H137V140H139L138 139V137H141ZM145 136H146V134H144ZM147 135V136H148ZM177 135V136H178ZM1 136V135H0ZM22 136V135H21ZM44 136V135H43ZM43 136H41L42 138H43ZM49 136V137H50ZM52 136H51V140H54V139H52ZM115 136V137H114ZM117 136V137H118ZM124 136L122 137V139H124ZM4 138H2V139H6L5 137V135L3 136ZM8 138L7 139H9V135L7 136ZM14 137V136H13ZM17 137V136H16ZM24 137V136H23ZM30 137V136H29ZM31 137H32V135H31ZM49 137H48V139H49ZM103 137V136H102ZM114 137V138H113ZM121 137V136H120ZM125 137H127V136H125ZM132 137H135V136H132ZM131 137V138H132ZM143 137V139H147V137L145 138L144 136H142ZM181 137V136H180ZM15 138V137H14ZM13 138V139H14ZM17 138H19V137H17ZM26 138H23V139H26ZM45 138V137H44ZM54 138V137H53ZM119 138V137H118ZM152 138V139H151ZM263 138V137H262ZM32 139V138H31ZM41 138H39L37 141L38 142H40V143H37V141H34L36 144H34V143H30V144H28V142L30 141V139H29V141L27 142V141H25L26 143H24L25 145L26 144H28L27 146H25V148L24 147H21V148H24V149H22L23 151L21 152V150L19 149V151H20V153H19V151H18V156L15 154V156L13 157V155H14V153H15V151L13 150L12 152H10V153H12L13 155L12 156H10L9 155V158H7L8 156H5L6 157V159H4L3 157H4V155H6L7 153H9V151L10 150H8V152H6V154H2L3 155V157H1L2 158V162H4V161H7V162H10L9 164L7 163V162H5V166H1L0 165V181L1 182H3V184H2V186L4 185V187L5 186H7V187H9L8 185H5L4 184V182L6 183V181H10V180H15L14 182H16L17 181V178H18V180L19 181H17L19 184H15L14 186H13V188L11 189V186L7 189V188H5V189H7V190H5L4 188L2 189V186H1V189L2 190H4V192H1L0 193V216L2 215V213H4V211H7L6 210V208L8 207V206H13L14 205V209H12V210H14L16 213H18L19 215H24V216H28V217H34L33 219L35 220V217H39V216H41V215H39V213L42 211H44V209H45V206H44V204L46 203H42V201L44 202V198L47 196V194H46V189H45V184L47 183H45V181H49V179L47 178V177H49L50 178V176H51V174L49 175V176H45L44 174H42L43 172H41L43 169V165H46L45 163L48 161V158L50 157L49 156V154L48 153H50V150H52L53 148V146H52V144H50V143H48L49 145H51L50 147L52 148H50V150L48 149V147L49 146H47V149H45V151H44V149L43 148H41V145H37V144H42V142L41 141H43V140H45V139H43V140H40ZM107 139H108V136H107ZM121 139V140H122ZM264 139V138H263ZM1 140V139H0ZM18 140V139H17ZM20 140H22V139H20ZM28 140V139H27ZM40 140V141H39ZM54 140V141H55ZM120 139H118V141L116 142V143H118V142H120L119 141ZM134 140V139H133ZM133 140H131L132 141V143H136V139L134 140V142H133ZM148 140V141H149ZM262 140V139H261ZM2 141V140H1ZM9 142L11 141V140H8ZM48 141H50V139L48 140ZM130 141V142H131ZM139 141H143L142 139L141 140H139ZM138 141V142H139ZM242 141V142H241ZM263 141V140H262ZM7 142V141H6ZM21 142V141H20ZM31 142V141H30ZM44 142L45 141H43V144H44ZM53 141H51V143H52ZM62 142V143H63ZM95 142V143H94ZM101 142V143H100ZM112 142V143H113ZM129 141H128V144L130 143ZM240 142H241V145L243 144L244 145V147H239V145L238 144H240ZM14 143H16V139H15V141H14ZM14 143H12L11 145H13ZM19 143V142H18ZM56 144L58 143V142H55ZM121 143H123V142H121ZM135 143L133 144V145H135ZM145 142H142V143H136V148L137 149H139L140 148V146L139 145H142V144H144ZM149 143L151 144V142L149 141ZM164 143H166V144H169V145H167V147L166 146H164ZM255 145H254V144ZM5 144V143H4ZM22 144H23V142H22ZM21 143H20V146L22 145ZM59 145H60V143H58ZM108 144V143H107ZM115 143H113L112 145H113V147L115 146L114 145ZM146 144V143H145ZM145 144L144 145H142V146H145ZM251 144H253L252 145V147H251ZM261 144H262V146H261ZM261 144H260V148L261 149H263L264 148V142H261ZM59 145H58V148L57 149H59ZM63 145V144H62ZM67 145V144H66ZM122 145V144H121ZM130 145H132L131 143L129 144V148H131L130 150H129V148L128 149H125L124 148V150H126V152L128 153V151H129V153H132V156H130V157H134L133 156V152L135 151V152H137V153H139L138 152V150L136 151V150H134V147L132 146V147H130ZM152 145V144H151ZM240 145V146H241ZM19 145H17V147H18ZM19 146V147H20ZM105 146V145H104ZM117 146V145H116ZM115 146V147H116ZM119 146H120V143H119ZM118 146V147H119ZM124 146V145H123ZM141 146V148H143ZM6 147V146H5ZM9 147H10V145H9ZM14 146H12V148H13ZM15 147H16V145H15ZM16 147V148H17ZM54 147H57V146H54ZM63 146H61V148H62ZM110 147V146H109ZM113 147H110V150H113L114 148ZM121 147V146H120ZM146 147H147V144H146ZM146 147H144V148H146ZM170 147V148H169ZM259 147V146H258ZM258 147L256 148V150H258ZM1 148V147H0ZM4 148V147H3ZM11 148V147H10ZM44 148H46V146L44 147ZM102 148H103V145H102ZM117 148V147H116ZM133 148V149H132ZM241 148V149H240ZM259 148V149H260ZM18 149H16V152H17V150ZM104 149V148H103ZM103 149H102V151H103ZM123 149V148H122ZM167 149V150H166ZM169 149V150H168ZM49 150V152L47 153V151ZM55 150H56V148H55ZM109 150V148H108V150L107 151H110ZM117 150V149H116ZM120 150V149H119ZM128 150V151H127ZM132 150V152H130ZM244 150V149H243ZM242 150V151H243ZM247 150H244V151H246V153L245 152H243L242 154L244 155V153L247 155V157H249L250 156V154H249V156H248V153L250 152L249 150L247 151ZM252 150H254V149H252ZM54 151V150H53ZM91 151V152H90ZM106 150H105V152H107ZM114 151V150H113ZM139 151H140V149H139ZM261 151V150H260ZM14 152V153H13ZM99 152V153H100ZM104 152V153H105ZM142 152V151H141ZM252 152H254V151H251L250 153H252ZM257 152V151H256ZM3 153V152H2ZM47 153L48 154V156L49 157H46V155L45 154ZM56 153H58L57 152V150H56ZM55 152L53 153V154H56ZM89 153H93V155L91 156ZM124 153V152H123ZM136 153V154H137ZM146 153H145V155H146ZM1 154V153H0ZM102 154V153H101ZM119 152H118V155L117 156H119ZM122 154V153H121ZM120 154V155H121ZM125 154V153H124ZM123 154V155H124ZM135 154V155H136ZM141 154V153H140ZM148 154V153H147ZM241 154V156L243 157V155ZM254 153H252V155L250 156V157H252V156H254L253 155ZM261 154H263V151L261 152ZM58 155H60V156H58ZM100 155V154H99ZM105 155H106V153H105ZM127 155V154H126ZM131 155V154H130ZM138 155V154H137ZM137 155H136V157H137ZM239 155V154H238ZM256 155V154H255ZM259 155H260V153H259ZM51 156H56V155H51ZM84 155L82 154V157H83ZM108 160H110L109 158H110V155L108 154ZM127 156H129V155H127ZM82 157L80 158V159H82ZM106 157V156H105ZM115 157V156H114ZM130 157H126V159L127 158H129V159H132V158H130ZM136 157H134V161H131V160H129V161H131V162H129L128 163V159L127 160H125V161H127V163L128 164H131L132 163V165L131 166H134L135 164L133 163V162H136V160H135V158ZM142 157V156H141ZM220 157H222V159L220 158ZM225 157H227V161H223V158L224 159H226ZM237 157V156H236ZM239 157H240V155H239ZM242 157H240L241 159H242ZM263 157V156H262ZM262 157H260V156H257V157H253V159L252 160H254V159H259V158H262ZM138 158H140V156L138 157ZM137 158V160H139ZM211 160H210V159ZM213 158V159H212ZM217 158H220V159H217ZM240 158L239 159H237V158H235V160L237 159V160H239V162H241L242 160H244L245 158H246V156L240 161ZM3 159H4V161H3ZM52 160V158H49V160ZM55 159V158H54ZM103 159H105V158H103ZM107 159V158H106ZM111 159H113V158H111ZM118 159V158H117ZM122 159V158H121ZM120 158L118 159V160H121ZM206 159V160H205ZM208 159H209V161H208ZM263 160H264V158H262ZM56 160H57V158H56ZM114 160H115V158H114ZM234 160V159H233ZM234 160V161H235ZM246 160H248V164H251L250 162H249V158H247V159H245L244 160V163H243V161H242V166L246 163L245 161ZM251 159H250V161H252ZM261 160V159H260ZM104 161V160H103ZM105 161H107V160H105ZM110 161H113V160H110ZM141 161H142V159H141ZM49 162V161H48ZM47 162V165H48V168H51V167H49V164L51 163V162H49L48 163ZM56 162V161H55ZM55 162H53L54 164H56ZM59 162V161H58ZM82 162V161H81ZM108 162V164H109V161H107ZM119 163V161H116L115 163ZM196 162V163H195ZM236 162V161H235ZM239 162H237V164L239 163ZM62 163H59V164H61V165H63ZM96 163V165L94 166V164ZM103 163H105V162H103ZM111 163V162H110ZM112 163H114V162H112ZM121 163V162H120ZM119 163V164H120ZM123 163V162H122ZM121 163V164H122ZM125 163V162H124ZM126 163V164H127ZM138 163V162H137ZM137 163H136V165H137ZM231 164H229V166H227V167H229V168H232V167H234V169H235V166H234V164L232 163V162H230ZM246 163V164H247ZM253 163H254V161H253ZM1 164V163H0ZM3 164V163H2ZM106 164V165H105ZM104 165L106 166V167H111V166H113L112 164H109L108 166H107V163H105ZM119 164H115V166L117 167V165H118V167L117 168H119L120 166H121V164H120V166H119ZM127 164V165H128ZM134 164V165H133ZM140 164V163H139ZM138 164V165H139ZM233 164V165H232ZM246 164L244 165V167H245V169H246V167L248 168V164H247V166H246ZM4 165V164H3ZM47 165H46V168H47ZM53 165V164H52ZM103 164H101V166H102ZM103 165V166H104ZM111 165V166H110ZM126 165V166H127ZM137 165V167H138V169H140V167ZM232 165V166H231ZM253 164H251L250 166H252ZM258 165V164H257ZM256 165V166H257ZM260 165V164H259ZM42 166V167H41ZM56 167L58 166V164H56L55 165ZM54 166V167H55ZM60 166V165H59ZM100 166V165H99ZM100 166V167H101ZM104 166V168H106ZM115 166H113V170L115 169V171L114 172H116V168H115ZM130 166V167H131ZM231 166V167H230ZM237 166V165H236ZM238 166H241V165H239L238 164ZM262 166V165H261ZM38 167H40L41 168V170H38ZM45 167V166H44ZM96 167V168H97ZM98 168V169H100L98 172H99V174L100 173H102V172H100V171H102L101 169L103 168V167H101V168ZM244 167H240L242 170H243V168ZM37 168V169H36ZM45 168V169H46ZM47 168V169H48ZM58 168V167H57ZM63 168H64V166H63ZM122 168V170H123V168L125 169V167H123V166H121L120 167V169ZM128 168H129V165H128ZM216 168H217V170H216ZM224 168V167H223ZM222 168V169H223ZM251 168V167H250ZM254 168V167H253ZM259 168V167H258ZM36 169V170H35ZM45 169H44V171H45ZM53 169V168H52ZM65 169V168H64ZM63 169V170H64ZM74 169V170H73ZM98 169H95V170H98ZM119 169V170H120ZM131 169H133L132 167H131ZM131 169H129V170H127L128 172L131 170ZM142 169H143V166H142ZM221 169V170H222ZM49 170V169H48ZM47 170V171H48ZM54 170V169H53ZM59 169H57V171H58ZM61 170V169H60ZM95 170H92V172L93 171H95ZM104 170V169H103ZM106 170V169H105ZM105 170H104V172H105ZM108 171H110V170H112V169H107ZM106 170V171H107ZM118 170V169H117ZM126 170V169H125ZM124 170V172L122 171V173H125V175H126V171ZM133 170H137V169H133ZM230 170V169H229ZM229 170H228V176H230V174H229ZM241 170V171H242ZM50 171H51V169H50ZM56 171V172H57ZM87 171V173L89 174V172ZM135 171H134V173H135ZM139 171V170H138ZM143 171V170H142ZM210 171V170H209ZM220 171V170H219ZM223 171V170H222ZM232 171V170H231ZM231 171H230V173H231ZM235 171H236V169H235ZM235 171H233V172H235ZM246 170H244L243 172H245ZM248 171H251V170H248ZM264 171V170H263ZM55 172V173H56ZM64 172V171H63ZM91 172V171H90ZM97 172V171H96ZM114 172L112 171V173L111 174H114ZM127 172V174H130L131 176H133L132 174H133V172H129L128 173ZM137 172V171H136ZM140 172V171H139ZM139 172H137V173H139ZM144 172V171H143ZM224 172H226L225 170H224ZM232 172V173H233ZM237 172H239L238 170H237ZM51 173V172H50ZM59 173V172H58ZM58 173H57V175H58ZM61 173H62V170H61ZM93 173H95V172H93ZM109 173V172H108ZM118 174H119V172H117ZM121 173V172H120ZM223 173V172H222ZM231 173V174H232ZM240 173V172H239ZM255 173V172H254ZM263 173V172H262ZM45 174H46V172H45ZM47 174H48V172H47ZM52 174H54V172L52 173ZM86 174V173H85ZM84 174V175H85ZM110 174V173H109ZM108 174V175H109ZM139 174H141V172L139 173ZM169 174V175H170ZM171 174V175H172ZM221 174V173H220ZM219 174V175H220ZM237 174V173H236ZM235 174V175H236ZM241 174V173H240ZM240 174H238V175H240ZM244 174V176H245V174H246V172L245 173H243ZM257 174V173H256ZM264 174V173H263ZM63 175V174H62ZM91 175V174H90ZM89 175V176H90ZM94 175H97L96 173L94 174ZM104 175H106V173H104ZM116 174H114V176H115ZM129 175V176H130ZM172 175V176H173ZM224 175V174H223ZM235 175H233L234 177H235ZM237 175V176H238ZM247 175V174H246ZM52 176H54V175H52ZM51 176V177H52ZM59 176V178L60 177H62V176H60V174L58 175ZM57 176V177H58ZM86 176V175H85ZM85 176H83L84 178H86ZM92 176H93V174H92ZM91 176V177H92ZM100 176V175H99ZM98 175H97V177H99ZM102 176V179L105 177L106 178V176H104L103 177V175H101ZM116 176H118V175H116ZM120 177L122 176V174H120L119 175ZM128 176V175H127ZM128 176V178H125L126 176H124L123 178L124 179H128V181H130V180H132L131 178V176L129 177ZM183 176H182V178H183ZM196 176V177H195ZM209 176H213V174L211 175V172H210V174H209ZM220 176H222V175H220ZM226 176V177H225ZM224 177L225 178H228L227 177V174L225 175ZM232 176V175H231ZM230 176V177H231ZM243 176V175H242ZM248 176H249V174H248ZM256 176V175H255ZM56 177V178H57ZM96 177V178H97ZM110 177H112V176H110ZM135 177V176H134ZM164 177V176H163ZM186 177H184L185 178V180L188 178H186ZM207 177H208V174H207ZM214 177V176H213ZM48 180H47V179ZM53 178V177H52ZM56 178H55V180H56ZM63 178V177H62ZM61 178V179H62ZM64 178H66V177H64ZM90 177H88V179H89ZM94 178H95V176H94ZM93 178V179H94ZM105 178H104V180H105ZM107 178H109V177H107ZM114 178L115 177H113L112 179H113V181H114ZM118 178V177H117ZM123 178H121V179H123ZM147 178V179H146ZM176 178V177H175ZM184 178L182 179V181L184 180ZM201 178V177H200ZM203 179H204V177H202ZM201 178V179H202ZM209 179H208V181L205 179V182L207 181V182H209V180H210V178L212 179V177H208ZM222 178V177H221ZM241 178H243V177H241ZM248 178V177H247ZM257 178V177H256ZM81 179V178H80ZM83 179V178H82ZM87 179V178H86ZM85 179V180H86ZM111 179V178H110ZM123 179V180H124ZM142 179V178H141ZM146 179V180H145ZM168 179H170V178H168ZM180 179V178H179ZM192 179H190L191 181L190 182H192L193 180ZM202 179V180H203ZM215 179L216 178H214V180L213 181H215ZM218 179V178H217ZM245 179H246V176H245ZM245 179H243V180H245ZM249 179V178H248ZM253 179V178H252ZM260 179H261V177H260ZM57 180H58V178H57ZM60 180V179H59ZM84 180V179H83ZM84 180V184L86 183L87 184V182ZM92 180V179H91ZM90 179L88 180L89 182V185L91 184L92 185V182L90 183V181H91ZM107 180V179H106ZM122 180V182H125V184H126V182L127 181H123ZM140 180V179H139ZM138 180V181H139ZM143 180V179H142ZM142 180H140L139 181V183L142 181ZM184 180V181H185ZM188 180H189V178H188ZM188 180H186L187 182H188ZM198 180V179H197ZM223 181H224V179H222ZM221 180V181H222ZM228 180V179H227ZM233 180H234V178H233ZM247 180V179H246ZM254 180V179H253ZM257 180V179H256ZM62 181V180H61ZM69 181V180H68ZM74 181H72L73 182V185L71 184V182H69L68 184H71L72 186H70V185H68V184H66V185H68V186H70L71 188H74L75 189V187L74 186H76V185H74ZM93 181V180H92ZM95 181V180H94ZM96 181H98L97 179H96ZM108 181V180H107ZM110 181V180H109ZM117 181H119V180H117ZM135 181V180H134ZM134 181H131L130 183H132V182H134ZM137 181V182H138ZM143 181V182H144ZM158 181V180H157ZM160 181H162V183H163V180L161 179ZM168 181V180H167ZM172 181H173V179H172ZM177 181H179V180H177ZM176 181V182H177ZM181 181V182H182ZM185 181V182H186ZM195 181V180H194ZM193 181V182H194ZM199 181V180H198ZM198 181L197 182H195V184L196 183H198ZM204 181V180H203ZM211 181V180H210ZM213 181H211V182H213ZM217 181V180H216ZM226 181V180H225ZM249 181V180H248ZM255 181V180H254ZM258 181V180H257ZM264 181V180H263ZM12 182V181H11ZM51 182V181H50ZM50 182H49V184H48V186H50ZM54 181L52 180V183H53ZM56 182H59V181H56ZM56 182H55V185H56ZM76 182H78V181H76ZM100 182V181H99ZM115 182V181H114ZM113 182V184H112V186H110V187H114V184H116L115 185V188H116V186L118 185V183H114ZM137 182H135V184H139V183H137ZM142 182V183H143ZM170 182V181H169ZM175 182V181H174ZM186 182V183H187ZM190 182H188V183H190ZM192 182V183H193ZM200 182V181H199ZM202 182V181H201ZM206 182V183H207ZM236 181H234V183H235ZM237 182H240V181H237ZM67 183V182H66ZM79 183V182H78ZM98 183V182H97ZM102 183H104L103 182V180H102ZM108 183V182H107ZM106 183V185H110V182H109V184H107ZM111 183H112V180H111ZM153 183V185L156 183V182H152ZM160 182H158V184H159ZM204 183V182H203ZM221 183V182H220ZM223 183V182H222ZM250 183V182H249ZM254 183V182H253ZM10 184V183H9ZM61 184V183H60ZM77 184V183H76ZM80 184H83L82 182L80 183ZM80 184L78 185V188H80ZM122 183H121V180H120V183H119V185H121ZM143 184H145V185H147L146 183H143ZM158 184L156 185V186H158ZM161 184V183H160ZM159 184V185H160ZM170 184V183H169ZM177 185H178V182L176 183ZM175 184V185H176ZM181 184V183H180ZM184 184V183H183ZM212 184H214L213 186L215 187V185H216V182H214V183H211V185ZM257 184V183H256ZM256 184H253V188H254V185H256ZM259 184V183H258ZM12 185V184H11ZM52 185H54V183L52 184ZM52 185L50 186V187H52ZM58 185V184H57ZM61 185H65V184H61ZM88 185V186H89ZM90 185V186H91ZM95 185H97V184H95ZM105 185V186H106ZM132 185V184H131ZM131 185H129V186H131ZM137 185H136V188H137ZM140 185H142V184H140ZM140 185H138L140 188L141 187H143V185L142 186H140ZM163 185H165V183L163 184ZM172 185V184H171ZM191 185V184H190ZM199 185H200V183H199ZM206 185V184H205ZM205 185H203V187L205 186ZM209 185V184H208ZM217 185H219V184H217ZM222 185V184H221ZM221 185H219V186H221ZM224 185V184H223ZM228 185V184H227ZM230 185V184H229ZM66 187V186H64V187H66V188H70V187ZM84 186V185H83ZM88 186L86 185V190L88 191L89 189H87L88 188ZM93 186V185H92ZM98 186H100V184L98 185ZM101 186H104V185H101ZM122 187H123V189H124V184L123 185H121ZM129 186H127V187H129ZM132 186H135L134 184L132 185ZM132 186L131 187H129L128 189L130 190L131 188H132ZM151 186H152V184H151ZM161 186V185H160ZM166 187L168 186L167 184L165 185ZM170 186V185H169ZM186 186H188L187 184H186ZM191 186H198L197 184L196 185H191ZM207 186V185H206ZM206 186H205V188H206ZM212 186V187H213ZM234 186V185H233ZM249 186V185H248ZM263 186V185H262ZM47 187V186H46ZM49 187V189L47 190V192L51 189ZM58 187V186H57ZM63 187V186H62ZM77 187V186H76ZM85 187V186H84ZM83 187V188H84ZM94 187V186H93ZM97 187V186H96ZM138 187V188H139ZM147 187V186H146ZM163 188H164V186H162ZM161 187V188H162ZM172 187H174V185L172 186ZM176 187V186H175ZM178 187V186H177ZM202 187V186H201ZM202 187V188H203ZM239 187V186H238ZM55 188V187H54ZM54 188H53V191H54ZM58 188H60V187H58ZM65 188V189H66ZM70 188V189H71ZM78 188H76L77 190H78ZM81 188H82V186H81ZM81 188H80V190H81ZM82 188V189H83ZM104 188H106V187H104ZM118 188V187H117ZM136 188H134L133 187V189L135 190ZM137 188V189H138ZM143 188H145V186L143 187ZM150 188V187H149ZM154 188H155V186H154ZM157 188V187H156ZM154 189V190H157V189H159V188H157V189ZM160 188V189H161ZM163 188H162V190H163ZM182 188H183V186H182ZM197 188H199V190H200V187H197ZM217 188V187H216ZM227 188V187H226ZM230 188H231V186H230ZM240 188V187H239ZM238 188V189H239ZM251 188V187H250ZM257 188V187H256ZM56 189V188H55ZM75 189V190H76ZM99 189H100V187H99ZM98 189V190H99ZM113 189V188H112ZM121 189V188H120ZM119 189V190H120ZM132 189V190H133ZM148 189V188H147ZM172 189V188H171ZM212 189V188H211ZM228 189H229V187H228ZM232 189V188H231ZM258 189H260V188H258ZM57 190H60V189H57ZM62 190H63V188H62ZM61 190V191H62ZM72 190V189H71ZM74 190V191H75ZM84 190V189H83ZM85 190V191H86ZM95 190V189H94ZM97 190V189H96ZM97 190V191H98ZM100 190H102V189H100ZM116 190V189H115ZM126 190H127V188H126ZM133 190V191H134ZM151 190V189H150ZM152 190H153V188H152ZM151 190V191H152ZM170 190V189H169ZM188 190V189H187ZM190 191H191V188L189 189ZM203 190V189H202ZM202 190H201V192H202ZM210 190V189H209ZM214 190H217V189H214ZM214 190H213V192H214ZM235 189L233 188V191H234ZM264 190V189H263ZM66 191H67V189H66ZM65 191V192H66ZM73 190L71 191V192H74ZM93 191V190H92ZM104 191V190H103ZM109 191V190H108ZM138 191H139V189H138ZM146 191V190H145ZM158 191V190H157ZM173 191V190H172ZM180 191H182V190H180ZM193 191H195L194 189L191 191L193 194H194V192ZM198 191V190H197ZM223 191L225 192L226 191V189L224 190L223 189ZM229 191V190H228ZM235 191H240V189L239 190H235ZM257 191V190H256ZM77 192V191H76ZM82 192V191H81ZM95 192V191H94ZM135 193H136V190L134 191ZM139 192H141V190L139 191ZM161 192V191H160ZM174 192V191H173ZM187 192V191H186ZM189 192V191H188ZM187 192V193H188ZM200 192V191H199ZM199 192H195L197 195H198V193ZM209 192V191H208ZM217 192V191H216ZM216 192H214V193H216ZM223 192V193H224ZM242 192V191H241ZM240 192V193H241ZM253 192V191H252ZM261 192V191H260ZM55 193H57L56 192V190H55ZM59 193H60V191H59ZM70 193V192H69ZM87 193V192H86ZM88 193H90V192H88ZM98 193L99 192H97L96 194L98 195ZM106 193V192H105ZM108 193V192H107ZM115 193V192H114ZM113 193V194H114ZM117 193V192H116ZM115 193V194H116ZM122 193V192H121ZM134 193V194H135ZM138 193V192H137ZM151 193V192H150ZM156 193V192H155ZM159 193V192H158ZM166 193V192H165ZM180 193V192H179ZM192 193H191V195H192ZM203 195H205V193H207V192H204V190H203ZM218 193H219V189H218ZM221 193V192H220ZM231 193H232V191H231ZM239 193V194H240ZM259 193V192H258ZM49 194V193H48ZM66 194H68V192H66L65 194H64V196L66 195ZM70 194H73V193H70ZM69 194V195H70ZM83 194V193H82ZM81 193H80V196L82 195ZM92 194H93V192H92ZM92 194H89V195H92ZM95 194V193H94ZM115 194H114V196H115ZM141 194H143V193H141ZM167 194V193H166ZM173 194V193H172ZM196 194H195V196H196ZM199 194H201V193H199ZM212 193H211V190H210V194L208 193V196H210ZM227 194H228V192H227ZM227 194H225V195H227ZM229 194H230V192H229ZM232 194H234V193H232ZM264 194V193H263ZM51 195L53 196V194H52V191H51ZM56 195V194H55ZM60 196L59 197H61V194H59ZM77 195V194H76ZM78 195H79V192H78ZM100 195L101 194H99V197H100ZM103 195V194H102ZM107 195V194H106ZM121 195V194H120ZM165 195V194H164ZM170 195V194H169ZM176 195V194H175ZM189 196H190V193L188 194ZM212 195H214V194H212ZM223 195V194H222ZM222 195H217L218 197H222ZM231 195V194H230ZM247 195V194H246ZM260 194H258V196H259ZM56 196H58V195H56ZM63 195H62V197H64ZM73 196H74V194H73ZM85 196V195H84ZM83 195H82V197H84ZM119 196V195H118ZM117 196V197H118ZM140 196V195H139ZM138 196V197H139ZM146 196V195H145ZM153 196H154V194H153ZM178 196L179 195H177V198H178ZM184 196H186V194H184ZM188 196V197H189ZM193 196L194 195H192V198H193ZM199 197H201L200 195H198ZM197 196V197H198ZM207 196V195H206ZM206 196H205V198H206ZM224 196V195H223ZM261 196V195H260ZM260 196H259V198H260ZM86 197V196H85ZM102 197V196H101ZM108 197V196H107ZM116 197V198H117ZM126 197V196H125ZM141 197V196H140ZM156 197V196H155ZM180 197V196H179ZM213 197V196H212ZM215 197H216V194H215ZM235 197H237V196H234V198ZM47 199L49 198V197H46ZM54 198V197H53ZM58 198V197H57ZM65 198H67L66 196H65ZM74 198V197H73ZM112 198V197H111ZM132 198V197H131ZM148 196H147V200H148ZM164 198V197H163ZM191 198V197H190ZM207 198H210V197H207ZM229 198V197H228ZM238 198V197H237ZM51 199V198H50ZM50 199H49V203H47V204H49L48 206L50 207V205H52L53 204V202L51 203L50 202ZM62 199V198H61ZM78 199H79V197H78ZM78 199H76V201L78 200ZM86 199V198H85ZM84 199V200H85ZM115 198H113V200H114ZM130 199V198H129ZM144 199V198H143ZM150 199V198H149ZM179 199H181V198H179ZM183 199H185V198H183ZM200 199H202V198H199V200ZM215 199H217V204H218V200L220 201H223L224 199H226V197L225 198H215ZM230 199H232L231 197L229 198V201H231ZM247 198H245V200H246ZM264 199V198H263ZM56 200H58V199H56ZM56 200L54 199V201L56 202ZM68 200H69V198H68ZM67 200V201H68ZM88 200V199H87ZM98 200V199H97ZM136 200V199H135ZM145 200V199H144ZM153 200H157V198L156 199H154L153 198ZM158 200H159V198H158ZM177 200V199H176ZM187 200V199H186ZM191 200V199H190ZM193 200V199H192ZM199 200H198V202H199ZM202 200H204V199H202ZM207 200H209V199H207ZM206 200V201H207ZM214 200V199H213ZM235 200V199H234ZM45 201H47V200H45ZM52 201V200H51ZM76 201L74 202L75 203V205L77 206V203H76ZM78 201H80V200H78ZM90 201V200H89ZM91 201H93V200H91ZM100 201V200H99ZM123 201V200H122ZM128 201V200H127ZM160 201V200H159ZM173 201V200H172ZM178 201V200H177ZM182 201V200H181ZM180 201V202H181ZM205 201V202H206ZM212 200L210 199V202H211ZM227 201V202H226ZM59 202H60V200H58V202H56V203H58L59 204ZM64 202V201H63ZM72 202V201H71ZM71 202H69L68 201V203H71ZM83 202V201H82ZM82 202H80V203H82ZM102 202H105L104 200L102 201ZM118 202V201H117ZM116 202V203H117ZM162 202V201H161ZM171 202V201H170ZM173 202H175V201H173ZM184 202V201H183ZM191 202V201H190ZM202 202V201H201ZM209 202V201H208ZM224 202L226 203V206L227 207H230V206H228L227 205V203H228V200L226 199V200H224ZM234 202H236V200L235 201H233V206L231 205V208L233 207L234 208ZM51 203V204H50ZM65 203V202H64ZM67 203V202H66ZM80 203H79V206H80ZM92 203V202H91ZM120 203V202H119ZM128 203V202H127ZM133 203V202H132ZM146 203H147V201H146ZM145 203V204H146ZM167 203V202H166ZM165 203V204H166ZM189 203V202H188ZM192 203V204H191ZM191 203H189L190 205H192L191 207H194L195 205H197V204H194L193 205V203H197V202H195V200L194 201H192ZM204 203V202H203ZM203 203H198V205L200 204V205H202L203 206ZM211 203H215V202H211ZM222 203V202H221ZM224 203V204H225ZM229 203H232V202H229ZM253 203V202H252ZM89 204V203H88ZM109 204V203H108ZM114 204V203H113ZM124 204V203H123ZM125 204H126V202H125ZM137 204V203H136ZM138 204H140V202L138 203ZM148 204H150V203H148ZM154 204L155 203H153L152 202V204H150V206H149V210H150V208H151V206H153L152 208H153V210L155 211V212H150L149 210H147L146 208L143 210V206H142V211L141 212H139V210H138V212L140 213H138L137 212V214H139V215H137L136 214V211L134 210L135 208H133V210L135 211L134 212V214H136L137 216H138V218H137V216H136V218L134 219L133 217V219L132 218H130V219H132V220H130L129 221V223H128V227L127 226H125V227H127V228H125V229H121L120 230V228H119V230H118V232L116 231H113V234H110L111 232H109L110 230H112L111 228H110V230L108 231V233H109V235H102V233H101V228H103V226L105 227H109V222H108V220L107 219H103L104 221L105 220H107L106 222H105V224H107V225H105L104 223V225L102 226L101 224H100V226H102L101 228H99V225H98V231H99V229H100V233H98V234H101V235H98L97 233H96V235L94 236V238H93V242L95 243V244H98V245H100V246H102V251L103 252H105L108 256H106V258H108L109 256L110 257H112L113 258V260L114 259H116V258H114L113 256L115 255V257H118V254H119V256H120V253H128L129 251H132V250H136V249H138V250H136V252H138V251H140L139 250V248H141V250H144L145 248H143V247H145L146 246V249H147V246L150 244V246H151V244H153V246L156 244V245H160V244H162V239H164V238H168V240H170V236H166L167 234L166 233H169L171 230V232H173V230H174V228H178V230H179V227H182L180 230H181V233L182 234H180V232H179V235L178 236H176V240H178L179 242L178 243H182V244H184L185 242L187 243V244H189V247L191 246V240H193L194 238H196L197 236H200V238H201V234H200V228H205L204 226L206 225V226H208L209 225V227H208V230H210V224H208V223H210V222H208V220H212V219H216V220H218L219 219V221L221 222V223H216L215 221V223H211L214 227L215 226H217V227H220V231H221V233L219 234L218 232H216V230H217V228L216 229H214V227L213 228H211L212 230L214 229V232H216L217 233V238H220V241L218 240L215 244H218V246L220 247V249L219 250H221V248H223L224 246L223 245H220L221 243H224V241H222L221 239V237H223V236H225L224 235V231L223 230H225L226 229V231L228 230V229H230L229 227H231L232 229L233 228H235V226L236 225H238L239 223H238V220H240L241 221V219H240V217H242L243 218V216H241V215H244L243 213H244V211H245V209L243 208L242 209V207L240 208L239 207V205H238V202H237V204L236 205H238V207H239V209L238 210H236V209H229V208H227L226 207V209H228V211L225 209V208H220L221 210L219 211V215L217 214H215V216H211V215H208L207 213H210L209 211H210V209H209V211L205 214V215H207L208 216V218L206 219L205 217V219L203 218V217H201L200 218V216H202V215H199L198 214V216H197V214H196V212H195V210H194V208H191L190 207V205L188 206V204H186L187 205V207H189V208H191L192 210H194L193 211V213L195 212V214H194V216H195V218L193 219V220H190V221H188V220H183V218H182V220L181 219H177L179 216L181 217V216H183V215H181V213L184 211V216L185 215H187V216H189L188 214H189V211L190 212H192V210H189V208H187V207H182L183 209L184 208H187L186 210H183V209H181V212H180V214L178 213V217L177 218H171L172 217V215L171 214H169L168 215V211H166L167 213H165V211H163L162 210V206H160V205H156V207H154ZM175 204H177V203H175ZM209 204V203H208ZM207 203L205 204L204 203V205H208ZM242 204V203H241ZM46 205V204H45ZM53 205H55L56 206V204H53ZM61 205V204H60ZM60 205H58L59 207H60ZM64 205H66V204H64ZM63 205V206H64ZM73 205V204H72ZM103 205V204H102ZM170 205V204H169ZM209 205H211V204H209ZM213 205V204H212ZM219 205V204H218ZM47 206V205H46ZM58 206H56V208L53 210L54 212H56L57 213V207ZM74 206V205H73ZM73 206H71L70 207V209L73 207ZM101 206V205H100ZM133 206V205H132ZM140 206V205H139ZM148 206V205H147ZM146 206V207H147ZM172 206V205H171ZM171 206H170V208H171ZM201 206V207H202ZM223 206V205H222ZM225 206V205H224ZM250 206V205H249ZM253 207H254V209H256V208H258L257 206H255V205H252ZM52 207H54V206H52ZM58 207V208H59ZM66 207V206H65ZM88 207H89V205H88ZM125 208L126 207H128L127 205L126 206H124ZM134 207V206H133ZM136 207V206H135ZM164 207V206H163ZM166 207V206H165ZM179 207V206H178ZM201 207L199 208V206L198 207H196V211H198L197 210V208H199L200 210H201ZM210 207V206H209ZM218 207H221V206H218ZM256 207V208H255ZM263 207V206H262ZM10 208V207H9ZM12 208V207H11ZM51 208V207H50ZM50 208H49V210H50ZM62 208V207H61ZM67 208V207H66ZM77 208V207H76ZM74 209L73 210V208H72V211H74L75 212V210H77V209H79V208H77V209ZM124 208V209H125ZM130 208H131V206H130ZM137 209H138V207H136ZM151 208V209H152ZM203 209H204V207H202ZM210 208H212V207H210ZM52 209V208H51ZM119 209H122V208H119ZM132 209V208H131ZM130 209V210H131ZM205 209H206V206H205ZM223 209H225L226 211H224ZM251 210L253 209V208H250ZM11 209H10V211H12ZM49 210H46V211H44L45 212V214H49V217H54V215L53 216H50L52 213L50 212V213H46L47 211H49ZM61 210V209H60ZM59 210V211H60ZM80 210H81V208H80ZM96 210V209H95ZM183 210V211H182ZM200 210H199V212H200ZM207 210V209H206ZM241 210H244L242 213H241V215H240V211ZM257 210V209H256ZM51 211V210H50ZM72 211L71 210H69V212H71L72 213ZM113 211V210H112ZM115 211H117V212H119L117 209L115 210ZM125 211H127V210H125ZM124 211V212H125ZM161 211H163V212H161ZM172 211V210H171ZM171 211H170V213H171ZM185 211H188V213L187 212H185ZM202 211H204V210H201V212ZM217 211H218V209H217ZM255 210H252V212H254ZM42 212H41V214H42ZM53 212V213H54ZM73 212V213H74ZM116 212V213H117ZM121 212V211H120ZM117 213V215L118 214H120V215H122V213H124V212H122V213ZM178 211H176L175 213H177ZM251 212V211H250ZM249 212V213H250ZM250 213V215L251 214H254V213ZM255 212H257L258 213V210L257 211H255ZM262 212V211H261ZM9 213V212H8ZM11 213V212H10ZM9 213V214H10ZM12 213H13V211H12ZM15 213V214H16ZM55 213V214H56ZM115 213V212H114ZM113 213V214H114ZM165 213V214H164ZM174 213V214H175ZM187 213V214H186ZM6 214V213H5ZM15 214L13 215V216H15ZM45 214H42V215H45ZM75 214V213H74ZM126 214V213H125ZM129 214V213H128ZM134 214H133V216H134ZM183 214V213H182ZM259 214V213H258ZM11 215V214H10ZM11 215V216H12ZM39 215V216H38ZM57 215H58V213H57ZM64 215V214H63ZM111 215V214H110ZM109 215V216H110ZM176 215V214H175ZM255 215V214H254ZM253 215V216H254ZM263 216H264V214H262ZM261 215V216H262ZM4 216V215H3ZM3 216H1V220H0V222L2 221V217ZM65 216H67V215H65ZM108 216V217H109ZM112 216V215H111ZM126 216V215H125ZM124 216V218H126ZM174 216V215H173ZM177 216V215H176ZM175 216V217H176ZM183 216V217H184ZM244 216H248V215H246V213H245V215ZM5 217H7V215H5ZM20 217V216H19ZM22 217V216H21ZM42 217V216H41ZM61 217H63V216H61ZM107 217V218H108ZM117 217H120V216H116V219H117ZM152 217L154 218V217H156L157 218V220L154 218V220L152 219ZM186 217V216H185ZM189 217H192V213H190V216ZM198 217V218H197ZM248 217H250V216H248ZM252 217V216H251ZM255 218H256V216H254ZM257 217H258V215H257ZM24 218H26V217H24ZM44 218V217H43ZM56 218V217H55ZM60 218V217H59ZM197 218V219H196ZM6 219V218H5ZM16 219V218H15ZM14 219V220H15ZM19 219V218H18ZM21 219V218H20ZM28 219V218H27ZM30 219V218H29ZM89 219V218H88ZM91 219V218H90ZM112 219V218H111ZM114 219V218H113ZM118 219H120V218H118ZM184 219H187V218H184ZM188 219H190V218H188ZM199 219H200V221H199ZM257 219V218H256ZM8 220H10V219H8ZM24 220V219H23ZM23 220H21V221H23ZM39 220V221H38ZM41 220H42V218H41ZM61 220H63V219H61ZM67 220V219H66ZM92 220V219H91ZM243 220V219H242ZM249 220H251V219H249ZM6 221V220H5ZM4 221V222H5ZM13 221V220H12ZM20 221V220H19ZM37 223H39L40 222V218L38 219L37 218ZM43 221V220H42ZM60 221V220H59ZM89 221V220H88ZM87 221V222H88ZM96 221V220H95ZM116 221V220H115ZM119 221V220H118ZM118 221H116V222H114V221H112V224H111V227H112V225H113V223H117ZM120 221L122 222V220L120 219ZM125 221V220H124ZM213 221V220H212ZM211 221V222H212ZM237 221V222H236ZM239 221V222H240ZM9 221H7V223H8ZM14 222H16V221H14ZM25 222H26V220H25ZM30 222H31V220H30ZM46 222H47V219H46ZM54 222V221H53ZM85 222V221H84ZM234 222H236V223H238V224H234ZM242 222V221H241ZM243 222H245V219H244V221ZM258 222V221H257ZM264 222V221H263ZM3 223V222H2ZM6 223V222H5ZM6 223V224H7ZM18 223V222H17ZM16 223V224H17ZM20 223H22V222H20ZM19 223V224H20ZM41 223V222H40ZM49 223V222H48ZM51 223L52 222H50L49 223V225H51ZM86 223V222H85ZM4 224V223H3ZM2 224V225H3ZM5 224V225H6ZM12 224V223H11ZM24 224V223H23ZM20 224V226L19 225H10L11 226V229L12 230H14V232H16V231H19V232H21V231H23L22 229H23V227H25V225H27L28 223H26V224ZM33 224H35V223H33ZM32 224V225H33ZM44 224H45V222L43 223V227H44ZM89 225H90V223H88ZM94 224V223H93ZM93 224H92V227H93ZM214 224H217V225H214ZM243 225H244V223H242ZM31 224L29 225V227H31L32 226ZM35 225H37V224H35ZM40 225V224H39ZM39 225H38V227H39ZM48 224H47V226H49ZM85 225V224H84ZM87 225V224H86ZM95 225V224H94ZM123 225V224H122ZM121 225V223L119 224V226H122ZM219 225V226H218ZM233 225H235V226H233ZM243 225H240V226H243ZM246 225H247V222H246ZM8 226H9V224H8ZM8 226H6L7 227V229L10 227H8ZM28 226V225H27ZM25 227V228H28V227ZM46 225H45V227H47ZM51 226H53V225H51ZM88 226V225H87ZM86 226V227H87ZM91 226V225H90ZM89 226V227H90ZM117 226V225H116ZM124 226V225H123ZM122 226V227H123ZM233 226V227H232ZM240 226H238L239 227V230H240ZM6 227H4V228H6ZM35 227V226H34ZM33 227V228H34ZM85 227V226H84ZM88 227V228H89ZM95 227V226H94ZM105 227V228H106ZM2 228H3V226H2ZM3 228V229H4ZM40 228V227H39ZM105 228L103 229V232L105 231ZM106 228V229H107ZM113 228V227H112ZM116 228V227H115ZM1 229V228H0ZM7 229H4L5 231H8L9 232V230L10 231H12L10 228H9V230H7ZM30 229V228H29ZM31 229H32V227H31ZM50 229V228H49ZM76 230H77V228H75ZM87 229V228H86ZM86 229H84V230H86ZM94 229H97V228H94ZM206 230H207V228H205ZM231 229V231H235V229H233L232 230ZM238 229V228H237ZM236 229V231H238V233H240L239 232V230H237ZM35 230V228L32 230V231H34ZM36 230H38V229H36ZM55 230H56V228H55ZM54 230V231H55ZM82 230H83V228H82ZM82 230H80V232H81V234H82ZM93 230V229H92ZM108 230V229H107ZM179 230V231H180ZM212 230H210V232L212 231ZM246 230V229H245ZM3 231V230H2ZM73 231H75L74 229H73ZM79 231V230H78ZM88 231V230H87ZM231 231H227L226 232V234L228 233V234H230V232ZM233 231V236L235 235L234 233L236 232H234ZM240 231H242L241 233H242V236L244 235L245 236V234H243V230H240ZM7 232V233H8ZM14 232H12V233H14ZM18 232V233H19ZM31 232V231H30ZM36 232V231H35ZM41 232V231H40ZM51 232V231H50ZM72 232V231H71ZM76 232V231H75ZM174 232H176V229H175V231ZM210 232L209 231H207V233H209V234H207L206 233V231L204 232V233H206L207 235H210ZM213 232V231H212ZM212 232H211V234H212ZM6 233V234H7ZM17 233V234H18ZM39 233V232H38ZM56 233V232H55ZM77 233H79V232H77ZM108 233H106V234H108ZM116 233V234H115ZM2 234V233H1ZM0 234V235H1ZM5 234V233H4ZM4 234H2V235H4ZM43 234V233H42ZM54 234V233H53ZM57 234V233H56ZM72 234H74V233H72ZM72 234L70 235V236H72ZM92 234V233H91ZM104 234V233H103ZM164 234H166L165 236L166 237H163L162 235H164ZM170 234V233H169ZM168 234V235H169ZM173 234V233H172ZM172 234H170L171 235V240L173 239V235ZM175 234H177V232L175 233ZM206 234H203V235H206ZM215 234V233H214ZM226 235V236H229V235ZM237 234V233H236ZM35 235V234H34ZM213 235V234H212ZM239 235H241V234H239ZM238 235V236H239ZM48 235H46V237H47ZM51 236V235H50ZM69 235L68 236H66V237H70ZM74 236V235H73ZM215 236H216V234H215ZM232 236V235H231ZM231 236H229V237H231ZM237 236V237H238ZM241 237L240 236V238H242V239H248V237ZM252 236V235H251ZM10 237V236H9ZM39 237V236H38ZM37 237V238H38ZM57 237V240H58V235L56 236ZM61 237V236H60ZM63 237V236H62ZM65 237V236H64ZM65 237V240L67 239ZM78 237V236H77ZM207 237V236H206ZM214 236H211V238L210 239H212L213 241H214ZM237 237L235 236L234 237V239H232L231 241H230V238L228 239L229 241H227V240H225L227 243H229V247H228V249H227V251H225V253H229V251L230 252H234L236 255L234 256V255H232L231 253V255H232V257H231V259H229L230 257L228 256V254L227 255H224V258L223 259H225V261H226V259H227V256L229 257L228 259L230 260V261H224L223 260V262H224V264H261V263H259L258 261H257V259H260V257L259 258H257L256 257V259L253 257V255L258 251V249L260 248H258L257 247V244L259 245V243H256V241L254 242L253 241V243H251L252 242V240L254 239H252L251 237V242H249L250 241V239H249V241L247 240L246 242H244V245L247 243L248 244V242L250 243L248 246H246L247 248H246V250H245V252H244V249L242 250V254L240 253L241 252V250H240V239H237ZM253 237V236H252ZM20 238H21V236H20ZM30 238V237H29ZM32 238V237H31ZM51 238V237H50ZM88 238H90V237H88ZM166 238V239H167ZM202 238H203V236H202ZM216 238V239H217ZM226 238H228V237H226ZM225 237H224V239H226ZM239 238V237H238ZM256 238H257V236H256ZM261 238V240H263L264 241V238L262 239V237H260ZM260 238H258L259 240H260ZM10 239V238H9ZM207 239H208V237H207ZM223 239V240H224ZM12 240V239H11ZM31 240V239H30ZM47 240V239H46ZM55 240H56V238H55ZM64 240V239H63ZM82 240V239H81ZM88 240V239H87ZM165 240V239H164ZM163 240V242H165ZM167 240V243H170V241H168ZM173 240H175V239H173ZM173 240L171 241V242H173ZM204 240H205V238H204ZM203 240V241H204ZM260 240V241H261ZM13 241V240H12ZM22 241V240H21ZM21 241L19 242V243H21ZM48 241V240H47ZM89 241V240H88ZM189 243H188V242ZM194 241V240H193ZM192 241V242H193ZM198 242H199V239L197 240ZM197 241L195 240L194 241V245H195V242L197 243ZM201 242H202V240H200ZM222 241V242H221ZM259 241V242H260ZM2 242V241H1ZM18 242V241H17ZM46 242V241H45ZM49 242V241H48ZM59 242H60V240H59ZM58 242V243H59ZM78 242H80V240L78 241ZM91 242H92V239H91ZM208 242V241H207ZM220 244H219V243ZM225 242V243H226ZM56 243H57V241H56ZM63 243H64V241H63ZM81 243V242H80ZM79 243V244H80ZM166 243V242H165ZM178 243H175V244H177L179 247H180V245L178 244ZM203 243V242H202ZM205 244H208L207 246H208V248L209 247H211V246H209L210 244H212V243H214V242H208V243H206V241L204 242ZM201 244V245H205V244ZM210 243V244H209ZM224 243V244H225ZM255 243V244H254ZM17 244V243H16ZM60 244H62V242L60 243ZM88 244V243H87ZM89 244H90V242H89ZM264 244V243H263ZM262 244V245H263ZM46 245H48V244H46ZM49 245H50V243H49ZM48 245V246H49ZM54 245H56V244H54ZM53 245V246H54ZM78 245V244H77ZM168 245V244H167ZM167 245H165V246H167ZM171 245H173V246H175L174 244H171ZM171 245H169V246H171ZM193 245V244H192ZM193 245V246H194ZM201 245H200V249H201ZM213 245V244H212ZM62 246V245H61ZM79 246H81V245H79ZM78 246V247H79ZM84 246V245H83ZM82 246V247H83ZM162 246V245H161ZM160 246V247H161ZM165 246L163 247V248H165ZM173 246L171 247V250L173 249V250H178L179 248H178V246L177 247H175L176 249H174L173 248ZM184 246H185V244H184ZM197 246H198V244H197ZM207 246H206V248H207ZM223 246V247H222ZM226 247H227V244L225 245ZM242 246H243V243H242ZM242 246H241V248H242ZM260 246V245H259ZM56 247V246H55ZM90 247V246H89ZM160 247H157V248H160ZM181 247H182V245H181ZM180 247V248H181ZM199 247V246H198ZM203 247V246H202ZM263 247V246H262ZM261 247V248H262ZM43 248V247H42ZM45 248V247H44ZM49 248H50V246H49ZM70 248V247H69ZM73 248V247H72ZM84 248V247H83ZM93 249H91V250H94V248L95 247H92ZM143 248V249H142ZM151 248V247H150ZM152 248H154V247H152ZM169 248V250H167L169 253H167L168 255L171 253V250H170V247H168ZM193 248V247H192ZM197 248V247H196ZM205 247H204V249H206ZM216 249V246L215 247H213L212 246V249ZM58 249H60L59 247H58ZM66 249V248H65ZM85 249H87V248H85ZM85 249H81L80 248V250L82 251H84ZM89 249V248H88ZM160 249H162V248H160ZM187 249H188V251H190V249L188 248V246H187ZM199 248H197V250H198ZM211 249V251H214V250H212ZM226 249V248H225ZM262 249H264V248H262ZM1 250V249H0ZM43 250V249H42ZM52 250V249H51ZM50 250V251H51ZM68 250V249H67ZM72 250V249H71ZM70 250V251H71ZM91 250H88V251H90L89 253H91ZM96 251H101V250H98V248L97 249H95ZM134 250V251H135ZM148 250V249H147ZM150 250V249H149ZM155 250H156V248H155ZM158 250V249H157ZM156 250V251H157ZM163 251H164V249H162ZM180 250V249H179ZM182 250V249H181ZM193 250V249H192ZM191 250V251H192ZM197 250L195 251V249H194V251H190L191 253H189L190 255H187V256H189L188 258L191 260L192 258H190V256H192L194 253L193 252H195V254L194 255H197L196 254V252H197ZM203 249H201V250H199V251H202ZM207 251H208V249H206ZM217 250V249H216ZM222 250H224V248L222 249ZM222 250L220 251V252H217L215 255H218L219 253L221 254V253H223L222 252ZM45 251V250H44ZM58 251V250H57ZM79 251V250H78ZM77 251V252H78ZM81 251H79V253L81 252ZM83 251H82V253H83ZM87 251V252H88ZM101 251V252H102ZM133 251V252H134ZM146 251V250H145ZM156 251H154L153 250V252L154 253H152V250H151V252H148V254H149V256H148V258L146 259L147 261H146V264H161L162 262V258H164V256L163 257H160V255H162L161 253H162V251L160 252V254H158V252H156ZM159 251V250H158ZM166 251V250H165ZM166 251V252H167ZM185 251H187V250H185ZM198 251V252H199ZM256 251V252H255ZM260 251H261V249H260ZM259 251V252H260ZM61 252V251H60ZM71 252H73V251H71ZM87 252H85L84 251V253H87ZM93 252V251H92ZM101 252H99V253H101ZM136 252H135V254H136ZM144 252V251H143ZM147 252H145L146 254H147ZM174 251H172V253H173ZM209 252V251H208ZM215 252V251H214ZM214 252H213V254H214ZM244 252V253H243ZM262 252V251H261ZM44 253H47L46 251L44 252ZM56 253V252H55ZM83 253V254H84ZM94 253V252H93ZM93 253H91V254H93ZM139 253V252H138ZM141 253H142V251H141ZM145 253H144V255H145ZM171 253V254H172ZM179 253V252H178ZM193 253V254H192ZM201 253V252H200ZM200 253H198L199 255H200ZM207 252L205 251V254H206ZM212 253V252H211ZM233 253V254H234ZM1 254V253H0ZM42 254V253H41ZM41 254H40V256H41ZM62 254H64V253H62ZM70 254V253H69ZM77 253H76V251H75V256H74V258L77 256L76 255ZM81 254V253H80ZM79 254V258L81 259V257L82 258H85L86 257V255L84 256L83 254H81L80 255ZM90 254V255H91ZM96 254V253H95ZM95 254H94V256L93 257H95ZM171 254H170V257H171ZM182 254V253H181ZM192 254V255H191ZM211 255V256H215V255ZM229 254V255H230ZM241 254V255H240ZM259 254V253H258ZM45 255V254H44ZM43 255V256H44ZM47 255H48V253H47ZM55 255V254H54ZM61 255V254H60ZM59 255V256H60ZM73 255V254H72ZM71 255V256H72ZM88 255V254H87ZM89 255V256H90ZM97 255V254H96ZM100 255H102V254H100ZM117 255V256H116ZM122 255V254H121ZM125 255H127V254H125ZM138 255H140V254H138ZM168 255H166V256H168ZM199 255H198V257H199ZM210 255V254H209ZM208 255V253L206 254V256L208 257L209 256ZM257 254H255V256H256ZM264 255V254H263ZM48 256H51V254H49ZM48 256H44V257H48ZM56 256V255H55ZM66 256V255H65ZM71 256L69 255V256H66L65 258V261L66 260H68L67 261V264H68V262L70 261L71 263H72V261L71 260H69V259H67V258H71ZM105 256V255H104ZM128 256V255H127ZM136 256H137V254H136ZM146 255H145V257L144 258H146L147 257ZM165 256V257H166ZM201 257H202V255H200ZM205 256V258L207 259V257ZM210 256V257H211ZM6 257H8V256H6ZM57 257V256H56ZM92 256L90 257L91 259L93 258ZM97 257H99V258H101L100 256H99V254L97 255ZM103 257V256H102ZM109 257V258H110ZM126 257V256H125ZM124 257V258H125ZM130 257V256H129ZM132 257H134V255L133 256H131V258ZM142 257H143V254H142ZM141 257V258H142ZM185 257H186V255H185ZM192 257H195V256H192ZM197 257V259H198V263H199V261H200V259L201 258H198ZM217 257V256H216ZM222 257V256H221ZM220 257V258H221ZM261 257H263V256H261ZM41 258V257H40ZM51 259V257H48V259ZM72 258H73V256H72ZM73 258V260H75L76 261V259H74ZM89 258V257H88ZM105 258V257H104ZM122 258V259H121ZM122 256H120V258L118 257V260H123L124 259ZM140 258V257H139ZM139 258H138V260H139ZM140 258V259H141ZM167 258V257H166ZM182 258V257H181ZM180 258V259H181ZM187 257H186V259H188ZM55 259V258H54ZM57 259V258H56ZM80 259H78L77 258V260H80ZM95 259V258H94ZM94 259H92L91 261V263L92 264H95V263H93V260ZM102 259V258H101ZM101 259H99L100 260V263H101ZM134 259V258H133ZM177 259H179V258H177ZM179 259V260H180ZM183 259H184V257H183ZM182 259V260H183ZM217 259V258H216ZM263 259V258H262ZM4 260V259H3ZM45 258H44V262H45ZM82 260V259H81ZM98 260V259H97ZM99 260L97 261L98 262V264H99ZM103 260V259H102ZM105 260V259H104ZM108 260V259H107ZM117 260V259H116ZM116 260H114V261H112L111 263H115V261ZM124 260H126V258L124 259ZM129 260V259H128ZM128 260H126V261H128ZM132 260V259H131ZM189 260V261H190ZM193 260L195 261V259L193 258ZM214 260H215V257H214ZM218 260H220L221 261V259H217V261ZM37 261H38V259H37ZM47 261V260H46ZM74 261V262H75ZM84 261H89L90 262V260L88 259V260H86V259H84ZM133 261V260H132ZM135 261H136V259H135ZM144 260H142V262L140 261V262H138V263H143V264H145L144 262H143ZM164 261L165 260H163V263H164ZM172 261H174V259L172 260ZM172 261L170 260V262H171V264H172ZM186 261H188V260H185V262H182V261H179L180 263L179 264H182V263H187ZM192 261V260H191ZM195 261V262H196ZM212 261V260H211ZM211 261H207V264H212L213 262H211ZM220 261H218V262H215V263H219ZM260 262L261 261H264V260H259ZM39 262V263H38ZM38 262H36V264H40V262L41 261H38ZM43 262V261H42ZM73 262V263H74ZM89 262H87V264L89 263ZM96 262V261H95ZM104 262H106V260L104 261ZM109 262V261H108ZM123 262V261H122ZM122 262H121V264H122ZM137 262V261H136ZM166 262H168V260H166ZM178 261H176V263H177ZM182 262V263H181ZM193 262V261H192ZM204 262V261H203ZM206 262V261H205ZM204 262V263H205ZM211 262V263H210ZM223 262H221V263H223ZM13 263V262H12ZM55 263V262H54ZM62 263H65L63 260H62ZM70 263V264H71ZM72 263V264H73ZM77 263H79V261L77 262ZM76 263V264H77ZM80 263H82V262H80ZM79 263V264H80ZM107 263V262H106ZM110 263V262H109ZM110 263V264H111ZM113 263V264H114ZM117 263V262H116ZM118 263H119V261H118ZM126 263V262H125ZM128 263H129V261H128ZM127 263V264H128ZM131 263H134V262H131ZM175 263V264H176ZM264 263V262H263ZM47 264V263H46ZM52 264V263H51ZM60 264V263H59ZM82 264H85V263H82ZM105 264V263H104ZM165 264V263H164ZM167 264V263H166ZM169 264V263H168ZM178 264V263H177ZM188 264V263H187ZM193 264V263H192ZM195 264H197V263H195ZM200 264H202V263H200Z\"/></svg>",
	"mask_w": 264,
	"mask_h": 264
}]
</instances>
